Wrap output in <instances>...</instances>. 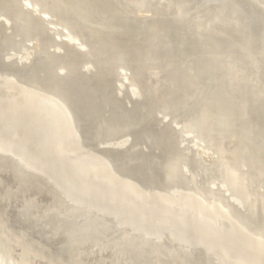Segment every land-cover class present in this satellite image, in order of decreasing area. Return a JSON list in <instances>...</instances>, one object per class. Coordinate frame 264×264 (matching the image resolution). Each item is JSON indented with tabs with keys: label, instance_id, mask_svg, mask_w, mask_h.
<instances>
[{
	"label": "rangeland",
	"instance_id": "374dc122",
	"mask_svg": "<svg viewBox=\"0 0 264 264\" xmlns=\"http://www.w3.org/2000/svg\"><path fill=\"white\" fill-rule=\"evenodd\" d=\"M0 0V5L2 8H0V11H2L4 14L5 12L7 13V11L11 12L9 14V12L7 14H5L7 17V19H9V23H7V25H5V23L2 24V21L0 20V142L4 143L2 145H6V146H9L11 147V149L13 150L14 149V152L15 154H17V156H14V155H11L9 153V151H7V153L5 152H0V157H1V164H0V194L3 195L1 196L0 195V198L3 197V199L1 200L0 199V259H2V263L3 264H101V262H105V256H106V261L105 262L106 264L108 263V261H110V263L112 264V258L114 260V262L117 261V263H123V264H126L128 262H130L131 260L133 261H136L134 259H137V263L136 262H133L131 261L130 263L132 264H145V257H143V255H147V253L143 254L144 252H142L141 256L142 258L139 259V253L141 252H136L138 251L137 248H139V251H142L143 249H140V247L142 245L146 246L147 242L146 241V238L149 236V239L151 240V242L149 244H152L154 241V247L157 249V243L158 245L160 244L162 246V248L160 247L159 245V248H161L160 250L162 251L163 248H164V251L165 249H167L166 251L168 252V254H173L172 256L170 255H167V252L165 253V257L166 255L169 256V257H166L167 258V262L164 260V263L166 264H173L174 261L176 264H181V259L183 260V264L184 262H189L190 264H211L212 260V264H222L221 260L226 263V264H264V245L262 243H264L263 239H264V236H261L262 234L264 235V178H262V174H263V177H264V165L263 162H264V94L261 93V92H264V87L262 89V85L264 84V73L261 74L262 70H264V63H262L263 67L261 66L260 67V70L259 72H256L254 69L253 71H255L257 73V75H255V80H256V83H255V80H253L251 77L254 76V73L252 71V67L250 65L249 68H247L248 66L246 65V69H244L245 67H243V69L241 68L242 66H245V64H248L246 62L245 59L246 56H242V53H243V45H250L253 47H256V46H264L262 45V42L264 41H259L258 38H260V40H264L263 37H264V32H262V26H264V17H260L256 14H259L258 12L255 13L256 17L254 14H251L253 12H249L251 10H248L247 8V3L245 1L244 5H243V2L242 0H239L242 1L241 3H238L239 5L241 6H238V8H241L240 10L241 11V14H240V10L238 8H236V12L233 11L232 12H226V10L224 11L225 13H221L218 11V14L220 15H216L215 13H217V11L213 12L215 9L213 8H210L208 7V5H206L207 7L204 6L203 2H205V0H201V2H196L198 0H192V3H191V0H171V3L170 0H168L169 2L166 4L165 2H160L159 0H156V1H149V0H142L144 1L143 3L145 4L143 6L142 4V1L139 0V1H133L132 0H43L46 4H48L49 7H51L53 9V12L54 14H57L59 18L61 19H64L65 21H70V25H73V27L78 31V32H81V35L84 37V40L85 41H88L87 44L89 45V47L92 48L95 47V48H98V49H95V48H89L88 49V53L85 55L84 58L81 59L82 56H84L80 53H78V51H75V49L69 47H64L65 45H62L64 44L65 42H61L60 40H58L57 38L54 37V34L51 35V30L45 26L46 24L43 25V21L38 18L39 16L37 15V18L35 17V13L33 14V12H29V10H24L22 9V7L19 6V4H17L16 0ZM71 1V2H70ZM103 1V2H102ZM116 1V2H115ZM123 1V2H121ZM127 1V3H126ZM131 1V2H130ZM152 2L155 6H153V4L151 3H147L146 2ZM200 1V0H199ZM3 2V3H2ZM7 2V3H6ZM15 4H14V3ZM66 3V5L63 4ZM118 2V3H117ZM121 2V3H120ZM138 2H140L138 4ZM155 2V3H154ZM176 2V3H175ZM179 2V3H178ZM185 2V3H184ZM187 2V4H186ZM190 2V3H189ZM50 3V4H49ZM129 3V4H128ZM161 3L164 5H161ZM175 3V5L173 4ZM195 3V5H194ZM6 4V6H5ZM95 4V5H94ZM142 4V6L140 5ZM162 6L163 9H161L160 5ZM172 4V5H171ZM63 5V6H62ZM119 5V6H118ZM126 5V6H125ZM129 5V6H128ZM132 5V6H131ZM137 6V7H134V6ZM146 5H150V7H146ZM153 7H152V6ZM168 5V8L166 9L165 7H167ZM177 5V7H176ZM194 5V6H193ZM197 5H200L199 7ZM202 5V6H201ZM10 8H9V7ZM54 6V7H53ZM70 6H73L70 8ZM76 6V7H75ZM96 6V7H95ZM117 6V7H116ZM158 6V7H156ZM173 6V8H172ZM193 6V8L191 7ZM244 10H243V8ZM4 7V9H3ZM16 7V8H15ZM75 7V8H74ZM79 7V8H78ZM130 7V8H129ZM134 7V8H133ZM141 7V8H140ZM156 7V8H154ZM172 8V10L169 8ZM185 7V8H184ZM188 7V9H187ZM189 7H191L193 10H190ZM201 7V8H200ZM207 9L205 10L204 9ZM6 8V9H5ZM55 8V9H54ZM69 8V9H68ZM128 10H126V9ZM132 8V9H131ZM139 8V10L137 9ZM143 8V9H142ZM151 8V9H150ZM154 8V9H153ZM158 8H160L158 10ZM174 8H176L175 10H173ZM178 8V9H177ZM182 8V9H181ZM184 8V9H183ZM210 8V9H209ZM62 9V10H61ZM130 9V10H129ZM136 11H135V10ZM142 9V10H141ZM152 10L151 12L153 13V10L156 9V11H154L155 13L158 11V13H153L150 14V10ZM238 9V10H237ZM5 10V11H4ZM12 10V11H11ZM69 10V11H68ZM71 10V11H70ZM77 10V11H76ZM99 10V11H98ZM185 10V13L183 12ZM186 10L187 13H186ZM202 13H201V11ZM212 11L213 12V15H212V12H209V11ZM248 10V11H247ZM56 11V12H55ZM61 11V12H60ZM135 11V12H134ZM138 11V12H137ZM146 13L148 14V11H149V14L146 15L143 13ZM176 11H177V14H176ZM195 12V13H191V12ZM198 11V12H197ZM205 11V13H204ZM207 11V12H206ZM223 11V10H222ZM245 11V12H244ZM65 12V13H64ZM69 14H68V13ZM74 12V13H73ZM89 12V13H88ZM128 12V13H127ZM133 12V14H132ZM140 12V13H139ZM160 12H161V15H160ZM169 12V13H168ZM173 12V13H172ZM180 12V13H179ZM239 12V13H238ZM243 12V13H242ZM13 13V14H12ZM73 13L74 15L76 14V18L73 16L72 18V15L71 14ZM120 13V14H119ZM123 15H122V14ZM124 13L126 14L124 16ZM164 13V15H163ZM183 13V15H182ZM190 13V14H189ZM198 13V14H197ZM201 13V14H200ZM208 16H207V14ZM231 13V14H229ZM246 13H247V16H248V13L250 15H252V17L254 16L253 19H249V17L246 16ZM63 14H65L63 16ZM131 14V15H129ZM136 14V15H135ZM139 16H138V15ZM169 14V15H168ZM172 14V18L170 17V15ZM188 14V15H187ZM196 14V15H195ZM226 14V15H225ZM228 14V15H227ZM235 14V15H234ZM238 14V15H237ZM240 14V15H239ZM21 15V16H20ZM34 15V16H33ZM80 15V16H79ZM82 15V17H81ZM133 15V17H132ZM141 15V16H140ZM146 17H144V16ZM155 15V19L153 18ZM160 15V16H158ZM163 15V16H162ZM182 15V16H181ZM191 15V16H190ZM195 15V16H194ZM237 15V16H236ZM245 15V16H244ZM14 16V17H13ZM128 16V17H127ZM136 18H135V17ZM150 16V17H149ZM158 16V18H157ZM180 16V17H179ZM194 16V18H193ZM205 16V17H204ZM210 16V17H209ZM212 16H214L212 18ZM217 16V17H216ZM220 16V17H219ZM223 16V17H221ZM226 16H229V17H226ZM231 16V18H230ZM246 17L247 19V22H254L255 23L257 22L256 20H258V17H259V22L263 21V25H261L262 23H259L257 22L256 24L257 25H254L253 22L250 23L249 22V25L248 23L246 22L245 18L242 19V17ZM64 17V18H63ZM69 18L68 20L65 19V18ZM129 17H131L129 20ZM141 17H144V18H141V20H138L139 18ZM160 17V18H159ZM178 19H177V18ZM182 17V19H181ZM185 17V18H184ZM209 17V18H208ZM234 17V18H233ZM251 17V18H252ZM25 18V19H24ZM73 19V20H70ZM75 18V19H74ZM82 19V21L79 20ZM85 18V19H84ZM149 18V19H148ZM151 18V19H150ZM202 18V19H201ZM222 18V19H220ZM242 19L243 21L239 20ZM21 21H20V20ZM29 21H27V20ZM128 19V20H127ZM144 21H143V20ZM160 19V20H159ZM170 19V20H169ZM176 19V20H175ZM190 20L191 22H188L187 20ZM207 19L209 21H207ZM217 20L218 22L216 23V21L214 20ZM223 19H225V23L222 21ZM230 21H229V20ZM236 21H235V20ZM262 19V20H260ZM41 20V21H40ZM78 20V22L76 21ZM85 20V22H83ZM92 20V21H91ZM115 20V22H114ZM124 20V21H123ZM126 20V21H125ZM148 20L150 21V23H152L151 25L149 24ZM156 20V21H155ZM187 23L185 24L184 22ZM232 20L234 21V25H236L235 27H233L234 25H232ZM252 20V21H251ZM74 21L76 22V25L74 24ZM88 21V22H87ZM97 21V22H95ZM102 24H100L99 23ZM106 21V24H104ZM155 21V22H154ZM158 21V23H157ZM180 21V22H179ZM203 21V23L201 24V22ZM206 23H205V22ZM213 21V22H212ZM221 21V22H220ZM238 21V23L236 24V22ZM239 21H241V23H244L243 25L241 23H239ZM28 22V23H27ZM33 25H32V23ZM35 22V23H34ZM39 22V23H38ZM72 22V24H71ZM81 22V24H80ZM124 22V23H123ZM140 22V23H139ZM146 22V23H145ZM148 22V23H147ZM229 22V23H228ZM18 23V24H17ZM22 23V24H21ZM27 23V24H26ZM78 23V24H77ZM84 23V24H83ZM86 23V24H85ZM95 25L96 23H98L97 25L93 26L92 25ZM157 23V25H156ZM159 23H161L159 25ZM183 23V25H182ZM189 23L191 25H189ZM194 23V24H193ZM200 23V25H198ZM208 23V26L206 25ZM214 23V24H213ZM221 26H220V24ZM246 23V24H245ZM149 24V25H148ZM190 26H188V25ZM211 24V25H210ZM213 24V25H212ZM219 24V25H218ZM225 24V25H224ZM230 24V25H229ZM253 24V26H256L258 28H253V26L251 25ZM259 24L261 25V27H259ZM12 27H11V26ZM17 25V26H16ZM36 25V27H35ZM88 28H86L85 26ZM101 25V26H100ZM106 27H103L105 26ZM146 25V26H145ZM159 25V26H158ZM175 25V26H174ZM195 25V27H194ZM221 29V27H223ZM238 25V26H237ZM244 26L246 25L247 27V32H249L248 34L249 35H252L253 37L256 36V34L258 35L257 38H253L252 36H247V33L246 35L243 36V33H245V29H243L242 27H240V30L239 29V26ZM248 25V26H247ZM8 26V27H7ZM23 26V27H22ZM84 26V27H82ZM91 26V27H90ZM98 26V27H97ZM150 26L151 29H150ZM186 26V27H185ZM201 26H205V28L201 27ZM213 28L211 30V28ZM230 28V32L228 27ZM233 29H232V27ZM252 26V27H250ZM22 27V28H21ZM40 27V28H39ZM91 29H90V28ZM96 27V28H95ZM101 27V28H100ZM154 27V28H153ZM159 27V29L156 30V28ZM165 27V28H164ZM207 27V28H206ZM250 27V28H249ZM35 28V30H34ZM45 28V29H44ZM95 28V30H94ZM194 28V29H193ZM220 28V30L222 31H217L216 29ZM238 28V29H237ZM253 30H252V29ZM262 30H261V29ZM14 29V30H13ZM25 29V30H24ZM94 33H93V31ZM98 29V30H97ZM100 29V30H99ZM122 29V30H121ZM150 29V30H149ZM190 29V30H189ZM193 29V31H192ZM252 32L255 31L254 33L250 32L251 30ZM257 29L258 32L260 31V35H262V37H260V35L258 34L257 32ZM17 30V31H16ZM45 30V31H44ZM50 30V32H49ZM106 30V31H104ZM107 30H110L107 32ZM164 30H166L164 32ZM188 30V31H187ZM196 30V31H195ZM204 30V31H203ZM207 30V31H206ZM208 30H210L208 32ZM219 30V29H218ZM237 34L239 35H236V32ZM5 31V32H4ZM23 31V32H22ZM26 31V32H25ZM33 31V32H32ZM36 31V32H35ZM44 31V32H43ZM112 31V32H111ZM115 31V32H114ZM190 31L192 33H190ZM198 31V32H197ZM216 31V32H215ZM227 31L228 33H231L230 34H227ZM233 35L232 34V32ZM242 31V32H241ZM244 31V32H243ZM16 32V33H15ZM88 33V34H85V33ZM90 32V33H89ZM92 32V33H91ZM111 34H108L110 33ZM185 32V33H184ZM194 32V33H193ZM201 32V33H199ZM206 32V33H205ZM208 32V33H207ZM211 32V33H210ZM219 32V33H217ZM222 32V33H220ZM239 32V33H238ZM262 32V34H261ZM5 33V34H4ZM18 33V34H17ZM24 35H23V34ZM26 33V34H25ZM102 33V34H101ZM105 33V34H104ZM124 33V34H123ZM149 33V34H148ZM156 33V34H155ZM216 34L215 36L216 37H219L221 35L220 38H223L225 40H221L220 38H217L215 39L216 37L214 36V34ZM252 33V34H250ZM92 34V36L90 35ZM95 34H98V35H95ZM152 36H151V35ZM155 34V35H154ZM165 34V35H164ZM184 34V35H183ZM193 34V35H192ZM195 34V35H194ZM198 34V35H197ZM204 34L206 35L204 37ZM208 34V35H207ZM218 34H220L218 36ZM227 36L226 38L222 37V36ZM41 35V36H40ZM97 37V36H100V39L98 38H95L94 37ZM105 35V36H104ZM140 35V36H139ZM166 35L168 37H166ZM183 35V36H182ZM188 35V36H187ZM203 35V36H201ZM212 35V37H211ZM233 35V36H232ZM121 36V37H120ZM161 36V37H160ZM163 36V37H162ZM172 36V37H171ZM185 36V37H184ZM210 36V37H209ZM241 36H242V39H241ZM249 37L250 39L247 41V37ZM19 37V38H18ZM38 37V38H37ZM86 37V38H85ZM94 37V38H93ZM102 37V38H101ZM109 37V39L111 40H107V38ZM183 37V38H182ZM203 37V38H201ZM208 37V38H207ZM214 37V38H213ZM235 37V39H234ZM239 38V41L237 40V38ZM9 38V39H8ZM11 38V39H10ZM24 38V39H22ZM34 38V39H33ZM55 38L56 41H59L61 44L60 45H57V47L55 46V40L53 39ZM90 38V39H89ZM93 38V39H92ZM104 38V39H103ZM162 38V39H161ZM176 38V39H175ZM187 38V39H186ZM196 38V39H195ZM199 38V39H198ZM206 38V39H205ZM212 40H211V39ZM227 38L230 39V41H226ZM246 38V39H245ZM253 38V39H252ZM19 39V40H18ZM154 39V40H153ZM158 39V41L156 42V40ZM165 39V40H164ZM170 39V40H169ZM185 39V40H184ZM209 39V40H207ZM214 39V40H213ZM219 39V40H218ZM240 39H241V42H240ZM245 39V41H244ZM253 41H252V40ZM4 40V41H3ZM13 40V41H12ZM39 40V41H38ZM168 40V41H167ZM200 40L203 42H200ZM207 40V41H206ZM218 42H217V41ZM243 40V41H242ZM6 41V43H5ZM9 41V42H8ZM16 41V42H15ZM22 41V43H21ZM29 41V42H28ZM36 41V42H35ZM49 41V42H48ZM93 41V43H92ZM114 42V43H111V42ZM118 41V42H117ZM155 41V42H154ZM167 41V42H165ZM199 41V42H198ZM213 43H212V42ZM224 41V42H223ZM235 41V43H234ZM238 41V42H237ZM250 44H245L243 42H246ZM255 41V43H253ZM5 44H4V43ZM11 42V43H10ZM18 42V43H17ZM52 42V43H51ZM58 42V43H59ZM94 42L96 44H94ZM117 42V44H116ZM154 42V43H153ZM175 42V43H174ZM183 42V44H182ZM191 42V43H190ZM208 42V43H207ZM220 42V43H219ZM228 44H227V43ZM234 44H233V43ZM258 45H256L257 43ZM261 42V43H260ZM2 43V44H1ZM57 43V44H58ZM59 43V44H60ZM92 45H91V44ZM108 43V46H106ZM110 43V45H109ZM197 43V44H196ZM202 43V46L204 45V47L201 49V44ZM241 43H243V45H241ZM254 45H253V44ZM8 44V45H7ZM48 44V45H47ZM112 44V45H111ZM158 44V45H157ZM163 44V45H162ZM170 46L168 47L167 45ZM199 44V45H198ZM211 44V45H209ZM216 44L218 46H216ZM227 44V45H226ZM234 45L233 47H231L232 45ZM239 44V45H238ZM260 44V45H259ZM6 45V46H5ZM27 45V46H26ZM114 45V46H113ZM176 45V46H175ZM178 45V46H177ZM180 45L183 47H180ZM215 45V47L213 46ZM220 45V46H219ZM26 46V47H25ZM40 46V47H38ZM43 46V47H42ZM60 46V47H59ZM117 46V47H115ZM121 46V47H120ZM154 46V48H153ZM162 46V47H161ZM167 48H166V47ZM200 46V47H199ZM226 47L230 46L229 48H227V51H226ZM240 46V47H239ZM250 46V47H251ZM64 47V48H63ZM109 49H108V48ZM111 47V48H110ZM114 47V48H113ZM120 47V48H119ZM157 47H161V48H157ZM178 47V48H177ZM217 47H220V50L219 48ZM236 47H238L237 51L236 50ZM2 48V49H1ZM19 48V49H18ZM29 48V49H28ZM32 48V49H31ZM166 48V49H165ZM171 48V49H170ZM183 48V50L181 49ZM215 50L214 48H216V52L212 50ZM223 48V49H222ZM240 48V51H238ZM262 48V47H261ZM42 49V50H41ZM45 49V50H44ZM66 49V50H65ZM91 49V50H90ZM104 49V50H103ZM119 49V51L117 50ZM164 49V50H163ZM185 49V50H184ZM190 49V51H189ZM203 49H205L206 51H204ZM207 49H209L210 51H208ZM235 49V50H234ZM99 50V51H98ZM123 50V51H122ZM192 50V51H191ZM196 50V51H195ZM233 50V52H231ZM264 50V49H263ZM29 51V52H27ZM94 51V52H93ZM101 51V52H100ZM115 51V52H113ZM150 51V52H149ZM187 51L188 56H187V53L185 52ZM202 51V53H201ZM204 51V52H203ZM209 53H208V52ZM211 51H213L212 54ZM230 51V52H229ZM92 52V53H91ZM98 52V53H97ZM100 52V53H99ZM118 52H119V55H118ZM153 52V53H152ZM224 54H222V53ZM227 54H226V53ZM264 52V51H263ZM28 53V56L26 57L25 54L27 55ZM49 55H48V54ZM63 53V54H62ZM92 56H91V54ZM93 53H96V55H94ZM107 53V54H106ZM113 53V54H112ZM117 53V54H116ZM130 53V54H129ZM176 56H175V54ZM180 53V54H179ZM183 55H182V54ZM184 53H186V58H185V55ZM195 53V54H194ZM205 53V55H204ZM220 54V57L222 56L223 57V61L221 60V58H218L219 56L216 55V54ZM230 53V54H228ZM240 53V54H239ZM33 54V55H32ZM71 54V55H70ZM80 54V55H79ZM101 54V55H100ZM122 54V55H121ZM170 54H171V57H170ZM199 54H201L199 56ZM209 54V56H208ZM226 54V55H225ZM16 55V56H15ZM46 55V56H45ZM60 55V56H59ZM68 55V56H67ZM90 55V56H88ZM118 55V56H116ZM177 55H179L177 57ZM180 55H182V57H180ZM191 55V56H190ZM244 55V54H243ZM25 58H23V57ZM100 56V57H99ZM111 56V57H109ZM150 56V57H149ZM168 56H169V59H168ZM174 56V57H173ZM212 56V57H211ZM214 56V57H213ZM238 56V57H237ZM6 57V58H5ZM15 57V58H14ZM20 57L22 59H20ZM89 57V58H87ZM97 57V58H96ZM152 57V58H151ZM192 57V59H191ZM198 58V61L196 58ZM209 57V58H208ZM216 57V59H214ZM227 57V58H226ZM230 57V58H229ZM237 57V58H236ZM241 59H240V58ZM91 58H92V61H91ZM105 58V59H104ZM138 58V59H137ZM150 58V60H149ZM173 58V59H171ZM176 58V59H175ZM178 58V59H177ZM189 58V59H188ZM218 58V60H217ZM232 58V59H231ZM235 58V59H234ZM16 59V60H15ZM102 59V60H101ZM107 59V60H106ZM110 59V60H109ZM120 59V60H119ZM124 59V60H122ZM129 59V60H128ZM183 59V60H181ZM187 59V60H186ZM193 59H194V62H193ZM227 59V60H226ZM228 59H229V62H228ZM2 60V61H1ZM5 60V62H4ZM70 60V61H69ZM83 60V63L84 61L86 60L87 63H85L83 65V63H81L80 61ZM94 60H95V63H94ZM103 60H106V61H103ZM114 60V61H112ZM116 60V61H115ZM122 60V62H121ZM167 60V61H166ZM172 60V61H170ZM180 60V61H179ZM186 60V62H185ZM211 60V61H210ZM217 60V61H216ZM236 62H233L235 61ZM239 60V61H238ZM9 61V62H8ZM14 61V62H13ZM55 61V62H54ZM127 61V62H126ZM148 61V62H147ZM157 61V62H156ZM181 61H184L185 63H181ZM188 61V62H187ZM190 61H192V63L190 64ZM210 61V62H208ZM242 61L244 62V64L242 63ZM4 62V63H3ZM42 64H41V63ZM81 65H80V63ZM90 62V63H89ZM118 62L120 64H118ZM150 62V63H149ZM196 62V63H195ZM208 64V66L204 65L203 64ZM206 62V63H205ZM208 62V63H207ZM227 65H226V63ZM3 63V64H2ZM33 63V64H32ZM51 63V64H50ZM114 63L118 64V65H124L127 69H129V73L130 74H133V77L137 86H138V89L140 90L139 91V95L137 97H133L130 92H128L129 90L125 87L123 88H120L119 87V82L114 80L115 78L119 77L117 76L118 72H117V66L118 65H114ZM126 65H125V64ZM131 63V64H130ZM147 63V64H145ZM152 63V64H151ZM169 65H168V64ZM176 63V65L174 64ZM179 63V64H177ZM197 65H195V64ZM211 63V64H210ZM221 63V64H220ZM224 63V64H223ZM234 63V64H233ZM241 63V64H240ZM5 64V65H4ZM79 64V65H78ZM86 64H88V67L85 68ZM90 64V65H89ZM94 65V66H91V65ZM96 64H98L96 66ZM114 66H113V65ZM135 64V65H134ZM149 64H151V67L149 66ZM166 64V65H165ZM188 64H189V67H188ZM194 64V65H193ZM210 64V65H209ZM3 65V66H2ZM14 65V66H13ZM34 65V66H33ZM36 65V66H35ZM112 69L110 70L109 67ZM172 65V68L174 67H178L177 68V71H174L176 70V68H174V70L171 68ZM202 65V67H201ZM213 65V66H212ZM220 65V66H219ZM233 65V66H232ZM235 65V66H234ZM240 65H242L240 67ZM96 66V67H95ZM107 66V67H106ZM147 66V67H146ZM169 66V67H168ZM186 66V67H185ZM194 66V68H193ZM196 66V67H195ZM239 66V67H238ZM56 67V69H55ZM61 67V68H60ZM84 67V68H83ZM92 67V68H90ZM100 67V68H99ZM143 67V68H142ZM168 67V69H166ZM199 67V68H198ZM203 67H206L207 70H204ZM216 67V68H214ZM222 67V68H221ZM238 69L236 70L235 68ZM6 68V69H5ZM42 68V69H41ZM74 68V69H73ZM83 68V70H82ZM98 68V69H97ZM103 68V69H102ZM114 68L115 71L113 70ZM220 68V69H219ZM230 68V69H229ZM263 68V69H262ZM11 69V70H10ZM18 69V70H17ZM27 69V70H26ZM86 69V70H85ZM88 69V70H87ZM90 69V70H89ZM92 69V70H91ZM181 69V70H180ZM200 69V71H199ZM214 69V70H213ZM215 69H216V73H215ZM227 69V70H226ZM233 69V70H232ZM241 69H242V73H241ZM249 69H250V72H249ZM2 70V71H1ZM8 70V71H7ZM23 70V71H22ZM101 70V71H100ZM133 70V71H132ZM161 70V71H160ZM183 70V71H182ZM189 70V71H188ZM195 70V71H194ZM209 70V71H208ZM219 70V72H218ZM224 70V71H223ZM38 71V73H37ZM42 71V72H41ZM66 71V72H65ZM70 71V72H69ZM86 71V72H84ZM92 71V72H91ZM98 71V72H96ZM159 71V72H158ZM164 71V73H163ZM172 71V72H170ZM175 74H174V72ZM186 71V72H185ZM193 71V74L190 73ZM214 71V73H213ZM236 71V73H235ZM5 72V74H4ZM57 72V73H56ZM65 72V73H64ZM102 72V73H101ZM195 72V73H194ZM226 72V73H225ZM229 72V73H228ZM247 72V74H246ZM264 72V71H263ZM89 73V74H88ZM101 73V74H99ZM113 73H114V77L112 78L113 76ZM117 73V74H116ZM152 73V74H151ZM166 73V74H165ZM168 73V74H167ZM190 73V74H189ZM197 73V75H196ZM199 73V74H198ZM210 73V75H209ZM221 73V74H220ZM223 73V74H222ZM245 73V74H244ZM249 73V74H248ZM251 73H253L251 75ZM255 73V74H256ZM261 75H260V74ZM66 74V75H65ZM97 74V75H96ZM216 74V76H215ZM25 75L27 77H25ZM95 77L94 79L93 76ZM99 75V76H98ZM104 76V78H102V76ZM155 75V76H154ZM168 75H171V77H169ZM182 75V76H181ZM185 75V76H184ZM195 75V76H194ZM212 75V76H211ZM221 75V76H220ZM229 75V77H228ZM235 75V76H234ZM241 75V76H240ZM46 76V77H45ZM88 76V77H87ZM108 76V77H107ZM143 76V77H142ZM158 79H157V77ZM168 76V77H167ZM176 76H178L179 80L176 78ZM184 76V78H183ZM189 76V77H188ZM206 76V77H205ZM211 76V77H209ZM214 76V78H213ZM225 78H224V77ZM237 77L241 78H237ZM247 76V77H246ZM250 78H249V77ZM258 76H263L262 78L258 77ZM11 77V78H10ZM13 77V79H12ZM79 77V78H78ZM140 77V78H139ZM166 77V79H165ZM202 77V78H201ZM207 77L209 78V80L207 79ZM223 77V78H222ZM257 77V79H256ZM22 78V80H21ZM24 78V79H23ZM48 78V80H47ZM53 78V79H52ZM90 78V79H89ZM145 78V79H144ZM173 78V79H172ZM182 78V80H181ZM189 78V79H187ZM206 78V79H205ZM217 78V79H216ZM221 78V79H220ZM231 78V79H230ZM248 78V79H247ZM254 78V77H253ZM259 78L261 79V82L259 83L258 80ZM11 79V80H10ZM99 79V81H98ZM107 79V80H106ZM138 79V80H137ZM184 79V80H183ZM186 79V80H185ZM192 79H194L192 81ZM195 79H199L197 81H195ZM230 79V80H229ZM235 79V80H234ZM247 79V81H246ZM251 79V80H250ZM4 80V81H3ZM21 80V81H20ZM69 80V81H68ZM78 80V81H77ZM92 83H91V81ZM109 80V81H108ZM118 80V79H117ZM158 80V81H157ZM163 80V81H162ZM207 82H206V81ZM211 80V81H210ZM249 80V81H248ZM263 80V82H262ZM23 81V82H22ZM77 81V82H76ZM102 81V82H101ZM107 81V82H105ZM112 81V82H111ZM154 81V82H153ZM160 81V82H159ZM166 81L167 84L169 86H167L166 84ZM180 81V83H179ZM182 81V82H181ZM188 81V82H187ZM195 81V82H194ZM202 81V82H201ZM220 83H218V82ZM245 81V82H244ZM254 81V83H252ZM260 81V80H259ZM25 82V83H24ZM28 82V83H27ZM42 82V83H41ZM76 82V83H75ZM95 82V83H94ZM110 82V83H109ZM117 82V83H116ZM157 82V83H156ZM161 82H165L164 84L161 83ZM172 82V83H171ZM173 82H175L173 84ZM186 84L184 86V84ZM193 82V83H191ZM217 82V83H216ZM230 82V87L228 85V83ZM238 82V83H236ZM243 82V83H242ZM247 82L249 84H247ZM101 83V84H99ZM105 83V84H103ZM116 83V84H115ZM140 83H142V85H140ZM156 83V84H154ZM177 83V84H176ZM179 83V85H178ZM198 85H196V84ZM241 83V84H240ZM259 86H258V84ZM262 83V84H261ZM10 84V85H8ZM25 86H24V85ZM57 84V85H56ZM63 84V86H62ZM94 84V85H93ZM108 84V86H107ZM111 84V85H110ZM118 84V86H117ZM158 84V85H157ZM166 85L167 87L163 86V85ZM182 84V85H181ZM196 86H195V85ZM207 84V85H206ZM237 86H236V85ZM244 84H246L247 86H244ZM261 84V86H260ZM23 85V86H22ZM44 85V86H43ZM46 85V87H45ZM75 85V86H74ZM156 87H155V86ZM175 85L176 89H179L180 92H182V96L181 94L179 93V90H177V94H175V96H173L174 92L176 93V89H174L175 87H173ZM180 87H178V86ZM189 85V86H188ZM213 85V86H212ZM220 86V88H218ZM232 85V86H231ZM235 85V86H233ZM257 85V86H256ZM81 86V87H80ZM97 86V87H96ZM117 86V87H116ZM160 86V87H159ZM184 86V87H183ZM197 87L195 89V87ZM210 86V88H209ZM218 86V87H217ZM227 86L229 88H227ZM242 86V88H241ZM255 86V87H254ZM264 86V85H263ZM106 87V88H105ZM153 87V89H152ZM166 89H165V88ZM169 87V88H168ZM171 87H173V91L171 90ZM184 90H183V88ZM187 89H186V88ZM191 87V88H190ZM193 87V88H192ZM201 87V88H200ZM224 89H223V88ZM226 87V88H225ZM236 87V88H235ZM240 87V88H239ZM254 87V89H253ZM261 87V88H259ZM16 88V89H15ZM18 88V89H17ZM95 88V90H94ZM102 88V89H101ZM118 88V89H117ZM148 88V89H147ZM217 88V89H216ZM256 88V89H255ZM29 89V90H28ZM87 89V90H85ZM91 89V90H90ZM97 89V90H96ZM104 89V90H103ZM122 89V90H121ZM124 89V91H123ZM142 89V90H141ZM163 89V91H162ZM165 89V90H164ZM203 89V90H201ZM207 91V93L205 92V90ZM228 89V90H227ZM234 89V91H233ZM70 90V91H69ZM78 90V91H77ZM105 92H103V91ZM150 90V91H149ZM156 90H157V93H156ZM160 90V91H159ZM168 90V91H167ZM171 90V92H170ZM175 90V91H174ZM196 90V91H195ZM230 90V91H229ZM238 90V91H237ZM245 92H244V91ZM261 90V91H260ZM263 90V91H262ZM65 93H64V92ZM75 92L74 94H72V92ZM77 91V92H76ZM90 91V92H89ZM154 91V92H153ZM164 91H166V93H164ZM184 91V92H183ZM195 91V92H194ZM201 91V92H200ZM204 91V92H203ZM209 91V92H208ZM216 91V92H215ZM236 91V92H235ZM256 93H254V92ZM100 92V94H99ZM141 92V93H140ZM161 92V93H160ZM170 92V93H169ZM189 92H194L193 95L192 93H189ZM198 94H197V93ZM214 92V93H213ZM224 92V93H222ZM235 92V93H233ZM237 92H240V93H237ZM11 93V94H10ZM95 93V94H94ZM107 93V94H106ZM126 93V94H125ZM154 93V94H153ZM164 93V95H163ZM168 93V97L165 96V94L167 95ZM179 93V94H178ZM185 95H184V94ZM189 93V94H188ZM202 93V94H201ZM44 94V96H43ZM48 94H51V95H48ZM61 94V95H60ZM76 94V95H75ZM105 94V95H104ZM111 94V95H110ZM150 94V95H149ZM159 94V95H158ZM171 94V95H170ZM195 94V96H194ZM206 94V97H203V95ZM209 94V95H208ZM214 96H213V95ZM242 94V95H241ZM245 94V95H244ZM258 94V96H257ZM41 95V96H40ZM48 95V96H46ZM53 95H57L61 100L62 102L65 104L64 106L65 109L68 108L70 110L66 111L67 112V117L65 116H62V114L60 113H56L55 111H53L52 109H50L49 107V103L48 101L46 100L47 97L49 96H53ZM61 97H60V96ZM68 95V96H67ZM93 95V96H92ZM107 95V96H106ZM114 95V97H113ZM121 95V96H120ZM130 95V96H129ZM171 97H170V96ZM178 95V96H177ZM180 95V96H179ZM187 95V96H186ZM189 95V96H188ZM193 97H192V96ZM208 95V96H207ZM231 95V96H230ZM238 97H237V96ZM4 96V97H3ZM9 96V97H8ZM42 96H43V100L42 99ZM95 96V97H94ZM109 96V97H108ZM123 96V97H122ZM126 96V97H125ZM161 96V97H160ZM173 96V97H172ZM191 96V97H190ZM221 96V97H220ZM227 96V97H226ZM234 96V98H233ZM8 97V98H7ZM45 97V98H44ZM76 97V99H74ZM104 97V98H103ZM107 97V98H106ZM111 97V101H110V98ZM119 97V98H118ZM130 97V98H129ZM166 97V98H165ZM181 97L183 99H181ZM196 97V99H195ZM201 97V98H200ZM202 97H203V100L202 101ZM212 97V98H210ZM217 97H218V100H217ZM247 99H246V98ZM261 97V98H260ZM29 98V99H28ZM41 98V99H40ZM102 100H101V99ZM106 98V99H105ZM132 98V100H131ZM166 101V103L164 102V100ZM175 99V100H171V99ZM208 98V99H206ZM226 98V99H225ZM229 98V99H228ZM237 98H240L239 100ZM241 98L243 100H241ZM263 98V99H262ZM45 99V100H44ZM86 99V100H85ZM127 99V100H126ZM129 99V100H128ZM151 99V100H150ZM167 99V100H166ZM170 99V100H168ZM198 99L199 102H198ZM226 101H225V100ZM245 99V101H244ZM262 99V100H261ZM38 100V102L36 101ZM67 100V101H66ZM95 100V101H94ZM124 100V102H123ZM139 100V101H138ZM158 100V101H157ZM160 100V101H159ZM162 100V101H161ZM180 100V101H178ZM186 100V101H185ZM190 100V101H188ZM196 100V101H195ZM212 100V101H211ZM229 100V101H228ZM263 102H261V101ZM42 101V102H41ZM100 101V102H99ZM113 101V102H112ZM194 101V102H192ZM215 101V102H214ZM239 101V102H238ZM105 102V105H103ZM107 102V104H106ZM116 102V104H115ZM181 102V103H180ZM187 102V103H186ZM189 102V103H188ZM223 102V103H222ZM227 102V103H226ZM247 102V103H245ZM249 102V104H248ZM41 103V104H40ZM45 103V104H44ZM77 103V104H75ZM90 103V104H89ZM102 103V104H100ZM109 103V104H108ZM113 103V104H112ZM123 103V104H122ZM129 103V104H128ZM167 103L169 104V106L171 105L172 107H169L167 105ZM178 103V105H176ZM179 103L181 105H179ZM192 103V104H191ZM194 103V106H192ZM197 105H196V104ZM202 103L203 106H202ZM229 103V105H228ZM244 103V104H243ZM251 103V104H250ZM38 104L40 105L38 107ZM43 104V105H42ZM85 104V105H84ZM112 104V105H111ZM118 104H119V107H118ZM122 104V105H121ZM131 104V105H130ZM161 104V105H160ZM187 104V106H186ZM189 104H191L190 106H192L193 110L196 111V112H192V108H190ZM206 104V106H205ZM214 104V105H213ZM225 104V106H224ZM226 104H227V107H226ZM235 104V106H234ZM241 104V105H239ZM42 105V109L40 108ZM47 105V106H46ZM69 105V106H67ZM75 105V106H74ZM110 105V106H109ZM137 108H136V106ZM175 105V106H174ZM217 105V106H216ZM222 105V106H221ZM94 106V107H93ZM105 106V107H104ZM108 106V107H107ZM122 106V107H121ZM130 106V107H129ZM165 106V107H164ZM181 106V107H180ZM186 106V107H185ZM210 106V107H209ZM212 106V107H211ZM216 108H213L215 107ZM230 106V107H229ZM244 106V107H243ZM46 107V108H45ZM72 107V108H71ZM100 107V108H99ZM104 107V108H103ZM110 107V108H109ZM115 107V108H114ZM150 107V108H149ZM184 107V109H183ZM196 107V108H195ZM201 107V108H200ZM205 107V108H204ZM223 107V108H222ZM225 107V108H224ZM45 108V109H44ZM49 108V109H48ZM71 108V109H70ZM102 108V109H101ZM107 108V109H106ZM123 108V110H122ZM126 108V109H125ZM165 108H166V111H165ZM178 108V109H177ZM188 108V110H187ZM190 108V109H189ZM209 108V109H208ZM231 108V110H230ZM246 110H245V109ZM248 108V109H247ZM44 109V110H43ZM76 109V110H74ZM88 109V110H86ZM91 109V110H90ZM95 109V110H94ZM109 109V110H108ZM141 109V110H140ZM162 109V110H161ZM173 109V110H172ZM200 109V110H199ZM203 109V110H202ZM205 109V110H204ZM208 109V110H207ZM235 109V110H234ZM238 109V110H237ZM243 109V110H242ZM113 110V111H112ZM126 110V111H125ZM136 110V111H134ZM160 110V111H159ZM168 110H170L171 112V117L169 116V114H167L166 116V113H170ZM172 110V111H171ZM176 110V114L174 113ZM184 110H186L185 112L187 113H184ZM210 110V111H209ZM214 110V111H213ZM217 110H220L219 112H216ZM45 111V112H44ZM75 111V112H74ZM93 111V112H92ZM99 111V112H98ZM107 111V112H106ZM112 111V112H111ZM159 111V112H158ZM164 111V112H163ZM177 111L179 113H177ZM188 111V112H187ZM189 111H191V113L193 114H189ZM199 111V113H198ZM202 111V113H201ZM203 111L205 113H203ZM223 111V112H222ZM228 111V112H227ZM243 111V112H242ZM102 112H105V113H102ZM110 112V113H109ZM132 112V113H131ZM141 112V113H140ZM166 112V113H165ZM182 112L184 114H182ZM212 112V114L210 113ZM215 112V113H214ZM50 116H48L47 114ZM70 113V114H69ZM72 113V114H71ZM75 113V114H73ZM95 113V114H94ZM112 113V114H111ZM126 113V114H125ZM135 113V114H134ZM140 113V114H139ZM165 113V114H164ZM198 113V115H197ZM225 113V114H224ZM232 113V114H231ZM239 113V115H238ZM52 114V115H51ZM56 116H55V115ZM118 114V115H117ZM122 114V115H121ZM125 114V116H124ZM155 114V115H153ZM164 114V115H163ZM180 114H181V117L185 116L187 117L188 115H192L191 118L188 116V120L184 118H179L180 117ZM203 114V115H202ZM224 114V115H223ZM228 114V115H227ZM249 114V115H247ZM251 114V115H250ZM45 115V116H44ZM48 120L47 119V117ZM79 115V116H78ZM99 115V116H98ZM111 115V116H109ZM121 115V116H120ZM134 115V116H133ZM162 115V116H161ZM175 115V116H174ZM205 115V117H204ZM208 115V116H207ZM4 116V118H3ZM39 116V117H38ZM43 116V117H42ZM72 116V117H71ZM113 116V117H112ZM120 116V117H119ZM127 116V117H126ZM168 117V119L166 118ZM179 116V117H178ZM211 116V117H210ZM229 116H231L229 118ZM247 116V117H246ZM85 117V118H84ZM93 117H96V118H93ZM110 117V118H109ZM176 117V118H175ZM194 117V118H192ZM203 119H201V118ZM216 117V118H215ZM237 117V118H236ZM46 118V119H45ZM55 120V121H53ZM106 118V119H105ZM116 118V119H115ZM170 118V119H169ZM176 121V122H179L180 121H183V119L185 120L182 122V124H188L187 126H189L190 128L194 129L195 131H198V133L201 135L202 133L205 132V130L207 129L206 127H208V130H206V133L204 135V137H207L206 135H209V133L211 134L209 137L211 138L212 142L218 146L221 147V145L225 144V142H227V145L230 144V148L229 150L230 153L227 154V156L232 160L231 162H234L235 164L234 165H241L243 164L244 166V163H245V166H246V169L243 167L242 169V177H244L245 179L242 178L243 182L240 183L239 181L237 182L236 178L238 179V177L236 176V174H234L233 172L229 171L226 169V167L221 164V160L219 159L218 160H214L212 157H209V158H205L203 159L200 155L196 154L197 152L196 151H193L194 149H192L191 146H189L190 144L188 142H186L183 137H182V134H181V131L179 130V128L173 123V120ZM178 118V119H177ZM196 118H199L198 120ZM209 118V119H207ZM241 118V119H240ZM250 118V119H249ZM75 119V120H74ZM80 119V120H79ZM85 119V120H84ZM90 122H89V120ZM109 119V121H108ZM130 119V121H129ZM138 119V120H137ZM164 119V120H163ZM193 120L190 121V120ZM195 119V121H194ZM226 119V120H225ZM243 119V120H242ZM256 119V120H255ZM92 120V121H91ZM96 120V121H95ZM106 120V121H105ZM118 120V122L116 121ZM140 120V121H139ZM201 120V122H200ZM225 120V121H224ZM235 120V121H234ZM242 120V121H241ZM2 121V122H1ZM96 124H95V122ZM122 121V122H121ZM128 121V123H127ZM136 121V122H135ZM190 121V122H189ZM199 121V123H198ZM240 121V122H239ZM252 123H251V122ZM75 122V123H74ZM115 122V123H114ZM124 122V123H123ZM189 122V123H187ZM212 124H211V123ZM226 122V123H225ZM228 122L230 124H228ZM233 122V123H232ZM243 122L245 123L243 125ZM247 122V123H246ZM2 123V124H1ZM6 123V124H5ZM57 123V124H56ZM103 123V124H102ZM165 123V124H163ZM168 123V124H167ZM171 123V124H170ZM181 123V122H179ZM196 123V125H195ZM208 123V124H206ZM237 123V124H236ZM249 123V124H248ZM252 125H251V124ZM81 124V126H80ZM89 124V125H88ZM134 124V125H133ZM140 124V125H139ZM144 124V125H143ZM173 124V125H172ZM200 124V126H199ZM223 124V125H222ZM226 124V125H225ZM236 127H235V125ZM241 124V126L239 125ZM120 125V126H119ZM164 125V126H163ZM176 127H175V126ZM207 125V126H206ZM222 125V126H221ZM232 125V126H231ZM249 125H251L250 127H248ZM261 127H260V126ZM6 126V127H5ZM92 126V127H91ZM105 126V129L103 128ZM118 128H117V127ZM192 126V127H191ZM199 128H198V127ZM206 126V127H205ZM227 126V127H226ZM234 126V127H233ZM244 126V127H243ZM9 127V129H8ZM83 127V128H82ZM90 127V128H89ZM94 127V128H93ZM138 127V129H137ZM147 127V128H146ZM151 127V128H150ZM158 127V128H157ZM169 127V128H168ZM175 127V128H174ZM197 127V128H195ZM220 127V128H219ZM227 130H226V128ZM230 127V128H229ZM246 127V128H245ZM252 127V128H251ZM255 127V128H253ZM3 128V129H2ZM76 128V129H75ZM87 128V129H86ZM98 128V130H97ZM144 128V130H143ZM172 128V129H171ZM177 128V129H176ZM203 130H201V129ZM223 128V129H222ZM236 128V129H235ZM252 130H251V129ZM259 128V129H258ZM76 131H75V130ZM90 129V130H89ZM163 129V130H162ZM166 129V130H165ZM168 129V130H167ZM170 129V131H169ZM213 129V130H212ZM231 129V130H230ZM242 129V130H241ZM245 129V131H244ZM249 132H248V130ZM257 129V130H255ZM2 130V131H1ZM83 130V131H82ZM86 130V132H85ZM88 130V131H87ZM95 130V132H93ZM133 132H132V131ZM180 132H179V131ZM201 130V131H200ZM217 130V131H216ZM220 130V131H219ZM225 130V131H224ZM229 130V131H228ZM27 131V133H26ZM102 131V132H101ZM114 131V132H113ZM138 131V132H137ZM149 131V132H148ZM160 131V132H159ZM165 133H164V132ZM168 131V132H167ZM208 131V132H207ZM215 131V132H214ZM224 131V132H223ZM227 131V132H226ZM234 131V132H233ZM241 134H240V132ZM252 133H251V132ZM262 131V132H261ZM12 132V133H10ZM15 132V133H14ZM19 132V133H18ZM76 132V133H75ZM83 132V133H82ZM98 132V133H96ZM128 132V133H127ZM144 132V133H143ZM158 132V133H157ZM179 132V133H178ZM218 132V133H217ZM232 132V133H231ZM237 132V133H236ZM244 132V134H243ZM247 132V134H246ZM261 132V133H260ZM3 133V135L1 134ZM18 135H17V134ZM62 133V134H61ZM65 133V135L63 134ZM81 133V134H80ZM105 133V134H104ZM110 133V134H109ZM116 133V134H115ZM120 133V134H119ZM134 133V134H133ZM153 133V134H152ZM164 133V134H163ZM225 133V134H224ZM235 133V135H234ZM84 134V135H83ZM157 134V135H156ZM162 134V135H161ZM215 134V135H213ZM232 134V135H231ZM261 134V135H260ZM263 134V135H262ZM10 137H9V136ZM21 135V136H20ZM31 135V136H30ZM64 137H63V136ZM92 135V137H91ZM101 135V137H100ZM135 135V136H134ZM145 135V136H144ZM227 135V136H225ZM254 135V136H253ZM259 135V136H257ZM84 136V137H83ZM125 136V137H124ZM137 136V137H136ZM150 136V137H149ZM158 136V137H157ZM173 136V137H172ZM203 136V134L201 135ZM215 137V139H213V137ZM225 136V138H224ZM232 136V137H231ZM251 136V137H250ZM23 137V138H22ZM88 137V138H87ZM98 137V138H97ZM129 137V139H128ZM162 137V138H160ZM168 137V138H167ZM180 137V138H179ZM217 137V138H216ZM221 137V138H219ZM222 137L224 138L222 140ZM226 137H228V141L226 139ZM234 137V139H233ZM247 137V138H246ZM21 138V139H20ZM84 138V140H83ZM91 140H90V139ZM93 138V140H92ZM103 138V139H102ZM125 138V139H124ZM157 138V140H156ZM161 140H160V139ZM175 138H176V141H175ZM179 138V139H178ZM209 138V139H210ZM231 138V139H230ZM245 138V139H244ZM249 138V139H248ZM254 138V139H253ZM15 139V140H14ZM23 139V140H22ZM32 141H31V140ZM120 139V140H119ZM139 139H140V142H139ZM182 139V140H181ZM218 142H217V140ZM252 139V140H251ZM261 139V140H260ZM2 140V141H1ZM20 140V141H19ZM81 140V141H80ZM123 140V141H122ZM127 140V142H126ZM173 140V141H172ZM179 142H178V141ZM184 140V141H183ZM216 140V141H215ZM222 140V141H221ZM231 140V141H230ZM238 140V141H237ZM246 140V141H244ZM253 140L255 142H253ZM256 140H258L256 142ZM84 141V142H82ZM88 141V143H87ZM97 141V142H96ZM122 141V142H121ZM125 141V143H123ZM138 141V142H137ZM165 143H164V142ZM230 141V142H229ZM232 141L235 143H232ZM260 141V142H259ZM22 142V143H21ZM31 142V143H30ZM82 142V143H80ZM114 142V143H113ZM121 142V143H120ZM154 142V143H153ZM159 142V143H158ZM163 142V143H162ZM169 142V143H168ZM229 142V143H228ZM237 142V143H236ZM244 142V143H243ZM63 143V145H62ZM117 143V144H116ZM120 143V144H119ZM123 143V144H122ZM181 143V144H180ZM182 143L184 145H182ZM219 143V144H218ZM240 143V144H239ZM257 143V144H256ZM23 144V145H22ZM31 147H29L30 145ZM85 144V146H84ZM98 144V146H97ZM137 144V145H136ZM156 144V145H155ZM168 144V145H167ZM172 144V145H171ZM179 144V146H178ZM188 144V146H187ZM238 146H237V145ZM243 144V145H242ZM251 144V145H250ZM1 143H0V147L2 146ZM152 145V146H151ZM242 145V146H241ZM253 145V146H252ZM13 146V148H12ZM103 146V147H102ZM117 146V147H116ZM128 146V147H127ZM131 146V147H130ZM159 146V147H158ZM171 146V148H170ZM176 146V148H175ZM241 146V147H240ZM245 146H247L246 148H244ZM250 146V147H249ZM252 146V147H251ZM263 146V147H261ZM65 149H64V148ZM114 147V148H113ZM165 147L164 149H161ZM232 147V148H231ZM254 147V148H253ZM18 150H16V149ZM79 148V149H78ZM86 148V149H85ZM99 148V149H98ZM152 148V149H151ZM189 148V149H188ZM239 148V150H238ZM240 148L243 150H240ZM253 148V149H251ZM30 149V150H29ZM82 149V150H81ZM94 149V151H93ZM146 149V150H145ZM154 149V150H153ZM168 149V150H167ZM178 149V150H177ZM186 149V150H185ZM238 153H236V151ZM263 149V150H262ZM20 150V152H19ZM54 150V151H52ZM69 150V151H68ZM84 150V151H83ZM88 150V151H87ZM96 150V151H95ZM117 150V151H116ZM167 150V151H166ZM177 150V152H176ZM247 150V151H246ZM253 150V151H252ZM259 150V154H258V151ZM27 151V152H26ZM68 151V152H67ZM127 151V152H126ZM134 153H133V152ZM153 151V153H152ZM192 151V152H191ZM235 151V152H234ZM252 151V152H251ZM260 151L262 152V155L263 157L261 158L260 156L261 153ZM11 152V151H10ZM19 152V153H17ZM71 152V153H70ZM86 152V153H85ZM108 152V153H107ZM131 152V153H130ZM147 152V153H146ZM159 152V153H158ZM175 152V153H174ZM196 152V153H195ZM234 152V154H233ZM240 152L242 154H240ZM251 152V153H249ZM69 153V154H68ZM85 153V154H84ZM92 153V154H91ZM114 153V154H113ZM125 153V154H124ZM161 153V154H160ZM179 153V154H178ZM194 153V154H193ZM255 153V154H253ZM3 154V155H2ZM66 154V155H65ZM71 154V155H70ZM74 154V155H73ZM83 155V156H86L83 158L78 156V155ZM89 154V155H88ZM107 154V155H106ZM135 154V155H134ZM164 154V155H163ZM184 154V155H183ZM232 154V155H231ZM251 154V155H250ZM4 155H9L8 157H4ZM76 155V156H75ZM99 155V156H98ZM128 155V156H126ZM130 155V156H129ZM152 155V156H151ZM163 155V156H161ZM165 155H166V158H165ZM168 155V157H167ZM174 155V156H173ZM178 155V156H177ZM195 155V156H194ZM255 155V156H254ZM257 155V156H256ZM10 156L12 157V163L9 162L11 165L14 164L17 166H19V168L16 169L14 168L15 166H11L10 168L8 167L9 163L7 164V161L10 159ZM69 156V157H68ZM104 156V157H103ZM116 156V157H115ZM124 156V157H123ZM132 156V157H131ZM183 156V157H182ZM215 156V155H214ZM237 156V157H236ZM253 156V158H252ZM19 159L16 160V158ZM74 157V158H73ZM101 158L100 160L102 161V159L104 160L103 162H106V163H109L107 164L109 169L110 170H106V172L103 170L101 171L102 169V164L100 163V160L98 161L96 158ZM108 157V158H107ZM130 159H129V158ZM148 159H147V158ZM152 157V158H151ZM164 157V159H162ZM177 157V158H176ZM189 157V158H188ZM256 161H255V159ZM260 157V158H259ZM2 158H4L2 160ZM5 158H9V159H5ZM21 158V159H20ZM98 158V159H99ZM114 158V159H113ZM156 158V159H155ZM160 158V159H159ZM168 158V159H167ZM170 158V160H169ZM172 158V159H171ZM202 158V159H201ZM211 158V159H210ZM234 158V159H233ZM239 158V159H238ZM244 158V159H243ZM251 158V159H250ZM90 159V161H89ZM134 159V160H133ZM139 159V160H138ZM188 159V160H187ZM200 159V160H199ZM208 159V160H207ZM214 161H213V160ZM215 159H217V157L215 156ZM246 159L248 160L247 163H246ZM262 159V160H261ZM21 160L25 163V166L22 164ZM81 160H85L83 162H81ZM111 160V161H110ZM115 160V161H114ZM123 160V161H122ZM173 160V161H172ZM204 160V161H203ZM207 160V161H206ZM211 160V161H210ZM236 162H235V161ZM253 160V161H252ZM261 160V161H260ZM3 161V162H2ZM18 161V162H17ZM119 161V162H118ZM143 161V162H142ZM194 161V162H193ZM16 162V163H14ZM115 162V164H114ZM183 162H185L183 164ZM200 162V163H199ZM205 162V163H204ZM217 162V163H216ZM229 162V163H231ZM254 162V163H253ZM257 162V164L255 163ZM121 163V164H120ZM252 163V164H251ZM262 163V164H261ZM118 164V165H117ZM133 164V165H132ZM159 164V165H158ZM204 164V165H203ZM220 164V165H219ZM255 164V166H254ZM27 165V166H26ZM90 165V167H89ZM106 165V164H105ZM120 165V167H119ZM164 165V166H163ZM183 168H182V166ZM211 165V166H210ZM219 165V166H218ZM249 165V166H248ZM250 165H251V168H250ZM260 165V166H259ZM10 166V165H9ZM115 166V167H114ZM118 166V167H117ZM142 166V167H141ZM170 166V167H169ZM174 166V167H173ZM202 166V167H201ZM257 166V167H256ZM259 166V167H258ZM262 166V167H261ZM18 167V166H17ZM133 167V168H132ZM181 167V168H179ZM187 167V168H186ZM189 167V168H188ZM195 167V168H194ZM256 167V168H255ZM11 168H14L12 169L13 170V173H12V170ZM22 168V169H20ZM61 168V169H60ZM114 168V169H113ZM130 168V169H129ZM185 168V169H184ZM201 168V169H200ZM221 168V169H220ZM223 168V170H222ZM260 168V171L258 170ZM23 169H24V172L25 173H22L23 172ZM99 170L97 173H92V174H87L89 172H92L94 170ZM135 169V170H133ZM138 169V170H136ZM204 169V170H202ZM215 169V170H214ZM257 169V170H256ZM10 170V171H9ZM19 170V172H18ZM22 170V171H21ZM193 170V171H192ZM197 170V171H196ZM226 170V171H225ZM244 170V172H243ZM252 170V171H251ZM257 172H255V171ZM45 171V173L43 172ZM113 171V172H112ZM130 171V172H129ZM139 171V172H138ZM147 171V172H146ZM190 171V172H189ZM199 171V172H198ZM218 171L220 173H218ZM224 173V175H222V172ZM250 171V174H255L253 175V177H251L252 175H249L248 173ZM263 171V172H262ZM2 172V173H1ZM11 172V173H10ZM14 172L17 174L18 173H22V176L19 174V175H16L14 174ZM105 172V173H103ZM136 172V173H135ZM151 172V173H150ZM169 172V173H168ZM197 172V174H196ZM227 175H226V173ZM230 172V173H229ZM245 172L247 174H245ZM255 172V173H253ZM262 172V173H261ZM69 173V174H68ZM111 173V175H110ZM120 173V174H119ZM150 173V174H149ZM199 173V174H198ZM215 173V174H214ZM258 173L261 175L260 177H258ZM23 174L27 175V178L30 179V181H28V179L26 181L22 180L24 183V189L22 190L23 188V184L22 182L19 183V187L22 188L18 190V188H16L18 186V180L14 177H17L19 180H21V177H23ZM30 176H29V175ZM33 176H32V175ZM86 174V175H85ZM98 174H100V176H98ZM103 174V175H102ZM105 174V175H104ZM108 174V176H107ZM114 174V176H113ZM133 174V176H132ZM233 174V176H231ZM244 174V175H243ZM14 175V177L12 176ZM82 175V176H81ZM85 175V176H84ZM93 175H97V178L96 176H93ZM181 175V176H180ZM203 175V176H202ZM211 175V176H210ZM248 177H247V176ZM8 176V177H7ZM12 176V177H11ZM66 176V177H65ZM89 176V178H87ZM103 176V178H102ZM126 176V177H125ZM137 176V177H136ZM149 176V177H148ZM167 176V177H166ZM174 176V177H173ZM201 176V177H200ZM224 179L221 180L223 182H225V179H226V183L228 184H231L229 186L230 188V192H227V194L224 192V189L222 192H220V188H221V181H219V183L217 182V180L219 179H222V177ZM226 176H229L230 177V180L226 177ZM255 176V177H254ZM256 176L259 178H256ZM82 177V178H81ZM84 177V179H83ZM100 177L102 179H100ZM110 177V178H109ZM112 177V179H111ZM115 177V178H114ZM132 179H131V178ZM154 177V178H153ZM177 177V178H176ZM219 177V178H218ZM226 177V178H225ZM25 178V177H24ZM22 178V179H24ZM80 181H83V182H79ZM87 178V180L85 179ZM94 181H92L91 180ZM105 178H108L105 179ZM120 178V179H119ZM122 178V180H121ZM124 178V179H123ZM142 178V179H141ZM196 178V179H195ZM215 180H214V179ZM235 178V179H234ZM261 178V179H260ZM12 179V180H11ZM16 179V180H14ZM103 179L105 181H103ZM111 179V180H110ZM115 179V180H114ZM142 181H140V180ZM159 179V180H158ZM167 179V181L165 180ZM177 179V181H176ZM205 179V180H204ZM217 179V180H216ZM233 179V180H231ZM247 179L249 180L247 182L246 185L248 186H245L244 183H246ZM255 179V180H254ZM263 179V180H262ZM4 180H6L4 182ZM77 180L76 184L75 181ZM117 180V181H116ZM121 180V181H119ZM128 182H127V181ZM138 180V181H137ZM155 180V181H154ZM164 180V181H163ZM204 180V181H203ZM215 181V182H212ZM246 180V181H245ZM256 180H258L256 182ZM13 181V182H12ZM36 181V182H35ZM39 181V182H38ZM111 181V182H109ZM117 183H116V182ZM125 181V182H124ZM140 181V182H139ZM149 181V182H148ZM153 183H152V182ZM159 181V182H157ZM198 181V182H197ZM200 181V182H199ZM230 181V182H228ZM262 181V182H260ZM16 182V183H15ZM41 182V183H40ZM71 182H73L74 184H76V186H72L74 184H72ZM130 186L127 187V183ZM134 182V183H133ZM166 182V183H165ZM202 182V183H201ZM204 182V184H203ZM212 182V183H210ZM251 182V183H250ZM258 186H256L257 184ZM106 183V184H105ZM109 183V184H108ZM111 183V184H110ZM158 183V184H157ZM165 183V184H164ZM218 183V184H217ZM234 183V184H233ZM249 183L252 184V186H250L249 188ZM259 183H262L259 185ZM2 184V185H1ZM7 184V185H6ZM11 184V185H10ZM15 184V185H14ZM81 184L83 186H81ZM182 184V185H181ZM208 186H207V185ZM217 187V185H220L217 189L214 185ZM237 184V185H236ZM242 184V185H241ZM10 185V186H8ZM13 185V186H12ZM21 185V186H20ZM87 185V186H86ZM122 185V186H121ZM156 185V186H155ZM170 185V186H169ZM175 185V186H174ZM213 185V186H211ZM5 186V187H4ZM39 186V187H38ZM136 186V187H135ZM141 186V187H139ZM146 186V187H145ZM199 186V187H198ZM245 188L244 189H241L242 187ZM261 186V188H260ZM8 187V188H7ZM10 187V188H9ZM34 187V188H33ZM87 187V188H86ZM125 187V188H123ZM131 188L133 190L134 193H137L136 195L138 196V199L137 196L135 198V196H133V194H130V193H127L128 192V189L127 188ZM152 187V188H151ZM160 187V188H159ZM170 187V188H169ZM182 187V188H181ZM187 187V188H186ZM194 187V188H193ZM213 189H212V188ZM215 187V188H214ZM233 187V188H232ZM248 187V188H246ZM14 188V189H13ZM71 188V189H70ZM85 188V189H84ZM151 188V189H150ZM255 188H256V192H255ZM258 188L260 191H258ZM127 189V190H126ZM214 189H215V192H214ZM234 189V190H233ZM250 189V190H249ZM8 190H10L9 192H14L13 194L7 192ZM18 190V191H17ZM23 192H22V191ZM85 190V192L83 191ZM88 190V191H87ZM126 190V191H125ZM135 190V191H134ZM145 190V191H144ZM194 190V191H193ZM197 190V191H196ZM203 190V191H202ZM216 190H220V191H217ZM238 192H237V191ZM2 191V192H1ZM5 191H6V194H5ZM15 191L17 194H15ZM149 191V193H148ZM157 191V192H156ZM165 191V192H164ZM212 191V192H211ZM234 191V192H232ZM236 191V192H235ZM263 191V192H262ZM86 192L87 194L90 193V197L93 196V198H90L89 197V194L87 195L89 197V199L87 198L86 196ZM142 192L143 195H142ZM188 192V193H187ZM194 192V193H192ZM197 194H196V193ZM201 192V193H200ZM208 192V193H207ZM221 194H220V193ZM242 192V193H240ZM248 192V193H247ZM255 192V193H254ZM259 192V193H258ZM261 192V194H260ZM4 193V194H3ZM21 193V195H20ZM53 193V194H52ZM55 193V194H54ZM57 193V195H56ZM139 193V195H138ZM166 193V194H165ZM175 193L176 196L178 197L177 199L174 198L175 196ZM192 193V194H191ZM205 196H207V200H211V201H206V199L203 201H206L203 202L202 201V198L200 199L201 196H199L200 194ZM228 193L230 194H235L236 196H241L240 200L242 201L241 204L242 205H239V206H235L234 204L228 202L227 199L230 200V202L232 201L231 200V196H228ZM252 195H251V194ZM254 193V194H253ZM7 194H10V195H7ZM75 194V195H74ZM147 194V195H146ZM153 194V196H152ZM172 194V195H171ZM192 196H191V195ZM194 194V196H193ZM196 194V195H195ZM199 194V195H198ZM226 194V195H225ZM229 194V195H230ZM239 194V195H238ZM247 194V195H246ZM249 194V195H248ZM51 195V196H50ZM86 197H85V196ZM142 195V197H141ZM150 195V196H149ZM190 195V196H189ZM255 195V196H253ZM257 195V197H256ZM18 198H16V197ZM24 196V197H23ZM70 196V197H69ZM198 196V200L195 199V197ZM248 196V197H247ZM13 197V198H12ZM22 197V198H21ZM30 197V198H29ZM73 197V199H72ZM187 197V198H186ZM194 197V198H192ZM210 197V198H208ZM212 197V198H211ZM215 197V198H214ZM222 197L224 199H222ZM228 197V198H227ZM252 197V198H251ZM5 198V199H4ZM86 198L88 200H86ZM205 198V197H204ZM13 199V200H12ZM15 199V200H14ZM18 199V200H17ZM28 199V200H27ZM143 199V200H142ZM179 200H183L185 199V203L184 206H186V208H184L185 210H183L185 213H183L180 209V207L176 206V201L178 202V205L179 203L181 204V201H178ZM218 199V200H217ZM221 199V200H220ZM5 200V201H4ZM7 200V201H6ZM12 200V201H11ZM22 200V201H21ZM27 200V201H26ZM92 200V201H91ZM141 200V201H140ZM153 200V201H152ZM157 202H156V201ZM176 200V201H175ZM216 200V201H215ZM223 200V201H222ZM227 200V201H225ZM252 200V201H251ZM3 201V202H2ZM86 201H88L86 203ZM154 205H153V203ZM216 202L214 204V202ZM219 201V202H218ZM221 201V202H220ZM247 201V202H246ZM16 202V204H15ZM34 202V203H33ZM44 202V203H43ZM67 202V203H66ZM91 202V204H90ZM150 202V203H149ZM183 202V201H182ZM212 202V203H211ZM217 202L219 204L222 203V205H217ZM233 202V201H232ZM246 202V203H245ZM7 203V204H6ZM14 203V204H13ZM19 203V204H18ZM22 203V204H21ZM63 203H66V204H63ZM70 203V204H69ZM141 203V204H140ZM145 203V204H143ZM203 203V205H202ZM26 204H32V208L30 206L27 207ZM55 204V205H54ZM140 204V205H139ZM149 204V205H148ZM175 204V205H174ZM205 204V205H204ZM208 204H211L213 207H211V205L208 206ZM214 204V205H213ZM225 204V205H224ZM263 204V205H262ZM4 205V206H3ZM18 205V206H16ZM26 208H28L27 210L29 211V213H31V218L29 217V213H27L28 211H26V208H24L25 206ZM37 205V206H36ZM40 205V206H39ZM56 207H54V206ZM57 205H59V209L61 208V211L58 209ZM60 205L62 207H60ZM64 205L68 206V207H71L72 210L75 211V208L76 210H79L76 212L77 215L79 216L80 213H83L81 212L82 209L85 208V212L87 211V213H90L89 215L88 214H85L87 218V215L89 216V220L88 219H85L83 218V216H80L81 219H79L80 217L76 216L75 215V218L76 219H73L74 221H72L71 219V215L68 216L69 212H71L72 210H67V208L65 207V210L67 211L66 213L68 215H66V213H64L65 211L63 210L64 209ZM69 205H72V206H69ZM89 207H88V206ZM111 205V208L108 209V207H110ZM114 205V206H113ZM142 205V206H141ZM153 205V206H152ZM174 205V206H173ZM207 205V206H206ZM215 205H217L215 207ZM228 205V206H227ZM256 205V206H255ZM10 206V207H9ZM22 206V207H21ZM34 206V208H33ZM44 206V207H43ZM53 207L52 209L56 208V212L53 211V213H51V210L48 208V207ZM127 206V210H126V207ZM151 206V207H149ZM155 206V207H154ZM181 206V205H179ZM202 206L204 208H202ZM206 206V207H205ZM222 206V208H221ZM227 206V208H226ZM9 207V208H8ZM25 210L24 212L28 215H26L25 213H22L20 214L19 212H21V209ZM37 207V208H36ZM43 207V208H41ZM75 207V208H74ZM87 207V209H86ZM125 208V209H122V208ZM144 207V208H143ZM148 207V209L146 208ZM154 207V208H153ZM173 207V209L171 208ZM178 207V208H176ZM208 207V208H207ZM235 207V208H234ZM40 208V210H39ZM112 208H113V211H112ZM171 208V209H170ZM190 208V209H189ZM210 208V212L211 214L209 213L208 209ZM214 210H213V209ZM229 208V210H228ZM4 209V210H3ZM18 209V210H16ZM20 209V210H19ZM31 209V210H29ZM49 209V210H47ZM92 209V211H91ZM121 209V210H120ZM149 209H151L149 211ZM153 209V210H152ZM166 209V210H165ZM180 210L178 212H176L177 210ZM187 209V210H186ZM207 209V210H206ZM223 209H226L229 214H225L224 215V212H223V215L221 214L223 211ZM260 209V210H259ZM22 210V212H23ZM36 210V211H35ZM45 211L46 215L45 216L47 219L43 218L44 217V213L43 211ZM59 210V212L57 211ZM62 210L64 211L62 214ZM110 210V211H108ZM122 210H125V211H122ZM156 210V211H155ZM173 210V211H172ZM189 210V212H187ZM200 210V211H199ZM259 210V211H258ZM18 211V212H17ZM49 211V212H48ZM72 211V213L74 212ZM90 211V212H89ZM122 211V212H120ZM130 211V212H129ZM154 211V213L152 212ZM195 211V212H194ZM199 211V212H198ZM206 213H205V212ZM257 211V213H256ZM262 211V212H261ZM2 212V213H1ZM15 212V213H14ZM79 212V213H78ZM84 212V213H85ZM95 212V214H94ZM126 212V213H124ZM128 212V213H127ZM166 212V213H164ZM173 212H176V213H179V214H173ZM212 212L214 213V215L212 214ZM36 213V214H35ZM39 213V214H38ZM49 216H48V214ZM50 213L52 215V217L50 216ZM55 213V214H54ZM58 213V214H57ZM59 213H61L59 215ZM70 213V214H72ZM76 213H73V214H76ZM83 213V215H84ZM94 215H93V214ZM99 213V214H98ZM112 213V214H111ZM226 213V212H225ZM263 216H262V214ZM24 214L26 216H24ZM34 214V215H33ZM39 216H38V215ZM54 214V215H53ZM72 214V215H73ZM104 214V215H103ZM109 214V216H108ZM118 214V215H117ZM122 214V215H121ZM153 214V215H152ZM183 214V215H182ZM186 214V215H185ZM191 214V215H190ZM193 214V215H192ZM200 214V215H198ZM210 214V215H209ZM19 215V217H18ZM33 215V216H32ZM43 215V216H42ZM57 215V216H56ZM59 215V216H58ZM65 215V216H63ZM91 215H93V218H91ZM100 217L101 219L99 220V218L97 217ZM103 215V216H102ZM167 215V216H166ZM178 215V216H177ZM190 215V216H189ZM202 215V216H201ZM208 215V216H207ZM212 215V216H211ZM216 216V225L218 230H219V233L217 230H215L214 228H212L209 224H206L205 221H203L204 219H208L211 218V217H215ZM230 215H233V219H236L237 222H235L234 220L232 221V219L230 218L231 216ZM15 216V217H14ZM23 216V217H22ZM34 216H37L38 219L40 218V216L42 217V220H47L48 223L50 224L49 226L51 227L50 230H52V226L54 228L57 227V225H61V230L64 228L63 226H66L64 224H66L65 220L67 221L68 223V220L70 219V223H73L75 221H79L83 224H79L80 227H82L83 225V229H84V234L81 233L82 232V228H78L75 229L73 228V230L69 229V228H72L70 227L68 223L67 225V228L64 229L62 232L60 231H57V228L52 231H50L48 229V224L46 221H44L43 223L45 224H42L43 225V228H40L39 226H41L40 224V221L42 222V220H37V217H34ZM55 216V218H54ZM63 220H62V217ZM70 218H68V217ZM74 216V215H73ZM72 216V217H73ZM96 216V218H95ZM102 216V217H101ZM131 216V217H130ZM175 216V218H174ZM181 216V217H180ZM188 216V217H187ZM193 216V217H192ZM200 216V218L198 217ZM203 216L205 217L203 220H201L203 218ZM219 216V217H218ZM227 217L226 219L224 217ZM258 216V217H257ZM26 219H23L25 218ZM29 217V218H28ZM34 217V218H32ZM50 217V218H49ZM58 217V221H64V224L62 222H60V224L57 222L55 223L53 221V219L55 220L56 218ZM61 219H60V218ZM78 217V219H77ZM115 217H116V220H115ZM119 217V218H118ZM180 217V218H179ZM202 217V218H201ZM218 217V219H217ZM254 217V218H253ZM19 218V219H18ZM51 219V221L49 219ZM53 218V219H52ZM97 218H98V222H97ZM106 218L109 222L106 221ZM118 218V219H117ZM123 218V219H122ZM168 218V219H167ZM220 218V219H219ZM224 218V219H223ZM229 218V219H228ZM261 218V220H260ZM34 221H33V220ZM87 220L88 222L90 221V219H92L91 221L94 223V221L96 220L97 224H91L89 223H86L85 221ZM114 219V220H113ZM131 219H132V223H131ZM134 219V220H133ZM136 219V220H135ZM212 219V218H211ZM221 219L225 220L223 221H220ZM37 220V222H36ZM101 220H103L101 222ZM116 223L117 220H120V221H123L127 224L125 225H120L118 224L119 222ZM168 220V221H167ZM195 220V221H194ZM200 220V221H199ZM212 220H215L212 219ZM230 220V222H229ZM255 220V221H253ZM22 221V222H21ZM54 223V224H51L50 222ZM232 221V222H231ZM21 222V223H20ZM30 222V223H29ZM79 222H75L73 223L76 227H78L76 225V223L78 224ZM169 222V223H168ZM202 222V223H201ZM219 222V223H218ZM220 222L223 224L221 225ZM233 222L238 223L239 225H241V228L240 226H238V228H241V229H249L248 231H251V233L253 232L254 235L250 234L248 235L247 238H245L244 236H242L243 234H241L240 230L237 227V225L234 224L233 226ZM20 223V224H18ZM34 223H39L38 226H34ZM88 224L90 225V227L88 226L87 228V225ZM110 224V227L107 226V224L109 225ZM115 226H118V227H114ZM122 223V222H121ZM198 223V227H197V224ZM205 225H204V224ZM218 223V224H217ZM57 224V225H56ZM106 224V225H104ZM137 224V226H135ZM140 224V225H139ZM155 224V225H154ZM163 224V226H162ZM200 224V225H199ZM202 224V225H201ZM220 224V225H219ZM226 224V225H225ZM248 224V225H246ZM52 225V226H51ZM96 225V226H95ZM208 225V226H206ZM249 226V227H246V226ZM69 226V228H68ZM92 226V227H91ZM99 226V227H97ZM133 226V227H132ZM156 226V228H155ZM168 227V230H167V227ZM195 226V227H194ZM200 226V227H199ZM204 226V228H203ZM225 226V227H224ZM245 226V228H244ZM251 226V227H250ZM255 226V227H254ZM23 227V228H22ZM29 227V228H28ZM31 227L33 229H31ZM42 227V226H41ZM48 229V230H45V228ZM49 227V228H50ZM74 227V226H73ZM84 227H86L88 230H91V231H86L87 229H85ZM95 227V228H94ZM101 227H102V230H101ZM106 227V228H105ZM108 227V229H107ZM122 230H120V228ZM127 227V228H126ZM163 227V228H162ZM209 227V230L208 228ZM222 227V228H221ZM252 227H254L252 229ZM25 228V229H24ZM92 228V229H91ZM100 228V230H99ZM104 228V229H103ZM110 228V229H109ZM112 228V229H111ZM119 228V234H121L120 236L124 235V233H126V236H125V239H123V241L125 242L127 239L126 242L127 243H121L120 240H119V237H118V242L116 241V243L118 244H123V245H119V246H124V247H128V251L126 250L125 248V252H124V249H120L121 252L119 251L117 254V258L116 256H113V253H111L110 250H112L113 248L112 247H115L113 246V240L111 239V235H113L114 233H116L118 235V229ZM124 228V229H123ZM162 228V229H161ZM202 228V229H201ZM221 228V229H220ZM225 228V230H224ZM262 228V229H261ZM82 229V230H80ZM100 233H102L105 229L109 230V232H112V230L116 229L113 231V233H110L105 230V232H108V234L110 235V237H108V234L103 232V234L105 236L102 235V237H105L103 239H105L106 241V237L108 238L107 241H106V244H109L107 243L108 241L110 242V239L112 240V243L110 242L108 246V248L106 247V244L101 242V244L98 243V239H100L99 237L97 236H100L101 234H94V232H97L96 230ZM137 229H139L140 231H138ZM197 229V230H196ZM212 229V230H211ZM223 229V230H222ZM258 229V230H257ZM43 230H45L43 232ZM58 230H60V227H58ZM69 234H68V232ZM70 230H71V233H70ZM81 231L79 234L76 233L77 235L76 236H73V238H71L73 235L72 232H74L75 234V231ZM142 230H145L146 231V236H140V233ZM162 230V231H161ZM196 230V231H195ZM202 230V231H201ZM206 230V231H205ZM215 230V233L214 231ZM227 230V231H226ZM48 231V233H47ZM53 232L55 231V235L50 233V232ZM66 231V232H65ZM76 231V232H77ZM85 231H86V235H85ZM117 231V232H116ZM166 231V232H164ZM199 231V232H198ZM209 233H208V232ZM211 231V232H210ZM232 231V232H231ZM234 231V232H233ZM262 231V232H261ZM57 232V234H56ZM59 233H62L61 235L58 234ZM93 235H92V233ZM97 232V233H98ZM123 232V233H122ZM163 232V233H162ZM201 232V233H200ZM208 235L210 234L209 237L207 236H203L204 234ZM227 235H226V233ZM230 232V234H229ZM240 232V233H239ZM259 232V233H258ZM68 234V235H65V234ZM130 233V235L128 234ZM217 233V234H216ZM223 235H222V234ZM239 233V234H238ZM256 233V234H255ZM41 234H44V235H41ZM48 234H51L50 236ZM114 234L115 236H113L116 240H117V235ZM137 234V235H136ZM166 234V235H165ZM202 234V235H201ZM57 235H60L58 237H54V236H57ZM78 235L80 236V238L78 237ZM82 235V236H81ZM84 235L86 237H84ZM91 235V236H90ZM94 235H97V236H94ZM128 235L130 236V238L133 236V238L136 236H138L137 238L135 237L134 239L132 240H135V242H141L140 240H138L139 238L142 239L143 241H146L144 242L145 244H142V243H139L141 244V246H139V244L136 245V248H134L133 250L131 249L132 246L131 245H135L132 243V240L128 237ZM226 235V236H225ZM230 235V236H229ZM253 237H251V236ZM258 238L257 241L254 239L256 238V236ZM38 236V237H37ZM49 236V237H48ZM62 236H65L63 237V240H65V238H67L66 240L70 243H76L77 242V238H78V243H77V246H79V248L75 247L74 246V249L70 246H68V242L65 243V241L63 242L62 239H60ZM68 236V237H67ZM89 236V237H87ZM93 238H98V239H93L94 241L97 240L96 244L98 245V248H97V245L94 243H92V245L94 244V246L91 245V247L93 249H96V251H99L100 248L102 249V251L100 250V254L98 252L99 255H97L94 251H92L93 249H91L90 247V244H87V242H92V239L90 241H87L90 239V237ZM120 237L121 239L124 237ZM140 236V237H139ZM167 236V237H166ZM203 236V238H202ZM225 236V238H223ZM239 236V237H238ZM48 237V238H47ZM70 237V240L73 239V240H68ZM76 237V239H75ZM82 237L86 238V241L84 239H82ZM205 237V239H204ZM230 237V238H229ZM242 237V238H241ZM261 237H262V240H261ZM45 238V239H44ZM88 238V239H87ZM127 238V239H126ZM211 238V239H210ZM244 238V239H243ZM52 239V240H50ZM103 239H100V240H103ZM148 239V238H147ZM168 239L170 241H168ZM173 239V240H172ZM209 239V240H207ZM225 241H224V240ZM227 239V240H226ZM229 239V241H228ZM83 240V241H82ZM128 243V241H130ZM138 240V241H137ZM148 240V241H150ZM157 240V241H156ZM244 240V241H243ZM259 240V241H258ZM260 240L262 242H260ZM51 241V242H50ZM75 241V242H74ZM172 241V242H171ZM82 242L83 243V246H82ZM86 242V243H85ZM90 242V243H91ZM120 242V243H119ZM157 242V243H156ZM172 243V246H171V243ZM199 242V243H198ZM244 242V243H243ZM58 243V244H57ZM65 245H63V244ZM70 243L69 245H72L73 244ZM103 243V244H102ZM115 243V244H116ZM132 243V244H130ZM156 243V244H155ZM183 243V244H182ZM228 243V244H227ZM251 243V244H250ZM260 243V244H259ZM61 244V245H60ZM81 244V245H80ZM88 245L90 247L86 249V245ZM105 244V247H106V250L110 248V250H107L105 251V247L102 246ZM114 244V245H115ZM118 244L116 245L118 247L117 251L119 250V246ZM130 244V246H128ZM148 244V245H149ZM164 244V245H163ZM76 245V244H75ZM96 245V246H95ZM127 245V246H125ZM167 245L168 247L166 248ZM170 245V246H169ZM177 245V246H176ZM181 245V246H180ZM258 245V246H257ZM261 245V246H260ZM63 246L65 247L66 251ZM86 246V247H85ZM100 246V247H99ZM102 246V247H101ZM110 246V247H109ZM143 246V248H144ZM150 248L152 245H149ZM177 248H176V247ZM262 248L260 250V248ZM263 246V247H262ZM96 247V248H94ZM104 247V249H103ZM123 247V248H124ZM130 247V248H129ZM147 247V248H146ZM145 249L143 251L145 252H148L147 249L149 251H152L150 252V255L148 254V258L147 260L150 261V256H152L154 254V247L153 248H148V246H146ZM171 247V249L169 248ZM173 247V248H172ZM175 247V249H174ZM64 249L65 251H63L62 249ZM71 248H72V251H77L76 249H78L79 251L77 252H80L79 255L77 254L76 252V255L75 253L73 254V252L71 251ZM85 248V249H84ZM121 248V247H120ZM158 248V249H159ZM180 248V249H179ZM184 249V252H187V253H184L183 252V249ZM60 249V250H59ZM84 249V251L86 252H83L82 250ZM99 249V250H98ZM155 249V250H156ZM158 249L156 251H158ZM173 249V251H172ZM186 249V250H185ZM59 250V251H58ZM88 250V251H87ZM91 250V251H89ZM114 250V249H113ZM131 250L132 251V256H133V253L136 252V254H134L135 256H133L134 258L133 259H128L125 258L124 259H121L119 258L120 256L119 255H123L125 254L126 252L129 254H125L123 255L124 257H131L130 256V252L129 251ZM178 252H176V251ZM71 251V252H69ZM74 251V252H75ZM109 251V252H108ZM116 251V247H115V250H114V254H116L115 252ZM155 251V252H156ZM193 251V252H192ZM257 251V252H256ZM259 251V252H258ZM58 252V253H57ZM67 252V253H65ZM69 252V253H68ZM91 252V255L89 254ZM105 252H108V254H105ZM113 252V251H112ZM122 252H124L122 254ZM170 252V253H169ZM173 252V253H172ZM195 252V253H194ZM204 252V253H203ZM84 255H83V254ZM95 253V255H94ZM103 253V254H102ZM109 253L111 254V257L109 255ZM158 254L156 255V253L154 254V259H155V255L156 257L159 256V257H163L164 255L163 254V251H162V254L160 251L157 252ZM184 253V254H182ZM261 253V254H260ZM263 253V254H262ZM68 254V255H67ZM88 254H89V257H88ZM92 254H93V257H92ZM105 254V255H104ZM152 254V255H151ZM174 254L178 257L175 256V259L178 260V262L173 258ZM73 255V256H72ZM97 255V256H96ZM103 255V256H101ZM181 255H184L183 257ZM185 255L187 256V259L189 260H186L185 258ZM192 255V256H191ZM201 255V256H200ZM77 256V258H76ZM79 256V257H78ZM95 256V257H94ZM138 256V258H137ZM69 257V258H68ZM71 257V259H70ZM103 257V258H102ZM116 259H115V258ZM180 257V258H179ZM182 257V258H181ZM193 257V258H192ZM206 257V258H205ZM7 258V259H6ZM82 260H81V259ZM102 258V259H100ZM111 258V259H110ZM123 258V257H122ZM132 258V257H131ZM143 258L144 259V262L141 263L139 261H143ZM169 258V259H168ZM205 258V259H203ZM262 258V259H261ZM99 259V260H98ZM110 259V260H109ZM128 259V261H127ZM139 259V261H138ZM142 259V260H141ZM153 259V258H152ZM158 259V257H157ZM164 259V258H163ZM173 261H172V260ZM210 261H209V260ZM98 260V261H97ZM102 260V261H101ZM125 260L126 263L124 262H121V261ZM146 260V261H147ZM160 262L159 264H161V259L159 258L158 259ZM157 260V261H158ZM170 260V261H169ZM181 262H180V261ZM207 260V261H206ZM215 260V262H214ZM220 262H219V261ZM77 261V262H75ZM81 261V262H80ZM86 261V262H85ZM97 261V262H96ZM101 261V262H100ZM120 261V262H118ZM147 261L148 264L152 261ZM154 262H151L150 264H156L158 262H156V259L153 260ZM163 261V260H162ZM172 261V263H171ZM13 262V263H12ZM83 262V263H82ZM113 264H116L114 263ZM169 262V263H168ZM204 262V263H203ZM105 263H102V264H105ZM108 263V264H110ZM163 263V264H164ZM174 263V264H175ZM129 264V263H128ZM147 264V263H146ZM187 264V263H186Z\"/></svg>",
	"mask_w": 264,
	"mask_h": 264
},
{
	"label": "bare ground",
	"instance_id": "6f19581e",
	"mask_svg": "<svg viewBox=\"0 0 264 264\" xmlns=\"http://www.w3.org/2000/svg\"><path fill=\"white\" fill-rule=\"evenodd\" d=\"M2 1H3V0H2ZM6 1H7V0H6ZM9 1H10V0H9ZM9 1H8V2H9ZM11 1H12V0H11ZM11 1H10V2H11ZM62 1H63V0H62ZM123 1H124V0H123ZM123 1H121V2H123ZM132 1H133V0H132ZM135 1H139V0H135ZM141 1H142V0H141ZM144 1H145V0H144ZM144 1H142L143 6L145 5V4L143 3ZM149 1H151V0H149ZM153 1H156V0H153ZM159 1L162 2V3L165 2L166 4L169 2L168 0H159ZM195 1H196V0H195ZM210 1H211V0H209V2H208V1H205V2H203V4H204L205 7H207L206 5H208V7L215 9L213 12L217 11V13H215L216 15L218 14V11L221 12V13H225L224 11L226 10V12H228L229 8H226V7H228L227 4H224V2H223L222 0H221V2L218 1V0H213L211 3H210ZM242 1H244V0H242ZM242 1H240L239 3H241ZM245 1H246V3H247L246 6H247L248 10H251V11H249V12H253V11H254V12L251 13V14H254V15H255V13L258 12L259 14H256V15H258V16L261 15V16H260L261 18L264 17V0H245ZM245 1L243 2V5H244ZM16 2H17V4H19L20 7H22V9L24 8L26 11L29 10L28 13H30V12H33V14L35 13V15H36L35 17H36V18H37V15H38V16H39L38 18H40V19L44 22L43 25L46 24L45 26H47V27L51 30V35L54 34V37H55V38H57V39L60 40L61 42H65L64 44H62V43H60L59 41H56L55 38H53V39L55 40V42H57V43L59 42V43H60V44H59V43H58V44L55 43V46H56V47H57V45H60V46H61V44H62V45H65V44H66L64 47H67V48L71 47V48L75 49V51H78V53H80L81 56H82V54H83L84 56H82L81 59L85 57V55L88 53V49L91 48V47H89V45L87 44V42H89V40H88V41H85V40H84V37L81 35V32H78V31L73 27V25H70V24H69L70 21H69V23H68V21H65L64 19H61L62 17L59 18L57 14H54L53 9H52L51 7H49L50 5L48 6V4H46L43 0H16ZM67 2H68V0H67ZM70 2H71V1H70ZM102 2H103V1H102ZM115 2H116V1H115ZM121 2H120V3H121ZM130 2H131V1H130ZM156 2H157V1H156ZM196 2H201V0H200V1L198 0V1H196ZM2 3H3V2H2ZM6 3H7V2H6ZM13 3H14V2H13ZM117 3H118V2H117ZM126 3H127V1H126ZM133 3H134V1H133ZM135 3H136V2H135ZM135 3H134V5H135ZM139 3H140V2H138V4H139ZM147 3H148V4H149V3L153 4L152 2H148V1L146 2V4H147ZM154 3H155V2H154ZM157 3H158V2H157ZM162 3H161V5H163ZM169 3H171V0H170ZM175 3H176V2H175ZM175 3H174V4L172 3V4L175 5ZM178 3H179V2H178ZM184 3H185V2H184ZM189 3H190V2H189ZM191 3H192V0H191ZM14 4H15V3H14ZM49 4H50V3H49ZM63 4L66 5V3H64V2H63ZM128 4H129V3H128ZM142 4H140V5L142 6ZM172 4H171V5H172ZM186 4H187V2H186ZM94 5H95V4H94ZM134 5H133V6H134ZM159 5H160V4H159ZM161 5H160V6H161ZM164 5H165V4H164ZM164 5H163V6H164ZM187 5H188V4H187ZM194 5H195V3H194ZM194 5H193V6H194ZM5 6H6V4H5ZM62 6H63V5H62ZM118 6H119V5H118ZM125 6H126V5H125ZM128 6H129V5H128ZM131 6H132V5H131ZM137 6H138V5H137ZM137 6H134V7H137ZM148 6L150 7V5H148ZM148 6L146 5V7H148ZM151 6H152V5H151ZM153 6H155V5L153 4ZM153 6H152V7H153ZM165 6H166V5H165ZM193 6H191V7L193 8ZM197 6L199 7L200 5H197ZM201 6H202V5H201ZM238 6H241V5L238 4ZM8 7H9V6H8ZM53 7H54V6H53ZM66 7H67V5H66ZM71 7H73V6H70V8H71ZM75 7H76V6H75ZM75 7H74V8H75ZM95 7H96V6H95ZM116 7H117V6H116ZM134 7H133V8H134ZM156 7H158V6H156ZM156 7H154V8H156ZM176 7H177V5H176ZM191 7H189V9H190ZM205 7H204V9H205ZM0 8H2L1 5H0ZM9 8H10V7H9ZM15 8H16V7H15ZM78 8H79V7H78ZM129 8H130V7H129ZM140 8H141V7H140ZM154 8H153V9H154ZM160 8L164 10V8H162V6H161ZM160 8H158V10H159ZM165 8L167 9V8H168V5H167V7H165ZM172 8H173V6H172ZM172 8L170 7L169 10H170V9L172 10ZM184 8H185V7H184ZM184 8H183V9H184ZM192 8H191L190 10H193V9H194V8H193V9H192ZM200 8H201V7H200ZM210 8H209V9H210ZM242 8H243V6H242ZM3 9H4V7H3ZM5 9H6V8H5ZM24 9H23V11H25ZM54 9H55V8H54ZM68 9H69V8H68ZM71 9H72V8H71ZM125 9H126V8H125ZM131 9H132V8H131ZM137 9L139 10V8H137ZM137 9H136V10H137ZM142 9H143V8H142ZM142 9H141V10H142ZM150 9H151V8H150ZM150 9H149V10H150ZM156 9H157V8H156ZM156 9L153 10V13H155L154 11H156ZM175 9H176V8H174L173 10H175ZM177 9H178V8H177ZM181 9H182V8H181ZM187 9H188V7H187ZM238 9L240 10L241 8H238ZM238 9H237V10H238ZM61 10H62V9H61ZM72 10H73V9H72ZM126 10H128V9H126ZM129 10H130V9H129ZM134 10H135V9H134ZM136 10H135V11H136ZM205 10H207V9H205ZM222 10H223V11H222ZM243 10H244V8H243ZM248 10H247V11H248ZM4 11H5V10H4ZM11 11H12V10H11ZM68 11H69V10H68ZM70 11H71V10H70ZM73 11H74V10H73ZM76 11H77V10H76ZM98 11H99V10H98ZM135 11H134V12H135ZM151 11H152V10H150V12H151ZM159 11H160V10H159ZM164 11H165V10H164ZM187 11H188V10H186V13H187ZM200 11H201V10H200ZM234 11L236 12V10H234ZM234 11H233V13H234ZM241 11H242V10L239 11L240 14H241ZM8 12H9V11H7V13H8ZM55 12H56V11H55ZM60 12H61V11H60ZM137 12H138V11H137ZM183 12L185 13V10H184ZM188 12H189V11H188ZM190 12H191V11H190ZM192 12H193V11H192ZM192 12H191V13H192ZM197 12H198V11H197ZM206 12H207V11H206ZM209 12H212V11L210 10ZM213 12H212V15H213ZM231 12H232V11H231ZM239 12H238V13H239ZM244 12H245V11H244ZM7 13L5 12V14H7ZM10 13H11V12H9V14H10ZM64 13H65V12H64ZM67 13H68V12H67ZM73 13H74V12H73ZM73 13H71V14H73ZM88 13H89V12H88ZM127 13H128V12H127ZM139 13H140V12H139ZM143 13H144V11H143ZM146 13H147V12H146ZM146 13H144V14H146ZM153 13L151 12L150 14L153 15ZM156 13H158V11H157ZM156 13H155V15H156ZM168 13H169V12H168ZM172 13H173V12H172ZM179 13H180V12H179ZM193 13H195V12H193ZM201 13H202V11H201ZM201 13H200V14H201ZM204 13H205V11H204ZM242 13H243V12H242ZM5 14H4L2 11H0V20L2 21V24L5 23V25H7V23H9V21H8L9 19L6 18L7 16H6ZM12 14H13V13H12ZM30 14H31V13H30ZM68 14H69V13H68ZM119 14H120V13H119ZM121 14H122V13H121ZM132 14H133V12H132ZM148 14H149V11H148ZM148 14H146V15H148ZM176 14H177V11H176ZM189 14H190V13H189ZM197 14H198V13H197ZM202 14H203V13H202ZM206 14H207V13H206ZM229 14H231V13H229ZM240 14H239V15H240ZM64 15H65V14H63V16H64ZM122 15H123V14H122ZM125 15H126V14L124 13V16H125ZM129 15H131V14H129ZM135 15H136V14H135ZM137 15H138V14H137ZM155 15H154V17H153L154 19H155ZM160 15H161V12H160ZM160 15H158V16H160ZM163 15H164V13H163ZM163 15H162V16H163ZM168 15H169V14H168ZM182 15H183V13H182ZM182 15H181V16H182ZM187 15H188V14H187ZM195 15H196V14H195ZM195 15H194V16H195ZM218 15H220V14H218ZM225 15H226V14H225ZM227 15H228V14H227ZM234 15H235V14H234ZM237 15H238V14H237ZM237 15H236V16H237ZM256 15H255V17H256ZM20 16H21V15H20ZM33 16H34V15H33ZM73 16L75 17L76 14H75V15L73 14V15H72V18H73ZM79 16H80V15H79ZM138 16H139V15H138ZM140 16H141V15H140ZM142 16H144V15H142ZM158 16H157V18H158ZM183 16H184V15H183ZM190 16H191V15H190ZM194 16H193V18H194ZM207 16H208V14H207ZM244 16H245V15H244ZM244 16L242 17V19L245 18V20H246V22H247V19H246V17H244ZM246 16H247V13H246ZM249 16H250L249 19H253V18H254V16L252 17V15H250V14L248 13V16H247V17H249ZM13 17H14V16H13ZM76 17H77V16H76ZM76 17H75V18H76ZM81 17H82V15H81ZM127 17H128V16H127ZM132 17H133V15H132ZM134 17H135V16H134ZM136 17H137V16H136ZM136 17H135V18H136ZM144 17H146V16H144ZM144 17H141V18H144ZM149 17H150V16H149ZM170 17H171V18L173 17L172 14L170 15ZM179 17H180V16H179ZM204 17H205V16H204ZM209 17H210V16H209ZM209 17H208V18H209ZM213 17H214V16H212V18H213ZM216 17H217V16H216ZM219 17H220V16H219ZM221 17H223V16H221ZM226 17H229V16H226ZM251 17H252V18H251ZM63 18H64V17H63ZM75 18H74V19H75ZM130 18H131V17H129V20H131ZM138 18H139V17H138ZM141 18H139L138 20H141ZM159 18H160V17H159ZM176 18H177V17H176ZM184 18H185V17H184ZM230 18H231V16H230ZM233 18H234V17H233ZM24 19H25V18H24ZM65 19L68 20L69 18L67 17V18H65ZM84 19H85V18H84ZM148 19H149V18H148ZM150 19H151V18H150ZM172 19H173V18H172ZM177 19H178V18H177ZM181 19H182V17H181ZM201 19H202V18H201ZM220 19H222V18H220ZM242 19L239 18V20L243 21ZM19 20H20V19H19ZM21 20H22V19H21ZM21 20H20V21H21ZM26 20H27V19H26ZM41 20H40V21H41ZM70 20H73V19L70 18ZM79 20H80V18H79ZM127 20H128V19H127ZM142 20H143V19H142ZM159 20H160V19H159ZM169 20H170V19H169ZM175 20H176V19H175ZM186 20H187V19H186ZM190 20H191V19H190ZM190 20H187V21H188V22H191L192 20H191V21H190ZM212 20H214V19H212ZM228 20H229V19H228ZM234 20H235V19H234ZM254 20H255V18H254ZM260 20H262V19H260ZM27 21H29V20H27ZM75 21H76V20H75ZM75 21H74V24L76 25V22H78V20H77L76 22H75ZM80 21H82V19H81ZM91 21H92V20H91ZM123 21H124V20H123ZM125 21H126V20H125ZM143 21H144V20H143ZM155 21H156V20H155ZM155 21H154V22H155ZM187 21H186V23H187ZM207 21H209V20L207 19ZM214 21H216V23L218 22L217 20H214ZM222 21L224 22L225 19H223ZM229 21H230V20H229ZM235 21H236V20H235ZM241 21H239V23H241ZM251 21H252V20H251ZM256 21L259 22V17H258V20H256ZM83 22H85V20H84ZM87 22H88V21H87ZM95 22H97V21H95ZM114 22H115V20H114ZM148 22H149L150 25L153 23V22L150 23L149 20H148ZM148 22H147V23H148ZM179 22H180V21H179ZM183 22H184V20H183ZM204 22H205V21H204ZM212 22H213V21H212ZM220 22H221V21H220ZM233 22H234V21L232 20V25H234ZM249 22H250V21H249ZM249 22H247L248 25H249ZM252 22H253V21H252ZM252 22H250V23H252ZM257 22H256V23H257ZM262 22H263V21H261V22H259V23H262ZM27 23H28V22H27ZM27 23H26V24H27ZM31 23H32V22H31ZM34 23H35V22H34ZM38 23H39V22H38ZM99 23H100V21H99ZM123 23H124V22H123ZM139 23H140V22H139ZM145 23H146V22H145ZM157 23H158V21H157ZM157 23H156V25H157ZM184 23H185V22H184ZM186 23H185V24H186ZM202 23H203V21L201 22V24H202ZM205 23H206V22H205ZM224 23H225V22H224ZM228 23H229V22H228ZM237 23H238V21L236 22V24H237ZM254 23H255V21L253 22V24H254ZM256 23H255L254 25H257ZM9 24H10V23H9ZM17 24H18V23H17ZM21 24H22V23H21ZM71 24H72V22H71ZM77 24H78V23H77ZM80 24H81V22H80ZM83 24H84V23H83ZM85 24H86V23H85ZM97 24H98V23H96L95 25H97ZM100 24H101V23H100ZM104 24H106V21H105ZM108 24H109V23H108ZM108 24H106V25H108ZM149 24H148V25H149ZM160 24H161V23H159V25H160ZM193 24H194V23H193ZM213 24H214V23H213ZM213 24H212V25H213ZM219 24H220V23H219ZM219 24H218V25H219ZM241 24L243 25L244 23H241ZM245 24H246V23H245ZM253 24H251V25L253 26ZM32 25H33V23H32ZM92 25H93V23H92ZM95 25H93V26H95ZM101 25H102V24H101ZM101 25H100V26H101ZM106 25L103 26V27H106ZM109 25H110V24H109ZM159 25H158V26H159ZM161 25H162V24H161ZM161 25H160V26H161ZM182 25H183V23H182ZM187 25H188V24H187ZM189 25H191V24L189 23ZM189 25H188V26H189ZM198 25H200V23H199ZM206 25L208 26V23H207ZM210 25H211V24H210ZM224 25H225V24H224ZM229 25H230V24H229ZM242 25L239 26V29H238V28H237V29L240 30V27L243 28V27L245 26V27L243 28V29H245V33H243V36L246 35V33H247V36H248V35H249V34H248L249 32H247V31H249V30H247L246 25H244V26H242ZM248 25H247V26H248ZM261 25H263V23H262ZM261 25L259 24V27H261ZM10 26H11V25H10ZM16 26H17V25H16ZM33 26H34V25H33ZM76 26H77V25H76ZM84 26H85V25H84ZM84 26H82V27H84ZM145 26H146V25H145ZM174 26H175V25H174ZM220 26H221V24H220ZM222 26H223V25H222ZM235 26H236V25H234L233 27H235ZM237 26H238V25H237ZM252 26H250V27H252ZM7 27H8V26H7ZM11 27H12V26H11ZM22 27H23V26H22ZM22 27H21V28H22ZM35 27H36V25H35ZM37 27H38V26H37ZM37 27H36V28H37ZM85 27H86V26H85ZM90 27H91V26H90ZM90 27H89V28H90ZM97 27H98V26H97ZM151 27H152V26H150V29H151ZM185 27H186V26H185ZM189 27H190V26H189ZM194 27H195V25H194ZM201 27H203V26H201ZM227 27H228V26H227ZM231 27H232V26H231ZM233 27H232V29H233ZM250 27H249V28H250ZM262 27H264V26H262ZM39 28H40V27H39ZM86 28H87V27H86ZM95 28H96V27H95ZM95 28H94V30H95ZM100 28H101V27H100ZM153 28H154V27H153ZM155 28H156V27H155ZM164 28H165V27H164ZM203 28H205V26H204ZM206 28H207V27H206ZM210 28H211V26H210ZM222 28H224V26L221 27V29H222ZM228 28H229V27H228ZM253 28L256 29V28H258V27L253 26ZM44 29H45V28H44ZM87 29H88V28H87ZM90 29H91V28H90ZM150 29H149V30H150ZM157 29H159V27L156 28V30H157ZM160 29H161V28H160ZM160 29H159V31H160ZM193 29H194V28H193ZM193 29H192V31H193ZM212 29H213V28H211V30H212ZM215 29H216V28H215ZM218 29H219V30H218ZM218 29H216V30H217V31H222V30H223V29L220 30V28H218ZM224 29H225V28H224ZM251 29H252V28H251ZM251 29H250V30H251ZM260 29H261V28H260ZM262 29H263V30H262ZM262 29H261L262 32H264V28H262ZM13 30H14V29H13ZM24 30H25V29H24ZM34 30H35V28H34ZM50 30H49V32H50ZM97 30H98V29H97ZM99 30H100V29H99ZM121 30H122V29H121ZM189 30H190V29H189ZM227 30H229V32H230V28L227 29ZM246 30H247V31H246ZM252 30H253V29H252ZM252 30H251L250 32H252ZM258 30H259V29H257V32H258ZM261 30H260V31H261ZM16 31H17V30H16ZM44 31H45V30H44ZM44 31H43V32H44ZM92 31H93V29H92ZM104 31H106V30H104ZM108 31H110V30H107V32H108ZM165 31H166V30H164V32H165ZM187 31H188V30H187ZM195 31H196V30H195ZM203 31H204V30H203ZM206 31H207V30H206ZM209 31H210V30H208V32H209ZM223 31H224V30H223ZM260 31L258 32V34L260 33ZM4 32H5V31H4ZM22 32H23V31H22ZM25 32H26V31H25ZM32 32H33V31H32ZM35 32H36V31H35ZM111 32H112V31H111ZM111 32L108 33V34H111ZM114 32H115V31H114ZM197 32H198V31H197ZM208 32H207V33H208ZM215 32H216V31H215ZM224 32H225V31H224ZM231 32H232V31H231ZM235 32H236V30H235ZM241 32H242V31H241ZM243 32H244V31H243ZM254 32H255V31H253L252 33H254ZM262 32H261V34H262ZM15 33H16V32H15ZM52 33H53V34H52ZM89 33H90V32H89ZM91 33H92V32H91ZM93 33H94V31H93ZM184 33H185V32H184ZM190 33H192V32L190 31ZM193 33H194V32H193ZM199 33H201V32H199ZM205 33H206V32H205ZM210 33H211V32H210ZM217 33H219V32H217ZM220 33H222V32H220ZM238 33H239V32H238ZM252 33H250V34H252ZM4 34H5V33H4ZM17 34H18V33H17ZM22 34H23V33H22ZM25 34H26V33H25ZM85 34H88V33L86 32ZM101 34H102V33H101ZM104 34H105V33H104ZM123 34H124V33H123ZM148 34H149V33H148ZM155 34H156V33H155ZM155 34H154V35H155ZM213 34H214V33H213ZM227 34H230V35H231V33H228V31H227ZM232 34H233V32H232ZM239 34H240V33H239ZM239 34H237V32H236V35H239ZM254 34H256V33H254ZM23 35H24V34H23ZM90 35L92 36V34H90ZM95 35H98V34H95ZM95 35H94V37H95ZM150 35H151V34H150ZM152 35H153V34H152ZM152 35H151V36H152ZM164 35H165V34H164ZM183 35H184V34H183ZM183 35H182V36H183ZM192 35H193V34H192ZM194 35H195V34H194ZM197 35H198V34H197ZM207 35H208V34H207ZM215 35H216V34H214V36H215ZM219 35H220V34H218V36H219ZM223 35H224V34H223ZM233 35H234V34H233ZM233 35H232V36H233ZM252 35H253V34H252ZM252 35H249V36H252ZM259 35H260V34H259ZM40 36H41V35H40ZM104 36H105V35H104ZM139 36H140V35H139ZM187 36H188V35H187ZM201 36H203V35H201ZM205 36H206V35L204 34V37H205ZM227 36H228V35H227ZM227 36L224 35V36H222V37L226 38ZM234 36H235V35H234ZM247 36H246V37H247ZM257 36H258V35L256 34V36H254V37L252 36V37H253V38H255V37L257 38ZM94 37H93V38H94ZM120 37H121V36H120ZM160 37H161V36H160ZM162 37H163V36H162ZM166 37H168V36L166 35ZM171 37H172V36H171ZM184 37H185V36H184ZM209 37H210V36H209ZM211 37H212V35H211ZM215 37H216V36H215ZM220 37H221V35H220L219 37H216L215 39L220 38ZM228 37H229V36H228ZM260 37H262V35H260ZM18 38H19V37H18ZM37 38H38V37H37ZM85 38H86V37H85ZM93 38H92V39H93ZM95 38L100 39V36H97V37H95ZM101 38H102V37H101ZM106 38H107V37H106ZM182 38H183V37H182ZM201 38H203V37H201ZM207 38H208V37H207ZM213 38H214V37H213ZM236 38H237V40L239 41V38H238V37H236ZM253 38H252V39H253ZM8 39H9V38H8ZM10 39H11V38H10ZM22 39H24V38H22ZM33 39H34V38H33ZM89 39H90V38H89ZM103 39H104V38H103ZM108 39H109V37L107 38V40H108ZM161 39H162V38H161ZM175 39H176V38H175ZM186 39H187V38H186ZM195 39H196V38H195ZM198 39H199V38H198ZM205 39H206V38H205ZM210 39H211V38H210ZM220 39L222 40L223 38H220ZM234 39H235V37H234ZM241 39H242V36H241ZM241 39H240V42H241ZM245 39H246V38H245ZM245 39H244V41H245ZM249 39H250V38L247 37V41H248ZM252 39H251V40H252ZM258 39H259V41H264V40H260V38H258ZM263 39H264V37H263ZM18 40H19V39H18ZM109 40H110V39H109ZM153 40H154V39H153ZM164 40H165V39H164ZM169 40H170V39H169ZM184 40H185V39H184ZM207 40H209V39H207ZM207 40H206V41H207ZM211 40H212V39H211ZM213 40H214V39H213ZM218 40H219V39H218ZM223 40H225V39H223ZM235 40H236V39H235ZM3 41H4V40H3ZM12 41H13V40H12ZM38 41H39V40H38ZM110 41H111V40H110ZM157 41H158V39L156 40V42H157ZM167 41H168V40H167ZM167 41H165V42H167ZM209 41H210V40H209ZM216 41H217V40H216ZM226 41H230V39L227 38ZM238 41H237V42H238ZM242 41H243V40H242ZM247 41H246V42H243V43L246 44ZM252 41H253V40H252ZM8 42H9V41H8ZM15 42H16V41H15ZM28 42H29V41H28ZM35 42H36V41H35ZM48 42H49V41H48ZM117 42H118V41H117ZM117 42H116V44H117ZM154 42H155V41H154ZM154 42H153V43H154ZM198 42H199V41H198ZM200 42H202V41L200 40ZM211 42H212V41H211ZM213 42H214V41H213ZM213 42H212V43H213ZM217 42H218V41H217ZM223 42H224V41H223ZM3 43H4V42H3ZM5 43H6V41H5ZM5 43H4V44H5ZM10 43H11V42H10ZM17 43H18V42H17ZM21 43H22V41H21ZM51 43H52V42H51ZM92 43H93V41H92ZM111 43H114V42L112 41ZM174 43H175V42H174ZM190 43H191V42H190ZM202 43H203V42H202ZM202 43L200 44L201 46H202ZM207 43H208V42H207ZM219 43H220V42H219ZM226 43H227V42H226ZM232 43H233V42H232ZM234 43H235V41H234ZM234 43H233V44H234ZM243 43H241V45H243ZM253 43H255V41H254ZM253 43H252V44H253ZM256 43H257V42H256ZM260 43H261V42H260ZM1 44H2V43H1ZM90 44H91V43H90ZM94 44H96V43L94 42ZM182 44H183V42H182ZM196 44H197V43H196ZM227 44H228V43H227ZM227 44H226V45H227ZM247 44H250V42L247 43ZM7 45H8V44H7ZM47 45H48V44H47ZM91 45H92V44H91ZM109 45H110V43H109ZM111 45H112V44H111ZM157 45H158V44H157ZM162 45H163V44H162ZM198 45H199V44H198ZM209 45H211V44H209ZM230 45H232V44H230ZM238 45H239V44H238ZM253 45H254V44H253ZM256 45H258V43H257ZM259 45H260V44H259ZM262 45H264V42H262ZM5 46H6V45H5ZM26 46H27V45H26ZM26 46H25V47H26ZM60 46H59V47H60ZM106 46H108V43H107ZM113 46H114V45H113ZM167 46L169 47L170 44L167 45ZM175 46H176V45H175ZM177 46H178V45H177ZM212 46H213V45H212ZM216 46H218V45L216 44ZM219 46H220V45H219ZM233 46H234V45H232L231 47H233ZM250 46H251V44H250V45H243V46H242V47H243V49H242V50H243L242 56H246L247 59H245V60H246V62H247L248 64H245V66L240 65V67L242 66V67H241L242 69H243V67H245L244 69H246V65H247V66L250 65V66L252 67V71H253V69H255V68L258 69L259 66H260L262 63H264V52H263V51H264V50H263V49H264V46H261V45H260V46H256V47H254V46H253V47H252V46L250 47ZM38 47H40V46H38ZM42 47H43V46H42ZM64 47H63V48H64ZM95 47H96V46H95ZM95 47L92 46V48H95ZM100 47H101V46H100ZM100 47H98V48H100ZM115 47H117V46H115ZM120 47H121V46H120ZM120 47H119V48H120ZM161 47H162V46H161ZM161 47H157V48H161ZM165 47H166V46H165ZM180 47H183V45H182V46L180 45ZM199 47H200V46H199ZM203 47H204V45L201 47V49H202ZM213 47H215V45H214ZM229 47H230V46H228V47L225 46L226 51H227V48H229ZM239 47H240V46H239ZM261 47H262V48H261ZM57 48H58V47H57ZM92 48H91V49H92ZM98 48H95V49H98ZM107 48H108V47H107ZM110 48H111V47H110ZM113 48H114V47H113ZM153 48H154V46H153ZM166 48H167V47H166ZM166 48H165V49H166ZM177 48H178V47H177ZM204 48H205V47H204ZM217 48H219V50H220V47H217ZM1 49H2V48H1ZM18 49H19V48H18ZM28 49H29V48H28ZM31 49H32V48H31ZM91 49H90V50H91ZM100 49H101V48H100ZM108 49H109V48H108ZM161 49H162V48H161ZM170 49H171V48H170ZM181 49L183 50V48H181ZM214 49H215V50H213V48H212V50L216 52V51H217L216 48H214ZM222 49H223V48H222ZM237 49H238V47H236V50H235V49H234V50L237 51ZM41 50H42V49H41ZM44 50H45V49H44ZM65 50H66V49H65ZM103 50H104V49H103ZM117 50L119 51V49H117ZM163 50H164V49H163ZM184 50H185V49H184ZM203 50L206 51L205 49H203ZM207 50L210 51L209 49H207ZM98 51H99V50H98ZM122 51H123V50H122ZM189 51H190V49H189ZM191 51H192V50H191ZM195 51H196V50H195ZM204 51H203V52H204ZM208 51H207V52H208ZM213 51H211V53H212ZM220 51H221V50H220ZM238 51H240V48H239ZM27 52H29V51H27ZM93 52H94V51H93ZM100 52H101V51H100ZM100 52H99V53H100ZM113 52H115V51H113ZM149 52H150V51H149ZM185 52L187 53V51H185ZM227 52H228V51H227ZM229 52H230V51H229ZM231 52H233V50H232ZM91 53H92V52H91ZM91 53H90V54H91ZM97 53H98V52H97ZM152 53H153V52H152ZM186 53H184L185 58L188 56V54H189L190 52L187 53V56H186ZM201 53H202V51H201ZM208 53H209V52H208ZM213 53H214V52H213ZM213 53H212V54H213ZM220 53H222V52H220ZM225 53H226V52H225ZM47 54H48V53H47ZM62 54H63V53H62ZM80 54H79V55H80ZM93 54L96 55V53H93ZM106 54H107V53H106ZM112 54H113V53H112ZM116 54H117V53H116ZM129 54H130V53H129ZM174 54H175V53H174ZM179 54H180V53H179ZM181 54H182V53H181ZM194 54H195V53H194ZM215 54H216V53H215ZM222 54H224V53H222ZM226 54H227V53H226ZM226 54H225V55H226ZM228 54H230V53H228ZM239 54H240V53H239ZM243 54H244V55H243ZM32 55H33V54H32ZM48 55H49V54H48ZM70 55H71V54H70ZM100 55H101V54H100ZM118 55H119V52H118ZM118 55H116V56H118ZM121 55H122V54H121ZM182 55H183V54H182ZM182 55H180V57H182ZM200 55H201V54H199V56H200ZM204 55H205V53H204ZM213 55H214V54H213ZM216 55H218V54H216ZM15 56H16V55H15ZM25 56L27 57V56H28V53H27V55L25 54ZM45 56H46V55H45ZM59 56H60V55H59ZM67 56H68V55H67ZM88 56H90V55H88ZM91 56H92V54H91ZM175 56H176V54H175ZM178 56H179V55H177V57H178ZM190 56H191V55H190ZM205 56H206V55H205ZM208 56H209V54H208ZM218 56H219L218 58H221V60L223 61V57H222L223 55L220 57V54H219ZM247 56H248V57H247ZM22 57H23V56H22ZM99 57H100V56H99ZM109 57H111V56H109ZM149 57H150V56H149ZM170 57H171V54H170ZM173 57H174V56H173ZM211 57H212V56H211ZM213 57H214V56H213ZM237 57H238V56H237ZM237 57H236V58H237ZM5 58H6V57H5ZM14 58H15V57H14ZM23 58H24V57H23ZM87 58H89V57H87ZM96 58H97V57H96ZM151 58H152V57H151ZM194 58H196V57H194ZM208 58H209V57H208ZM218 58H217V60H218ZM226 58H227V57H226ZM229 58H230V57H229ZM239 58H240V57H239ZM20 59H22V58L20 57ZM24 59H25V58H24ZM104 59H105V58H104ZM137 59H138V58H137ZM168 59H169V56H168ZM171 59H173V58H171ZM175 59H176V58H175ZM177 59H178V58H177ZM188 59H189V58H188ZM191 59H192V57H191ZM196 59L198 60V58H196ZM214 59H216V57H215ZM231 59H232V58H231ZM234 59H235V58H234ZM240 59H241V58H240ZM15 60H16V59H15ZM89 60H90V58H89ZM101 60H102V59H101ZM106 60H107V59H106ZM106 60H103V61H106ZM109 60H110V59H109ZM119 60H120V59H119ZM122 60H124V59H122ZM122 60H121V62H122ZM128 60H129V59H128ZM149 60H150V58H149ZM181 60H183V59H181ZM186 60H187V59H186ZM186 60H185V62H186ZM217 60H216V61H217ZM226 60H227V59H226ZM1 61H2V60H1ZM69 61H70V60H69ZM91 61H92V58H91ZM112 61H114V60H112ZM115 61H116V60H115ZM166 61H167V60H166ZM170 61H172V60H170ZM179 61H180V60H179ZM198 61H199V60H198ZM210 61H211V60H210ZM210 61H208V62H210ZM238 61H239V60H238ZM4 62H5V60H4ZM4 62H3V63H4ZM8 62H9V61H8ZM13 62H14V61H13ZM54 62H55V61H54ZM80 62L83 63V60L80 61ZM80 62H79V63H80ZM126 62H127V61H126ZM147 62H148V61H147ZM156 62H157V61H156ZM182 62L185 63L184 61H181V63H182ZM187 62H188V61H187ZM193 62H194V59H193ZM199 62H200V61H199ZM208 62H207V63H208ZM228 62H229V59H228ZM228 62H227V63H228ZM233 62H236V60L233 61ZM3 63H2V64H3ZM40 63H41V62H40ZM81 63H80V65H81ZM85 63H87L86 60L84 61L83 65H84ZM89 63H90V62H89ZM94 63H95V60H94ZM122 63H123V62H122ZM149 63H150V62H149ZM183 63H182V64H183ZM191 63H192V61H190V64H191ZM195 63H196V62H195ZM195 63H194V64H195ZM201 63H202V62H201ZM205 63H206V62H205ZM225 63H226V62H225ZM227 63H226V65H227ZM242 63L244 64L243 61H242ZM0 64H1V63H0ZM32 64H33V63H32ZM41 64H42V63H41ZM50 64H51V63H50ZM118 64H120V63L118 62ZM118 64L114 63V65H118ZM124 64H125V63H124ZM130 64H131V63H130ZM145 64H147V63H145ZM151 64H152V63H151ZM151 64H149L150 67H151ZM167 64H168V63H167ZM174 64L176 65V63H174ZM177 64H179V63H177ZM194 64H193V65H194ZM202 64H203V63H202ZM210 64H211V63H210ZM210 64H209V65H210ZM220 64H221V63H220ZM223 64H224V63H223ZM233 64H234V63H233ZM240 64H241V63H240ZM4 65H5V64H4ZM78 65H79V64H78ZM89 65H90V64H89ZM97 65H98V64H96V66H97ZM112 65H113V64H112ZM114 65H113V66H114ZM125 65H126V64H125ZM134 65H135V64H134ZM165 65H166V64H165ZM168 65H169V64H168ZM195 65H197V64H195ZM204 65H206V64H203V66H204ZM263 65H264V64H263ZM263 65H261V66L263 67ZM2 66H3V65H2ZM13 66H14V65H13ZM33 66H34V65H33ZM35 66H36V65H35ZM85 66H86L85 68H87V67H88V64H86ZM91 66H94V65L92 64ZM96 66H95V67H96ZM107 66H108V65H107ZM107 66H106V67H107ZM170 66H171V68H172V65H170ZM197 66H198V65H197ZM206 66H208V64H207ZM212 66H213V65H212ZM219 66H220V65H219ZM232 66H233V65H232ZM234 66H235V65H234ZM108 67H109V66H108ZM146 67H147V66H146ZM168 67H169V66H168ZM168 67H167L166 69H168ZM185 67H186V66H185ZM188 67H189V64H188ZM195 67H196V66H195ZM201 67H202V65H201ZM238 67H239V66H238ZM60 68H61V67H60ZM83 68H84V67H83ZM83 68H82V70H83ZM88 68H89V67H88ZM90 68H92V67H90ZM99 68H100V67H99ZM142 68H143V67H142ZM174 68H176V70H174ZM174 68H172V69H173L174 71H177V68H178V67H174ZM193 68H194V66H193ZM198 68H199V67H198ZM204 68H205V69H204ZM214 68H216V67H214ZM221 68H222V67H221ZM234 68H235V67H234ZM247 68H249V66H248ZM5 69H6V68H5ZM41 69H42V68H41ZM55 69H56V67H55ZM73 69H74V68H73ZM97 69H98V68H97ZM102 69H103V68H102ZM109 69L112 70L110 67H109ZM115 69H116V68H114L113 70L115 71ZM129 69H130V68H129ZM129 69H127L124 65H118V66H117V72H118V74H117V73H116V74H117V76H119V77L115 78L114 80H116V81L119 82V87H120V88H123V87L127 88V89L129 90L128 92H130V94H131L133 97H137L138 94H139V91H140V90L138 89V86H139V85L137 86V84L139 83V81H138V83L136 84V82H135V80H134V78H133V77H135V76L132 77L133 74H130L131 72H130V73L128 72ZM203 69H204V70H207L206 67H203ZM219 69H220V68H219ZM229 69H230V68H229ZM235 69H236V68H235ZM237 69H238V68H237ZM237 69H236V70H237ZM242 69H241V73H242ZM262 69H263V68H262ZM10 70H11V69H10ZM17 70H18V69H17ZM26 70H27V69H26ZM85 70H86V69H85ZM87 70H88V69H87ZM89 70H90V69H89ZM91 70H92V69H91ZM180 70H181V69H180ZM213 70H214V69H213ZM226 70H227V69H226ZM232 70H233V69H232ZM1 71H2V70H1ZM7 71H8V70H7ZM22 71H23V70H22ZM100 71H101V70H100ZM132 71H133V70H132ZM160 71H161V70H160ZM174 71H173V72H174ZM182 71H183V70H182ZM188 71H189V70H188ZM194 71H195V70H194ZM199 71H200V69H199ZM208 71H209V70H208ZM223 71H224V70H223ZM238 71H239V69H238ZM263 71H264V70L261 71V72H262L261 74L264 73ZM41 72H42V71H41ZM65 72H66V71H65ZM65 72H64V73H65ZM69 72H70V71H69ZM84 72H86V71H84ZM91 72H92V71H91ZM96 72H98V71H96ZM158 72H159V71H158ZM170 72H172V71H170ZM185 72H186V71H185ZM218 72H219V70H218ZM249 72H250V69H249ZM254 72H255V71H253V73H254ZM258 72H259V71H258ZM37 73H38V71H37ZM56 73H57V72H56ZM86 73H87V72H86ZM101 73H102V72H101ZM101 73H99V74H101ZM163 73H164V71H163ZM190 73L193 74V71L190 72ZM190 73H189V74H190ZM194 73H195V72H194ZM213 73H214V71H213ZM215 73H216V69H215ZM225 73H226V72H225ZM228 73H229V72H228ZM235 73H236V71H235ZM253 73H251V75H252ZM255 73H256V72H255ZM255 73H254V76L251 77L253 80H255V75H257V73H256V74H255ZM4 74H5V72H4ZM88 74H89V73H88ZM151 74H152V73H151ZM165 74H166V73H165ZM167 74H168V73H167ZM174 74H175V72H174ZM198 74H199V73H198ZM220 74H221V73H220ZM222 74H223V73H222ZM244 74H245V73H244ZM246 74H247V72H246ZM248 74H249V73H248ZM259 74H260V73H259ZM261 74H260V75H261ZM65 75H66V74H65ZM96 75H97V74H96ZM196 75H197V73H196ZM209 75H210V73H209ZM92 76H93V75H92ZM98 76H99V75H98ZM100 76H102V75H100ZM154 76H155V75H154ZM168 76L171 77V75H168ZM168 76H167V77H168ZM181 76H182V75H181ZM184 76H185V75H184ZM184 76H183V78H184ZM194 76H195V75H194ZM211 76H212V75H211ZM211 76H209V77H211ZM215 76H216V74H215ZM220 76H221V75H220ZM234 76H235V75H234ZM234 76H233V77H234ZM240 76H241V75H240ZM25 77H27V76L25 75ZM45 77H46V76H45ZM87 77H88V76H87ZM107 77H108V76H107ZM113 77H114V73H113L112 78H113ZM142 77H143V76H142ZM156 77H157V76H156ZM188 77H189V76H188ZM205 77H206V76H205ZM223 77H224V76H223ZM223 77H222V78H223ZM228 77H229V75H228ZM246 77H247V76H246ZM248 77H249V76H248ZM253 77H254V78H253ZM258 77H260V76H258ZM262 77H263V76H261L260 78H262ZM10 78H11V77H10ZM78 78H79V77H78ZM94 78H95V77L93 76L92 79H94ZM102 78H104V76H102ZM139 78H140V77H139ZM176 78L179 80L180 77L178 78V76H176ZM201 78H202V77H201ZM213 78H214V76H213ZM224 78H225V77H224ZM234 78H235V77H234ZM237 78H239V77H237ZM237 78H235V79H237ZM249 78H250V77H249ZM260 78H259L260 81L258 80L259 83L261 82V79H260ZM12 79H13V77H12ZM23 79H24V78H23ZM52 79H53V78H52ZM89 79H90V78H89ZM117 79H118V80H117ZM144 79H145V78H144ZM157 79H158V77H157ZM165 79H166V77H165ZM172 79H173V78H172ZM187 79H189V78H187ZM205 79H206V78H205ZM207 79L209 80L208 77H207ZM216 79H217V78H216ZM220 79H221V78H220ZM230 79H231V78H230ZM230 79H229V80H230ZM235 79H234V80H235ZM239 79H241V78H239ZM247 79H248V78H247ZM247 79H246V81H247ZM256 79H257V77H256ZM10 80H11V79H10ZM21 80H22V78H21ZM21 80H20V81H21ZM47 80H48V78H47ZM106 80H107V79H106ZM137 80H138V79H137ZM158 80H159V79H158ZM158 80H157V81H158ZM181 80H182V78H181ZM183 80H184V79H183ZM185 80H186V79H185ZM193 80H194V79H192V81H193ZM198 80H199V79H195V81L199 82L200 80H199V81H198ZM250 80H251V79H250ZM3 81H4V80H3ZM68 81H69V80H68ZM77 81H78V80H77ZM77 81H76V82H77ZM90 81H91V80H90ZM98 81H99V79H98ZM108 81H109V80H108ZM162 81H163V80H162ZM195 81H194V82H195ZM205 81H206V80H205ZM210 81H211V80H210ZM248 81H249V80H248ZM22 82H23V81H22ZM76 82H75V83H76ZM101 82H102V81H101ZM105 82H107V81H105ZM111 82H112V81H111ZM153 82H154V81H153ZM159 82H160V81H159ZM167 82H168V81H166V84H167ZM181 82H182V81H181ZM187 82H188V81H187ZM201 82H202V81H201ZM206 82H207V81H206ZM217 82H218V81H217ZM217 82H216V83H217ZM244 82H245V81H244ZM262 82H263V80H262ZM24 83H25V82H24ZM27 83H28V82H27ZM41 83H42V82H41ZM91 83H92V81H91ZM94 83H95V82H94ZM109 83H110V82H109ZM116 83H117V82H116ZM116 83H115V84H116ZM156 83H157V82H156ZM156 83H154V84H156ZM161 83H163V82H161ZM164 83H165V82H164ZM164 83H163V84H164ZM171 83H172V82H171ZM174 83H175V82H173V84H174ZM179 83H180V81H179ZM179 83H178V85H179ZM191 83H193V82H191ZM218 83H219V82H218ZM236 83H238V82H236ZM242 83H243V82H242ZM252 83H254V81H253ZM255 83H256V80H255ZM99 84H101V83H99ZM103 84H105V83H103ZM163 84H162V85H163ZM176 84H177V83H176ZM183 84H184V82H183ZM195 84H196V83H195ZM195 84H194V85H195ZM219 84H220V83H219ZM240 84H241V83H240ZM247 84H249V83L247 82ZM257 84H258V83H257ZM261 84H262V83H261ZM261 84H260V86H261ZM8 85H10V84H8ZM23 85H24V84H23ZM23 85H22V86H23ZM56 85H57V84H56ZM93 85H94V84H93ZM105 85H106V84H105ZM110 85H111V84H110ZM140 85H142V83H140ZM157 85H158V84H157ZM178 85H176V86H178ZM181 85H182V84H181ZM185 85H186V84H184V86H185ZM196 85H198V84H196ZM196 85H195V86H196ZM206 85H207V84H206ZM228 85H229V87H230V82L228 83ZM235 85H236V84H235ZM235 85H233V86H235ZM249 85H251V83H250ZM263 85H264V84H263ZM263 85H262V89H263V87H264ZM24 86H25V85H24ZM43 86H44V85H43ZM62 86H63V84H62ZM74 86H75V85H74ZM107 86H108V84H107ZM117 86H118V84H117ZM117 86H116V87H117ZM154 86H155V85H154ZM163 86L167 87V86H169V85L167 84V86H166V85H163ZM184 86H183V87H184ZM188 86H189V85H188ZM195 86H194V87H195ZM212 86H213V85H212ZM220 86H221V85H219V87H218V86H217V87L220 88ZM231 86H232V85H231ZM236 86H237V85H236ZM244 86H247V85L244 84ZM256 86H257V85H256ZM258 86H259V84H258ZM45 87H46V85H45ZM80 87H81V86H80ZM96 87H97V86H96ZM155 87H156V86H155ZM159 87H160V86H159ZM165 87H164V88H165ZM173 87H175V85H174ZM173 87H171V90H172V91H173V89H172ZM178 87H180V86H178ZM183 87H182V88H183ZM229 87L227 86V88H229ZM254 87H255V86H254ZM254 87H253V89H254ZM105 88H106V87H105ZM168 88H169V87H168ZM185 88H186V87H185ZM190 88H191V87H190ZM192 88H193V87H192ZM196 88H197V87H195V89H196ZM200 88H201V87H200ZM209 88H210V86H209ZM222 88H223V87H222ZM225 88H226V87H225ZM235 88H236V87H235ZM239 88H240V87H239ZM241 88H242V86H241ZM259 88H261V87H259ZM15 89H16V88H15ZM17 89H18V88H17ZM101 89H102V88H101ZM117 89H118V88H117ZM147 89H148V88H147ZM152 89H153V87H152ZM165 89H166V88H165ZM165 89H164V90H165ZM174 89H176V87H175ZM186 89H187V88H186ZM197 89H198V88H197ZM216 89H217V88H216ZM220 89H221V88H220ZM223 89H224V88H223ZM255 89H256V88H255ZM28 90H29V89H28ZM85 90H87V89H85ZM90 90H91V89H90ZM94 90H95V88H94ZM96 90H97V89H96ZM103 90H104V89H103ZM103 90H102V91H103ZM121 90H122V89H121ZM141 90H142V89H141ZM153 90H154V89H153ZM171 90H170V92H171ZM177 90H179V89H176V93L174 92L173 96H175V94H177ZM183 90H184V88H183ZM201 90H203V89H201ZM204 90H205V89H204ZM206 90H207V89H206ZM206 90H205V92L207 93ZM227 90H228V89H227ZM69 91H70V90H69ZM77 91H78V90H77ZM77 91H76V92H77ZM123 91H124V89H123ZM149 91H150V90H149ZM159 91H160V90H159ZM162 91H163V89H162ZM167 91H168V90H167ZM174 91H175V90H174ZM195 91H196V90H195ZM195 91H194V92H195ZM229 91H230V90H229ZM233 91H234V89H233ZM237 91H238V90H237ZM243 91H244V90H243ZM260 91H261V90H260ZM262 91H263V90H262ZM63 92H64V91H63ZM89 92H90V91H89ZM103 92H104V91H103ZM153 92H154V91H153ZM170 92H169V93H170ZM183 92H184V91H183ZM194 92H193V93H194ZM200 92H201V91H200ZM203 92H204V91H203ZM208 92H209V91H208ZM215 92H216V91H215ZM235 92H236V91H235ZM235 92H233V93H235ZM244 92H245V91H244ZM252 92H254V91H252ZM64 93H65V92H64ZM74 93H75V92L73 91L72 94H74ZM104 93H105V92H104ZM140 93H141V92H140ZM156 93H157V90H156ZM160 93H161V92H160ZM164 93H166V91H164ZM164 93H163V95H164ZM179 93L181 94L182 92H180V90H179ZM179 93H178V94H179ZM189 93H192V92H189ZM189 93H188V94H189ZM193 93H192V95H193ZM196 93H197V92H196ZM198 93H199V92H198ZM198 93H197V94H198ZM213 93H214V92H213ZM222 93H224V92H222ZM237 93H240V92H237ZM254 93H256V92H254ZM261 93L264 94V92H261ZM10 94H11V93H10ZM94 94H95V93H94ZM99 94H100V92H99ZM106 94H107V93H106ZM125 94H126V93H125ZM153 94H154V93H153ZM183 94H184V93H183ZM201 94H202V93H201ZM235 94H236V93H235ZM48 95H51V94H48ZM48 95H46V96H48ZM60 95H61V94H60ZM60 95H59V96H60ZM75 95H76V94H75ZM104 95H105V94H104ZM110 95H111V94H110ZM139 95H141V94H139ZM149 95H150V94H149ZM158 95H159V94H158ZM170 95H171V94H170ZM170 95H169V96H170ZM184 95H185V94H184ZM192 95H191V96H192ZM208 95H209V94H208ZM208 95H207V96H208ZM212 95H213V94H212ZM241 95H242V94H241ZM244 95H245V94H244ZM40 96H41V95H40ZM43 96H44V94H43ZM43 96H42V99L40 98L41 100H43ZM67 96H68V95H67ZM92 96H93V95H92ZM106 96H107V95H106ZM120 96H121V95H120ZM129 96H130V95H129ZM141 96H142V95H141ZM165 96L168 97V93H167V95L165 94ZM173 96H172V97H173ZM177 96H178V95H177ZM179 96H180V95H179ZM181 96H182V94H181ZM186 96H187V95H186ZM188 96H189V95H188ZM191 96H190V97H191ZM194 96H195V94H194ZM213 96H214V95H213ZM230 96H231V95H230ZM236 96H237V95H236ZM257 96H258V94H257ZM3 97H4V96H3ZM8 97H9V96H8ZM8 97H7V98H8ZM60 97H61V96H60ZM94 97H95V96H94ZM108 97H109V96H108ZM113 97H114V95H113ZM122 97H123V96H122ZM125 97H126V96H125ZM160 97H161V96H160ZM170 97H171V96H170ZM175 97H176V96H175ZM192 97H193V96H192ZM203 97H206V94L203 95ZM203 97H202V101H204V100H203ZM220 97H221V96H220ZM226 97H227V96H226ZM237 97H238V96H237ZM44 98H45V97H44ZM103 98H104V97H103ZM106 98H107V97H106ZM106 98H105V99H106ZM118 98H119V97H118ZM129 98H130V97H129ZM165 98H166V97H165ZM183 98H184V97H183ZM183 98L181 97V99H183ZM200 98H201V97H200ZM210 98H212V97H210ZM233 98H234V96H233ZM245 98H246V97H245ZM247 98H248V97H247ZM247 98H246V99H247ZM260 98H261V97H260ZM28 99H29V98H28ZM74 99H76V97H75ZM100 99H101V98H100ZM109 99H110V101H111V97H110ZM170 99H171V98H170ZM170 99H168V100H170ZM195 99H196V97H195ZM206 99H208V98H206ZM225 99H226V98H225ZM225 99H224V100H225ZM228 99H229V98H228ZM237 99L239 100L240 98H237ZM262 99H263V98H262ZM262 99H261V100H262ZM44 100H45V99H44ZM46 100H47L48 103H49L48 105H49L50 109H52V110L55 111L56 113L58 112V113L62 114V116L67 117V116H66V115H67V112H66V111H68L69 109H68V108L65 109V107H66V106H64V105H65V104H64L65 102L63 103L62 100H61L57 95H56V96H55V95H53V96H49V97H47ZM85 100H86V99H85ZM101 100H102V99H101ZM126 100H127V99H126ZM128 100H129V99H128ZM131 100H132V98H131ZM150 100H151V99H150ZM163 100H164V98H163ZM166 100H167V99H166ZM171 100H175V99H171ZM171 100H170V102H171ZM199 100H200V99H198V102H199ZM217 100H218V97H217ZM241 100H243V99L241 98ZM261 100H260V101H261ZM36 101L38 102V100H36ZM66 101H67V100H66ZM94 101H95V100H94ZM138 101H139V100H138ZM157 101H158V100H157ZM159 101H160V100H159ZM161 101H162V100H161ZM178 101H180V100H178ZM185 101H186V100H185ZM188 101H190V100H188ZM195 101H196V100H195ZM211 101H212V100H211ZM225 101H226V100H225ZM228 101H229V100H228ZM244 101H245V99H244ZM41 102H42V101H41ZM99 102H100V101H99ZM112 102H113V101H112ZM123 102H124V100H123ZM164 102L166 103L165 100H164ZM192 102H194V101H192ZM214 102H215V101H214ZM238 102H239V101H238ZM261 102H263V101H261ZM180 103H181V102H180ZM180 103H179V105H181ZM186 103H187V102H186ZM188 103H189V102H188ZM222 103H223V102H222ZM226 103H227V102H226ZM245 103H247V102H245ZM263 103H264V102H263ZM40 104H41V103H40ZM44 104H45V103H44ZM75 104H77V103H75ZM89 104H90V103H89ZM100 104H102V103H100ZM106 104H107V102H106ZM108 104H109V103H108ZM112 104H113V103H112ZM112 104H111V105H112ZM115 104H116V102H115ZM122 104H123V103H122ZM122 104H121V105H122ZM128 104H129V103H128ZM191 104H192V103H191ZM191 104H189V106H190ZM195 104H196V103H195ZM203 104H204V103H202V106H203ZM243 104H244V103H243ZM248 104H249V102H248ZM250 104H251V103H250ZM42 105H43V104H42ZM42 105H41V107H40L41 109L43 108ZM84 105H85V104H84ZM103 105H105V102H104ZM130 105H131V104H130ZM160 105H161V104H160ZM167 105L169 106L168 103H167ZM176 105H178V103H177ZM196 105H197V104H196ZM213 105H214V104H213ZM228 105H229V103H228ZM239 105H241V104H239ZM39 106H40V105L38 104V107H39ZM46 106H47V105H46ZM67 106H69V105H67ZM74 106H75V105H74ZM109 106H110V105H109ZM135 106H136V105H135ZM174 106H175V105H174ZM186 106H187V104H186ZM186 106H185V107H186ZM192 106H194V103H193ZM192 106H190V108H192ZM205 106H206V104H205ZM216 106H217V105H216ZM216 106L213 107V108H216ZM221 106H222V105H221ZM224 106H225V104H224ZM234 106H235V104H234ZM93 107H94V106H93ZM104 107H105V106H104ZM104 107H103V108H104ZM107 107H108V106H107ZM118 107H119V104H118ZM121 107H122V106H121ZM129 107H130V106H129ZM164 107H165V106H164ZM169 107H172V106L170 105ZM180 107H181V106H180ZM209 107H210V106H209ZM211 107H212V106H211ZM226 107H227V104H226ZM229 107H230V106H229ZM243 107H244V106H243ZM45 108H46V107H45ZM45 108H44V109H45ZM71 108H72V107H71ZM71 108H70V109H71ZM99 108H100V107H99ZM109 108H110V107H109ZM114 108H115V107H114ZM136 108H137V106H136ZM138 108H139V107H138ZM138 108H137V109H138ZM149 108H150V107H149ZM190 108H189V109H190ZM195 108H196V107H195ZM200 108H201V107H200ZM204 108H205V107H204ZM222 108H223V107H222ZM224 108H225V107H224ZM227 108H228V107H227ZM44 109H43V110H44ZM48 109H49V108H48ZM101 109H102V108H101ZM106 109H107V108H106ZM125 109H126V108H125ZM177 109H178V108H177ZM183 109H184V107H183ZM208 109H209V108H208ZM208 109H207V110H208ZM244 109H245V108H244ZM247 109H248V108H247ZM74 110H76V109H74ZM86 110H88V109H86ZM90 110H91V109H90ZM94 110H95V109H94ZM108 110H109V109H108ZM122 110H123V108H122ZM140 110H141V109H140ZM161 110H162V109H161ZM172 110H173V109H172ZM172 110H171V111H172ZM187 110H188V108H187ZM199 110H200V109H199ZM202 110H203V109H202ZM204 110H205V109H204ZM230 110H231V108H230ZM234 110H235V109H234ZM237 110H238V109H237ZM242 110H243V109H242ZM245 110H246V109H245ZM112 111H113V110H112ZM112 111H111V112H112ZM125 111H126V110H125ZM134 111H136V110H134ZM159 111H160V110H159ZM159 111H158V112H159ZM165 111H166V108H165ZM168 111L170 112V110H168ZM174 111H175L174 113L176 114V110H174ZM185 111H186V110H184V113H186ZM193 111H194V110H193V108H192V112H193ZM209 111H210V110H209ZM213 111H214V110H213ZM219 111H220V110H217L216 112H219ZM44 112H45V111H44ZM69 112H70V110H69ZM74 112H75V111H74ZM92 112H93V111H92ZM98 112H99V111H98ZM106 112H107V111H106ZM163 112H164V111H163ZM179 112H180V111H179ZM179 112L177 111V113H179ZM187 112H188V111H187ZM194 112H196V111H194ZM194 112H193V113H194ZM222 112H223V111H222ZM227 112H228V111H227ZM242 112H243V111H242ZM102 113H105V112H102ZM109 113H110V112H109ZM131 113H132V112H131ZM136 113H137V111H136ZM140 113H141V112H140ZM140 113H139V114H140ZM165 113H166V112H165ZM165 113H164V114H165ZM184 113L182 112V114H184ZM193 113H191V111H189V114H193ZM198 113H199V111H198ZM198 113H197V115H198ZM201 113H202V111H201ZM203 113H205V112L203 111ZM210 113L212 114V112H210ZM214 113H215V112H214ZM46 114H47V113H46ZM69 114H70V113H69ZM71 114H72V113H71ZM73 114H75V113H73ZM94 114H95V113H94ZM111 114H112V113H111ZM125 114H126V113H125ZM125 114H124V116H125ZM134 114H135V113H134ZM164 114H163V115H164ZM167 114H169V116L171 117V115H170L171 112H170V113H166V116H167ZM186 114H187V113H186ZM224 114H225V113H224ZM224 114H223V115H224ZM231 114H232V113H231ZM47 115H48V114H47ZM47 115H46V117H47ZM51 115H52V114H51ZM54 115H55V114H54ZM117 115H118V114H117ZM121 115H122V114H121ZM121 115H120V116H121ZM153 115H155V114H153ZM176 115H177V114H176ZM202 115H203V114H202ZM227 115H228V114H227ZM238 115H239V113H238ZM247 115H249V114H247ZM250 115H251V114H250ZM44 116H45V115H44ZM48 116H49V115H48ZM55 116H56V115H55ZM78 116H79V115H78ZM98 116H99V115H98ZM109 116H111V115H109ZM120 116H119V117H120ZM133 116H134V115H133ZM161 116H162V115H161ZM174 116H175V115H174ZM188 116L191 118L192 115H191V116L188 115ZM188 116H187V117H185V116L181 117V114H180V117H179V116H178V117H179V118H184V117H185V119L188 120ZM207 116H208V115H207ZM38 117H39V116H38ZM42 117H43V116H42ZM49 117H50V116H49ZM49 117H47V119H46V118H45V119L48 120ZM71 117H72V116H71ZM112 117H113V116H112ZM126 117H127V116H126ZM204 117H205V115H204ZM210 117H211V116H210ZM230 117H231V116H229V118H230ZM246 117H247V116H246ZM3 118H4V116H3ZM84 118H85V117H84ZM93 118H96V117H93ZM109 118H110V117H109ZM164 118H165V116H164ZM166 118L168 119V117H166ZM166 118H165V119H166ZM175 118H176V117H175ZM192 118H194V117H192ZM200 118H201V117H200ZM205 118H206V117H205ZM215 118H216V117H215ZM236 118H237V117H236ZM51 119H52V118H51ZM105 119H106V118H105ZM115 119H116V118H115ZM169 119H170V118H169ZM171 119H172V118H171ZM177 119H178V118H177ZM185 119H183V121H184ZM196 119L198 120L199 118H196ZM201 119H203V118H201ZM207 119H209V118H207ZM240 119H241V118H240ZM249 119H250V118H249ZM0 120H1V119H0ZM52 120H53V119H52ZM74 120H75V119H74ZM79 120H80V119H79ZM84 120H85V119H84ZM88 120H89V119H88ZM137 120H138V119H137ZM163 120H164V119H163ZM172 120H173V119H172ZM189 120H190V119H189ZM203 120H204V119H203ZM209 120H210V119H209ZM225 120H226V119H225ZM225 120H224V121H225ZM242 120H243V119H242ZM242 120H241V121H242ZM255 120H256V119H255ZM53 121H55V120H53ZM91 121H92V120H91ZM95 121H96V120H95ZM95 121H94V122H95ZM105 121H106V120H105ZM108 121H109V119H108ZM116 121L118 122V120H116ZM129 121H130V119H129ZM139 121H140V120H139ZM183 121H180V120H179V122H181V123H179V122H176V121L173 120V123L179 128V130L181 131V134H182L183 139H184L186 142H188V143L190 144L189 146H191L192 149H194L193 151H196L197 153H196V152H195V153L198 154V155H200L203 159H205V158H209V157H212L214 160H218V161H219V159H220V160H221V163H223V164H221L222 167H223V165H224V166L226 167L227 170H229V171L233 172L234 174H236V176L238 177V179L236 178L237 182H238V181H239V182L241 181L240 183H242V182H243L242 178L245 179V178H244L245 176L242 177V169H243V167L246 169V166H245V163H244V166H243V164H242L243 167H242L241 165H237V166L234 165L235 163H234V162H231L232 160L227 156V154H229L230 151L232 150V149L229 150V148H230L229 146H230V144H231V142H230L231 140L229 141V142H230L229 145H227V142H225V144L221 145V147H220V146H218V145H216V144H214V143L212 142L211 138L209 137V136L211 135L210 133H209V135H206V136H208V138H207V137H204V135L207 134V133H206V130H208V127H206L207 125L205 126V127L207 128V129L205 130V132H204L205 134L202 133L203 136H201L202 134L200 135V134L198 133V131H195L194 129H192V128H193L192 126H191L192 128H190V127H189L190 125L187 126L188 124H186V123H185V124H182ZM190 121L193 122V120H190ZM190 121H189V122H190ZM194 121H195V119H194ZM204 121H205V120H204ZM234 121H235V120H234ZM1 122H2V121H1ZM89 122H90V120H89ZM121 122H122V121H121ZM135 122H136V121H135ZM185 122H186V120H185ZM189 122H187V123H189ZM195 122H196V121H195ZM200 122H201V120H200ZM205 122H206V121H205ZM239 122H240V121H239ZM250 122H251V121H250ZM74 123H75V122H74ZM114 123H115V122H114ZM118 123H119V122H118ZM123 123H124V122H123ZM127 123H128V121H127ZM183 123H184V122H183ZM198 123H199V121H198ZM210 123H211V122H210ZM225 123H226V122H225ZM232 123H233V122H232ZM246 123H247V122H246ZM251 123H252V122H251ZM251 123H250V124H251ZM1 124H2V123H1ZM5 124H6V123H5ZM56 124H57V123H56ZM95 124H96V122H95ZM102 124H103V123H102ZM163 124H165V123H163ZM167 124H168V123H167ZM170 124H171V123H170ZM206 124H208V123H206ZM211 124H212V123H211ZM228 124H230V123L228 122ZM236 124H237V123H236ZM244 124H245V123L243 122V125H244ZM248 124H249V123H248ZM88 125H89V124H88ZM133 125H134V124H133ZM139 125H140V124H139ZM143 125H144V124H143ZM172 125H173V124H172ZM175 125H174V126H175ZM195 125H196V123H195ZM222 125H223V124H222ZM222 125H221V126H222ZM225 125H226V124H225ZM234 125H235V124H234ZM239 125L241 126V124H239ZM251 125H252V124H251ZM251 125H249L248 127H250ZM80 126H81V124H80ZM119 126H120V125H119ZM163 126H164V125H163ZM176 126H175V127H176ZM199 126H200V124H199ZM231 126H232V125H231ZM259 126H260V125H259ZM5 127H6V126H5ZM91 127H92V126H91ZM116 127H117V126H116ZM175 127H174V128H175ZM197 127H198V126H197ZM197 127H195V128H197ZM226 127H227V126H226ZM226 127H225V128H226ZM233 127H234V126H233ZM235 127H236V125H235ZM241 127H242V126H241ZM243 127H244V126H243ZM260 127H261V126H260ZM82 128H83V127H82ZM89 128H90V127H89ZM93 128H94V127H93ZM103 128L105 129V126H104ZM117 128H118V127H117ZM146 128H147V127H146ZM150 128H151V127H150ZM157 128H158V127H157ZM168 128H169V127H168ZM198 128H199V127H198ZM219 128H220V127H219ZM229 128H230V127H229ZM245 128H246V127H245ZM251 128H252V127H251ZM251 128H250V129H251ZM253 128H255V127H253ZM263 128H264V127H263ZM2 129H3V128H2ZM8 129H9V127H8ZM75 129H76V128H75ZM75 129H74V130H75ZM86 129H87V128H86ZM137 129H138V127H137ZM171 129H172V128H171ZM176 129H177V128H176ZM200 129H201V128H200ZM222 129H223V128H222ZM235 129H236V128H235ZM258 129H259V128H258ZM89 130H90V129H89ZM97 130H98V128H97ZM143 130H144V128H143ZM162 130H163V129H162ZM165 130H166V129H165ZM167 130H168V129H167ZM179 130H178V131H179ZM201 130H203V129H201ZM201 130H200V131H201ZM212 130H213V129H212ZM226 130H227V128H226ZM230 130H231V129H230ZM241 130H242V129H241ZM247 130H248V129H247ZM251 130H252V129H251ZM255 130H257V129H255ZM1 131H2V130H1ZM75 131H76V130H75ZM82 131H83V130H82ZM87 131H88V130H87ZM131 131H132V130H131ZM144 131H145V130H144ZM169 131H170V129H169ZM180 131H179V132H180ZM208 131H209V130H208ZM208 131H207V132H208ZM216 131H217V130H216ZM219 131H220V130H219ZM224 131H225V130H224ZM224 131H223V132H224ZM228 131H229V130H228ZM244 131H245V129H244ZM85 132H86V130H85ZM93 132H95V130H94ZM101 132H102V131H101ZM113 132H114V131H113ZM132 132H133V131H132ZM137 132H138V131H137ZM148 132H149V131H148ZM159 132H160V131H159ZM163 132H164V131H163ZM167 132H168V131H167ZM179 132H178V133H179ZM214 132H215V131H214ZM226 132H227V131H226ZM233 132H234V131H233ZM239 132H240V131H239ZM248 132H249V130H248ZM250 132H251V131H250ZM261 132H262V131H261ZM261 132H260V133H261ZM263 132H264V131H263ZM10 133H12V132H10ZM14 133H15V132H14ZM18 133H19V132H18ZM26 133H27V131H26ZM75 133H76V132H75ZM82 133H83V132H82ZM96 133H98V132H96ZM127 133H128V132H127ZM143 133H144V132H143ZM157 133H158V132H157ZM164 133H165V132H164ZM164 133H163V134H164ZM217 133H218V132H217ZM231 133H232V132H231ZM236 133H237V132H236ZM251 133H252V132H251ZM1 134L3 135V133H1ZM16 134H17V133H16ZM61 134H62V133H61ZM63 134L65 135V133H63ZM80 134H81V133H80ZM104 134H105V133H104ZM109 134H110V133H109ZM115 134H116V133H115ZM119 134H120V133H119ZM133 134H134V133H133ZM152 134H153V133H152ZM224 134H225V133H224ZM240 134H241V132H240ZM243 134H244V132H243ZM246 134H247V132H246ZM17 135H18V134H17ZM83 135H84V134H83ZM156 135H157V134H156ZM161 135H162V134H161ZM213 135H215V134H213ZM231 135H232V134H231ZM234 135H235V133H234ZM260 135H261V134H260ZM262 135H263V134H262ZM8 136H9V135H8ZM20 136H21V135H20ZM30 136H31V135H30ZM62 136H63V135H62ZM134 136H135V135H134ZM144 136H145V135H144ZM225 136H227V135H225ZM225 136H224V138H225ZM253 136H254V135H253ZM257 136H259V135H257ZM0 137H1V136H0ZM9 137H10V136H9ZM63 137H64V136H63ZM83 137H84V136H83ZM91 137H92V135H91ZM100 137H101V135H100ZM124 137H125V136H124ZM136 137H137V136H136ZM149 137H150V136H149ZM157 137H158V136H157ZM172 137H173V136H172ZM212 137H213V136H212ZM231 137H232V136H231ZM250 137H251V136H250ZM259 137H260V136H259ZM22 138H23V137H22ZM87 138H88V137H87ZM97 138H98V137H97ZM160 138H162V137H160ZM160 138H159V139H160ZM167 138H168V137H167ZM179 138H180V137H179ZM179 138H178V139H179ZM209 138H210V139H209ZM216 138H217V137H216ZM219 138H221V137H219ZM224 138L222 137V140H223ZM227 138H228V137H226V139H227ZM246 138H247V137H246ZM20 139H21V138H20ZM89 139H90V138H89ZM102 139H103V138H102ZM124 139H125V138H124ZM128 139H129V137H128ZM213 139H215V137H213ZM228 139H229V138H228ZM228 139H227V141H228ZM230 139H231V138H230ZM233 139H234V137H233ZM244 139H245V138H244ZM248 139H249V138H248ZM253 139H254V138H253ZM14 140H15V139H14ZM22 140H23V139H22ZM30 140H31V139H30ZM83 140H84V138H83ZM90 140H91V139H90ZM92 140H93V138H92ZM119 140H120V139H119ZM156 140H157V138H156ZM160 140H161V139H160ZM181 140H182V139H181ZM184 140H183V141H184ZM216 140H217V139H216ZM216 140H215V141H216ZM222 140H221V141H222ZM251 140H252V139H251ZM260 140H261V139H260ZM1 141H2V140H1ZM19 141H20V140H19ZM31 141H32V140H31ZM80 141H81V140H80ZM122 141H123V140H122ZM122 141H121V142H122ZM172 141H173V140H172ZM175 141H176V138H175ZM177 141H178V140H177ZM237 141H238V140H237ZM244 141H246V140H244ZM257 141H258V140H256V142H257ZM263 141H264V139H263ZM82 142H84V141H82ZM82 142H80V143H82ZM96 142H97V141H96ZM121 142H120V143H121ZM126 142H127V140H126ZM137 142H138V141H137ZM139 142H140V139H139ZM163 142H164V141H163ZM163 142H162V143H163ZM178 142H179V141H178ZM217 142H218V140H217ZM229 142H228V143H229ZM246 142H247V141H246ZM253 142H255V141L253 140ZM259 142H260V141H259ZM0 143H1V145L4 144V143H2V142H0ZM21 143H22V142H21ZM30 143H31V142H30ZM87 143H88V141H87ZM113 143H114V142H113ZM120 143H119V144H120ZM123 143H125V141H124ZM123 143H122V144H123ZM153 143H154V142H153ZM158 143H159V142H158ZM164 143H165V142H164ZM168 143H169V142H168ZM232 143H235V141H234V142L232 141ZM236 143H237V142H236ZM243 143H244V142H243ZM263 143H264V142H263ZM116 144H117V143H116ZM180 144H181V143H180ZM218 144H219V143H218ZM239 144H240V143H239ZM256 144H257V143H256ZM22 145H23V144H22ZM29 145H30V144H29ZM62 145H63V143H62ZM82 145H83V143H82ZM136 145H137V144H136ZM155 145H156V144H155ZM167 145H168V144H167ZM171 145H172V144H171ZM182 145H184V144L182 143ZM236 145H237V144H236ZM242 145H243V144H242ZM242 145H241V146H242ZM250 145H251V144H250ZM84 146H85V144H84ZM97 146H98V144H97ZM151 146H152V145H151ZM178 146H179V144H178ZM187 146H188V144H187ZM237 146H238V145H237ZM241 146H240V147H241ZM252 146H253V145H252ZM252 146H251V147H252ZM29 147H31V145H30ZM102 147H103V146H102ZM116 147H117V146H116ZM127 147H128V146H127ZM130 147H131V146H130ZM158 147H159V146H158ZM179 147H180V146H179ZM246 147H247V146H245L244 148H246ZM249 147H250V146H249ZM261 147H263V146H261ZM12 148H13V146H12ZM63 148H64V147H63ZM113 148H114V147H113ZM164 148H165V147H163V148H161V149H164ZM170 148H171V146H170ZM175 148H176V146H175ZM231 148H232V147H231ZM253 148H254V147H253ZM253 148H251V149H253ZM15 149H16V148H15ZM64 149H65V148H64ZM78 149H79V148H78ZM85 149H86V148H85ZM98 149H99V148H98ZM151 149H152V148H151ZM188 149H189V148H188ZM246 149H247V148H246ZM16 150H18V149H16ZM29 150H30V149H29ZM81 150H82V149H81ZM145 150H146V149H145ZM153 150H154V149H153ZM164 150H165V149H164ZM167 150H168V149H167ZM167 150H166V151H167ZM177 150H178V149H177ZM177 150H176V152H177ZM185 150H186V149H185ZM238 150H239V148H238ZM238 150H237V151H238ZM240 150H242V149L240 148ZM262 150H263V149H262ZM7 151H9V153H10L11 155L17 156V154H15V152H14V149L12 150L11 147L6 146V145H5V146L2 145V146L0 147V152H5V153H7ZM10 151H11V152H10ZM52 151H54V150H52ZM68 151H69V150H68ZM68 151H67V152H68ZM83 151H84V150H83ZM87 151H88V150H87ZM93 151H94V149H93ZM95 151H96V150H95ZM116 151H117V150H116ZM232 151H233V150H232ZM232 151H231V153H232ZM235 151H236V149H235ZM235 151H234V152H235ZM237 151H236V153H238ZM242 151H243V150H242ZM246 151H247V150H246ZM252 151H253V150H252ZM252 151H251V152H252ZM19 152H20V150H19ZM19 152H17V153H19ZM26 152H27V151H26ZM126 152H127V151H126ZM132 152H133V151H132ZM191 152H192V151H191ZM234 152H233V154H234ZM251 152H249V153H251ZM257 152H258V154H259V150H258ZM262 152H263V151H262ZM262 152L260 151L261 155H262ZM70 153H71V152H70ZM85 153H86V152H85ZM85 153H84V154H85ZM107 153H108V152H107ZM130 153H131V152H130ZM133 153H134V152H133ZM146 153H147V152H146ZM152 153H153V151H152ZM158 153H159V152H158ZM174 153H175V152H174ZM68 154H69V153H68ZM91 154H92V153H91ZM113 154H114V153H113ZM124 154H125V153H124ZM160 154H161V153H160ZM178 154H179V153H178ZM193 154H194V153H193ZM240 154H242V153L240 152ZM253 154H255V153H253ZM263 154H264V152H263ZM0 155H1V154H0ZM2 155H3V154H2ZM65 155H66V154H65ZM70 155H71V154H70ZM73 155H74V154H73ZM88 155H89V154H88ZM106 155H107V154H106ZM134 155H135V154H134ZM163 155H164V154H163ZM163 155H161V156H163ZM183 155H184V154H183ZM214 155L217 157V159H215V156H214ZM231 155H232V154H231ZM250 155H251V154H250ZM6 156L8 157L9 155H4V157H6ZM75 156H76V155H75ZM78 156L82 157L83 155L81 156V155L79 154ZM98 156H99V155H98ZM126 156H128V155H126ZM129 156H130V155H129ZM151 156H152V155H151ZM173 156H174V155H173ZM177 156H178V155H177ZM194 156H195V155H194ZM254 156H255V155H254ZM256 156H257V155H256ZM1 157H2V156H1ZM1 157H0V159H1ZM68 157H69V156H68ZM84 157H86V156H83V158H84ZM103 157H104V156H103ZM115 157H116V156H115ZM123 157H124V156H123ZM131 157H132V156H131ZM167 157H168V155H167ZM182 157H183V156H182ZM236 157H237V156H236ZM260 157L262 158L263 155L260 156ZM260 157H259V158H260ZM15 158H16V157H15ZM73 158H74V157H73ZM86 158H87V157H86ZM86 158H84V159H86ZM98 158H99V157H98ZM98 158H96V159L99 161L102 157L99 158V159H98ZM107 158H108V157H107ZM128 158H129V157H128ZM146 158H147V157H146ZM151 158H152V157H151ZM165 158H166V155H165ZM176 158H177V157H176ZM188 158H189V157H188ZM202 158H201V159H202ZM252 158H253V156H252ZM3 159H4V158H2V160H3ZM5 159L7 160V159H9V158H5ZM11 159H12V157L10 156V159L7 161V164H8L9 162L12 161ZM20 159H21V158H20ZM113 159H114V158H113ZM129 159H130V158H129ZM147 159H148V158H147ZM155 159H156V158H155ZM159 159H160V158H159ZM162 159H164V157H163ZM167 159H168V158H167ZM171 159H172V158H171ZM210 159H211V158H210ZM213 159H212V160H213ZM233 159H234V158H233ZM238 159H239V158H238ZM243 159H244V158H243ZM250 159H251V158H250ZM254 159H255V157H254ZM16 160L19 161V159H17V158H16ZM133 160H134V159H133ZM138 160H139V159H138ZM169 160H170V158H169ZM187 160H188V159H187ZM199 160H200V159H199ZM207 160H208V159H207ZM207 160H206V161H207ZM214 160H213V161H214ZM261 160H262V159H261ZM261 160H260V161H261ZM13 161H14V160H13ZM13 161H12V162H13ZM18 161H17V162H18ZM83 161H85V160H83ZM83 161L81 160V162H83ZM89 161H90V159H89ZM103 161H104L103 159H102V161L100 160V163L102 164ZM110 161H111V160H110ZM114 161H115V160H114ZM122 161H123V160H122ZM172 161H173V160H172ZM203 161H204V160H203ZM210 161H211V160H210ZM234 161H235V160H234ZM247 161H248V160L246 159V163H247ZM252 161H253V160H252ZM255 161H256V159H255ZM0 162H1V160H0ZM2 162H3V161H2ZM12 162H11V163H12ZM21 162H22V164L25 166V163H24L22 160H21ZM106 162H107V161H106ZM106 162H103V164H102V168H101L102 170H101V169H99V170H101V171L104 170L105 172H106V170H107V171L110 170V169H109L110 166L108 167V165H107V164H109V163H106ZM118 162H119V161H118ZM142 162H143V161H142ZM193 162H194V161H193ZM229 162H231V163H229ZM235 162H236V161H235ZM14 163H16V162H14ZM184 163H185V162H183V164H184ZM199 163H200V162H199ZM204 163H205V162H204ZM216 163H217V162H216ZM253 163H254V162H253ZM255 163L257 164V162H255ZM0 164H1V163H0ZM105 164H106V165H105ZM114 164H115V162H114ZM120 164H121V163H120ZM251 164H252V163H251ZM261 164H262V163H261ZM263 164H264V162H263ZM1 165H2V164H1ZM9 165H10V166H9ZM9 165H8L9 168L13 165V166H15V167H14L15 169H16V168L18 169L19 166H20V165L17 164V166H18V167H17L16 165H14V164L11 165L10 163H9ZM117 165H118V164H117ZM132 165H133V164H132ZM158 165H159V164H158ZM203 165H204V164H203ZM219 165H220V164H219ZM219 165H218V166H219ZM13 166H12V167H13ZM26 166H27V165H26ZM163 166H164V165H163ZM181 166H182V165H181ZM210 166H211V165H210ZM248 166H249V165H248ZM254 166H255V164H254ZM259 166H260V165H259ZM259 166H258V167H259ZM262 166H264V165H262ZM262 166H261V167H262ZM89 167H90V165H89ZM114 167H115V166H114ZM117 167H118V166H117ZM119 167H120V165H119ZM141 167H142V166H141ZM169 167H170V166H169ZM173 167H174V166H173ZM201 167H202V166H201ZM256 167H257V166H256ZM256 167H255V168H256ZM14 168H11V170L14 169ZM132 168H133V167H132ZM179 168H181V167H179ZM182 168H183V166H182ZM186 168H187V167H186ZM188 168H189V167H188ZM194 168H195V167H194ZM250 168H251V165H250ZM15 169H14V170H15ZM17 169H16V171H17ZM20 169H22V168H20ZM60 169H61V168H60ZM113 169H114V168H113ZM129 169H130V168H129ZM184 169H185V168H184ZM200 169H201V168H200ZM220 169H221V168H220ZM99 170L97 169V170H94V171L89 172V173H87V174L97 173ZM133 170H135V169H133ZM136 170H138V169H136ZM202 170H204V169H202ZM214 170H215V169H214ZM222 170H223V168H222ZM256 170H257V169H256ZM258 170L260 171V168H259ZM9 171H10V170H9ZM21 171H22V170H21ZM192 171H193V170H192ZM196 171H197V170H196ZM225 171H226V170H225ZM251 171H252V170H251ZM254 171H255V170H254ZM18 172H19V170H18ZM43 172L45 173V171H43ZM105 172H103V173H105ZM108 172H109V171H108ZM112 172H113V171H112ZM129 172H130V171H129ZM138 172H139V171H138ZM146 172H147V171H146ZM189 172H190V171H189ZM198 172H199V171H198ZM243 172H244V170H243ZM255 172H256V171H255ZM255 172H253V173H255ZM262 172H263V171H262ZM262 172H261V173H262ZM1 173H2V172H1ZM10 173H11V172H10ZM12 173H13V170H12ZM22 173H25V172H24V169H23V172H22ZM22 173H21V174H20V173L17 174V172H16V173L14 172V174H16V175H19V174H20L21 176H22ZM135 173H136V172H135ZM150 173H151V172H150ZM150 173H149V174H150ZM168 173H169V172H168ZM218 173H220V172L218 171ZM221 173H222V175H224L223 171H222ZM225 173H226V172H225ZM229 173H230V172H229ZM247 173H248V171H247ZM247 173L245 172V174H247ZM256 173H257V172H256ZM261 173H260V174H261ZM25 174H27V172H26ZM25 174H23V177H21V180L18 179L20 176H19V177L17 176V177H18V178H17V177H14V175H12L14 178H16V179L19 181V182H18V186H17L16 188L19 187V183H20V182H22V184H23V188H22V186L20 185L21 188H22V190L25 188V187H24V184H26V183H24L22 180L26 181V180L29 178V177L27 178V175H25ZM68 174H69V173H68ZM119 174H120V173H119ZM196 174H197V172H196ZM198 174H199V173H198ZM214 174H215V173H214ZM248 174H249V175H252L251 177H253V175H255V174H252V173L250 174V171H249ZM260 174L258 173V175H259L258 177L261 176ZM28 175H29V174H28ZM31 175H32V174H31ZM85 175H86V174H85ZM85 175H84V176H85ZM102 175H103V174H102ZM104 175H105V174H104ZM110 175H111V173H110ZM226 175H227V173H226ZM243 175H244V174H243ZM12 176H11V177H12ZM29 176H30V175H29ZM32 176H33V175H32ZM81 176H82V175H81ZM93 176H96V178H97V175H93ZM98 176H100V174H98ZM107 176H108V174H107ZM113 176H114V174H113ZM132 176H133V174H132ZM180 176H181V175H180ZM202 176H203V175H202ZM210 176H211V175H210ZM231 176H233V174H232ZM246 176H247V175H246ZM7 177H8V176H7ZM24 177H25V178H24ZM65 177H66V176H65ZM125 177H126V176H125ZM136 177H137V176H136ZM148 177H149V176H148ZM166 177H167V176H166ZM173 177H174V176H173ZM200 177H201V176H200ZM221 177H222V176H221ZM223 177H224V176H223ZM223 177H222V179H219V180L216 179L217 182L219 183V181H221V180L224 181ZM226 177H228L227 180H228V179L230 180V177H229V176H226ZM226 177H225V178H226ZM247 177H248V176H247ZM254 177H255V176H254ZM258 177L256 176V178H258ZM22 178H24V179H22ZM26 178H27V179H26ZM81 178H82V177H81ZM87 178H89V176H88ZM87 178H85V179L87 180ZM102 178H103V176H102ZM102 178L100 177V179H102ZM109 178H110V177H109ZM114 178H115V177H114ZM130 178H131V177H130ZM153 178H154V177H153ZM176 178H177V177H176ZM218 178H219V177H218ZM262 178H264V177H263V174H262ZM16 179H14V180H16ZM25 179H26V180H25ZM77 179H78V178H77ZM79 179H80V178H79ZM79 179H78V180H79ZM83 179H84V177H83ZM97 179H98V178H97ZM105 179L108 180V178H105ZM111 179H112V177H111ZM111 179H110V180H111ZM119 179H120V178H119ZM123 179H124V178H123ZM131 179H132V178H131ZM141 179H142V178H141ZM195 179H196V178H195ZM213 179H214V178H213ZM234 179H235V178H234ZM260 179H261V178H260ZM11 180H12V179H11ZM91 180H92V178H91ZM114 180H115V179H114ZM121 180H122V178H121ZM121 180H119V181H121ZM139 180H140V179H139ZM158 180H159V179H158ZM165 180L167 181V179H165ZM204 180H205V179H204ZM204 180H203V181H204ZM214 180H215V179H214ZM231 180H233V179H231ZM249 180H250V179H249ZM249 180H248V179H247V181L245 180V181H246V183H244L245 186H248V185H246V184H247V182H248ZM254 180H255V179H254ZM258 180H259V178H258ZM258 180H256V182H257ZM262 180H263V179H262ZM5 181H6V180H4V182H5ZM28 181H30V179H28ZM74 181H75V180H74ZM92 181H93V180H92ZM103 181H105V180L103 179ZM116 181H117V180H116ZM116 181H115V182H116ZM122 181H123V180H122ZM126 181H127V180H126ZM137 181H138V180H137ZM140 181H142V180H140ZM140 181H139V182H140ZM154 181H155V180H154ZM163 181H164V180H163ZM176 181H177V179H176ZM223 181H221V184H220V185H221V188L219 187L220 185H217V187L220 188V190H221V189H222V190H221V191H220V190H216V192H217V191L222 192L223 189H224V192L227 194V192H230L232 189L230 190L231 187L229 188V186H228L229 183H228V184L226 183V182H227L226 179H225V182H223ZM12 182H13V181H12ZM35 182H36V181H35ZM38 182H39V181H38ZM76 182H77V180L75 181V183H76ZM79 182H83V181H80V180H79ZM93 182H94V181H93ZM109 182H111V181H109ZM124 182H125V181H124ZM127 182H128V181H127ZM127 182H126V183H127ZM148 182H149V181H148ZM151 182H152V181H151ZM157 182H159V181H157ZM197 182H198V181H197ZM199 182H200V181H199ZM212 182H215V181L212 180ZM212 182H210V183H212ZM228 182H230V181H228ZM233 182H234V180H233ZM256 182H255V183H256ZM260 182H262V181H260ZM263 182H264V181H263ZM0 183H1V181H0ZM5 183H6V182H5ZM15 183H16V182H15ZM40 183H41V182H40ZM71 183L74 184L73 182H71ZM116 183H117V182H116ZM133 183H134V182H133ZM152 183H153V182H152ZM165 183H166V182H165ZM165 183H164V184H165ZM201 183H202V182H201ZM218 183H217V184H218ZM230 183H231V182H230ZM250 183H251V182H250ZM250 183H249V188H250V186H252V184H250ZM76 184H78V183H76ZM76 184H74V185H72V186H76ZM105 184H106V183H105ZM108 184H109V183H108ZM110 184H111V183H110ZM127 184H128V183H127ZM157 184H158V183H157ZM203 184H204V182H203ZM233 184H234V183H233ZM256 184H257V183H256ZM260 184H262V183H259V185H260ZM263 184H264V183H263ZM263 184H262V186H263ZM1 185H2V184H1ZM6 185H7V184H6ZM10 185H11V184H10ZM10 185H8V186H10ZM14 185H15V184H14ZM131 185H132V184H131ZM131 185L128 184L127 187H128V186L131 187ZM181 185H182V184H181ZM206 185H207V184H206ZM208 185H209V184H208ZM208 185H207V186H208ZM213 185H214V184H213ZM213 185H211V186H213ZM229 185H231V184H229ZM236 185H237V184H236ZM241 185H242V184H241ZM12 186H13V185H12ZM81 186H83V185L81 184ZM86 186H87V185H86ZM121 186H122V185H121ZM155 186H156V185H155ZM169 186H170V185H169ZM174 186H175V185H174ZM214 186H215V185H214ZM231 186H232V185H231ZM256 186H258V184H257ZM4 187H5V186H4ZM38 187H39V186H38ZM130 187L127 188V189H128V192H127V193L133 194V196H135V198H136V196H137L136 194H137V193H134L133 190H132ZM135 187H136V186H135ZM139 187H141V186H139ZM145 187H146V186H145ZM198 187H199V186H198ZM215 187H216V186H215ZM215 187H214V188H215ZM217 187H216V189H217ZM241 187H242V186H241ZM7 188H8V187H7ZM9 188H10V187H9ZM21 188L19 187L18 190L21 189ZM33 188H34V187H33ZM86 188H87V187H86ZM123 188H125V187H123ZM151 188H152V187H151ZM151 188H150V189H151ZM159 188H160V187H159ZM169 188H170V187H169ZM181 188H182V187H181ZM186 188H187V187H186ZM193 188H194V187H193ZM211 188H212V187H211ZM232 188H233V187H232ZM246 188H248V187H246ZM260 188H261V186H260ZM262 188H263V187H262ZM262 188H261V189H262ZM1 189H2V188H1ZM1 189H0V190H1ZM13 189H14V188H13ZM70 189H71V188H70ZM84 189H85V188H84ZM127 189H126V190H127ZM212 189H213V188H212ZM241 189H244V190H245L244 187H242ZM261 189H260V190H261ZM263 189H264V188H263ZM18 190H17V191H18ZM22 190H21V191H22ZM126 190H125V191H126ZM233 190H234V189H233ZM249 190H250V189H249ZM260 190H259V188H258V191H260ZM9 191H10V190H8L7 192H9ZM83 191L85 192V190H83ZM87 191H88V190H87ZM134 191H135V190H134ZM144 191H145V190H144ZM193 191H194V190H193ZM196 191H197V190H196ZM202 191H203V190H202ZM236 191H237V190H236ZM236 191H235V192H236ZM256 191H257V190H256V188H255V192H256ZM1 192H2V191H1ZM22 192H23V191H22ZM156 192H157V191H156ZM164 192H165V191H164ZM211 192H212V191H211ZM214 192H215V189H214ZM220 192H219V193H220ZM232 192H234V191H232ZM237 192H238V191H237ZM255 192H254V193H255ZM262 192H263V191H262ZM9 193H10V194H11V193L13 194L14 192L11 191V192H9ZM17 193H18V192H17ZM17 193H16V191H15V194H17ZM143 193H144V192H142V195H143ZM148 193H149V191H148ZM187 193H188V192H187ZM192 193H194V192H192ZM192 193H191V194H192ZM195 193H196V192H195ZM197 193H198V192H197ZM197 193H196V194H197ZM200 193H201V192H200ZM200 193H199V194H200ZM207 193H208V192H207ZM230 193H231V192H230ZM230 193H228V196H231V200H232L233 202H232V201L230 202V200L227 199L228 202H229V204L232 203V204H234L235 206L242 205V204H241L242 201L240 200L241 196L239 197V196H236L235 194H230ZM240 193H242V192H240ZM247 193H248V192H247ZM254 193H253V194H254ZM258 193H259V192H258ZM3 194H4V193H3ZM5 194H6V191H5ZM10 194H7V195H10ZM52 194H53V193H52ZM54 194H55V193H54ZM88 194H89V197H90L91 194H90V193H88ZM88 194H87V192H86V196H87ZM165 194H166V193H165ZM176 194H177V193H175V196H174L175 199L178 198V197L176 196ZM191 194H190V195H191ZM196 194H195V195H196ZM199 194H198V195H199ZM203 194H204V193H203ZM203 194H202V195H201V194L199 195V196H201L200 199L202 198V201H203V199L205 200V199L207 198V196H206V195L204 196ZM220 194H221V193H220ZM226 194H225V195H226ZM229 194H230V195H229ZM250 194H251V193H250ZM260 194H261V192H260ZM0 195H1V194H0ZM20 195H21V193H20ZM56 195H57V193H56ZM74 195H75V194H74ZM138 195H139V193H138ZM142 195H141V197H142ZM146 195H147V194H146ZM171 195H172V194H171ZM190 195H189V196H190ZM238 195H239V194H238ZM246 195H247V194H246ZM248 195H249V194H248ZM251 195H252V194H251ZM1 196H3V195H1ZM50 196H51V195H50ZM57 196H58V195H57ZM84 196H85V195H84ZM86 196H85V197H86ZM149 196H150V195H149ZM152 196H153V194H152ZM191 196H192V195H191ZM193 196H194V194H193ZM253 196H255V195H253ZM15 197H16V196H15ZM23 197H24V196H23ZM69 197H70V196H69ZM89 197L87 196L88 199H89ZM197 197H198V196H196L195 199H196ZM204 197H205V198H204ZM247 197H248V196H247ZM256 197H257V195H256ZM12 198H13V197H12ZM16 198H18V197H16ZM21 198H22V197H21ZM29 198H30V197H29ZM87 198H86V200H88ZM90 198H93V196L90 197ZM186 198H187V197H186ZM192 198H194V197H192ZM198 198H199V197H198ZM198 198H197L196 200H198ZM208 198H210V197H208ZM211 198H212V197H211ZM214 198H215V197H214ZM227 198H228V197H227ZM251 198H252V197H251ZM257 198H258V197H257ZM0 199L2 200L3 197L0 198ZM4 199H5V198H4ZM72 199H73V197H72ZM136 199H138V196H137ZM222 199H224V198L222 197ZM12 200H13V199H12ZM12 200H11V201H12ZM14 200H15V199H14ZM17 200H18V199H17ZM27 200H28V199H27ZM27 200H26V201H27ZM142 200H143V199H142ZM217 200H218V199H217ZM220 200H221V199H220ZM227 200H225V201H227ZM4 201H5V200H4ZM6 201H7V200H6ZM21 201H22V200H21ZM91 201H92V200H91ZM138 201H139V199H138ZM140 201H141V200H140ZM152 201H153V200H152ZM152 201H151V202H152ZM155 201H156V200H155ZM175 201H176V200H175ZM178 201H181V204L179 203V205H181V206L178 205V202H177V201L175 202V203H176V206L180 207V208H181L180 210H181L183 213H185V212L183 211V210H185L184 208H186V206H184V204L187 203V202H185V199H183V200H179V199H178ZM182 201H183V202H182ZM198 201H199V200H198ZM206 201H211V200H209V199L207 200V199H206ZM206 201H203V202L206 203ZM215 201H216V200H215ZM222 201H223V200H222ZM251 201H252V200H251ZM2 202H3V201H2ZM87 202H88V201H86V203H87ZM156 202H157V201H156ZM213 202H214V201H213ZM218 202H219V201H218ZM218 202H217V205L219 204ZM220 202H221V201H220ZM246 202H247V201H246ZM246 202H245V203H246ZM33 203H34V202H33ZM43 203H44V202H43ZM66 203H67V202H66ZM66 203H63V204H66ZM149 203H150V202H149ZM152 203H153V202H152ZM207 203H208V202H207ZM207 203H206V204H207ZM211 203H212V202H211ZM215 203H216V202H214V204H215ZM6 204H7V203H6ZM13 204H14V203H13ZM15 204H16V202H15ZM18 204H19V203H18ZM21 204H22V203H21ZM69 204H70V203H69ZM90 204H91V202H90ZM140 204H141V203H140ZM140 204H139V205H140ZM143 204H145V203H143ZM214 204H213V205H214ZM26 205H27V207L30 206V207L32 208V206H31L32 204H31V205H30V204H26ZM54 205H55V204H54ZM54 205H53V206H54ZM66 205H67V204H66ZM66 205H64V209H63L65 212L62 210V214H64V213L67 212V211L65 210V207L67 208L68 206H66ZM148 205H149V204H148ZM153 205H154V203H153ZM153 205H152V206H153ZM174 205H175V204H174ZM174 205H173V206H174ZM202 205H203V203H202ZM204 205H205V204H204ZM209 205H211V204H208V206H209ZM217 205H215V207H216ZM219 205H222V203L219 204ZM224 205H225V204H224ZM230 205H231V204H230ZM262 205H263V204H262ZM3 206H4V205H3ZM16 206H18V205H16ZM23 206H25V205H23ZM36 206H37V205H36ZM39 206H40V205H39ZM58 206H59V205H57V207H58ZM69 206H72V205H69ZM87 206H88V205H87ZM89 206H90V205H89ZM89 206H88V207H89ZM113 206H114V205H113ZM141 206H142V205H141ZM145 206H146V204H145ZM206 206H207V205H206ZM206 206H205V207H206ZM227 206H228V205H227ZM227 206H226V208H227ZM255 206H256V205H255ZM9 207H10V206H9ZM9 207H8V208H9ZM21 207H22V206H21ZM43 207H44V206H43ZM43 207H41V208H43ZM47 207H48V206H47ZM54 207H56V206H54ZM60 207H62V206L60 205ZM72 207H73V206H72ZM125 207H126V210H127V206H125ZM149 207H151V206H149ZM154 207H155V206H154ZM154 207H153V208H154ZM178 207H176V208H178ZM209 207H210V206H209ZM211 207H213V206L211 205ZM19 208H20V207H19ZM24 208H26V206H25ZM28 208H29V207H28ZM28 208H26V211H28V210H27ZM33 208H34V206H33ZM36 208H37V207H36ZM48 208H49V207H48ZM52 208H53V207H50V208H49V209L51 210V213H53L52 210H54V212H56V208H54V209H52ZM69 208L71 209V207H68L67 210H70ZM74 208H75V207H74ZM109 208H111V205H110V207H108V209H109ZM143 208H144V207H143ZM146 208L148 209V207H146ZM151 208H152V207H151ZM171 208L173 209V207H171ZM171 208H170V209H171ZM202 208H204V207L202 206ZM207 208H208V207H207ZM221 208H222V206H221ZM234 208H235V207H234ZM20 209H21V208H20ZM20 209H19V210H20ZM49 209H47V210H49ZM58 209H59V207H58ZM72 209H73V208H72ZM72 209H71V210H72ZM79 209H80V208H79ZM79 209H78V210H79ZM86 209H87V207H86ZM122 209H125V208L123 207ZM189 209H190V208H189ZM212 209H213V208H212ZM3 210H4V209H3ZM16 210H18V209H16ZM22 210H23V209H21V212H19L20 214L26 212L25 210H23V212H22ZM29 210H31V209H29ZM39 210H40V208H39ZM59 210L61 211V208H60ZM59 210H57V211L59 212ZM78 210H76V208H75V211H74V210H72V211H74L73 213H76ZM84 210H85V208L82 209L81 212L84 213V212H85ZM120 210H121V209H120ZM150 210H151V209H149V211H150ZM152 210H153V209H152ZM165 210H166V209H165ZM175 210H177V209H175ZM180 210H177L176 212H178V211H180ZM186 210H187V209H186ZM206 210H207V209H206ZM213 210H214V209H213ZM228 210H229V208H228ZM259 210H260V209H259ZM259 210H258V211H259ZM24 211H25V212H24ZM35 211H36V210H35ZM42 211H43V210H42ZM45 211H46V210H45ZM45 211H43L44 214L46 213ZM72 211L68 213L69 215H68L67 213H66V215H68V216L71 215V218H72L71 220L74 221L73 219H76V218H75V215H76V216H78V215H77V213H76V214H73ZM91 211H92V209H91ZM108 211H110V210H108ZM112 211H113V208H112ZM122 211H125V210H122ZM122 211H120V212H122ZM155 211H156V210H155ZM172 211H173V210H172ZM199 211H200V210H199ZM199 211H198V212H199ZM208 211H209V213L211 214V212H210V208L208 209ZM229 211H230V210H229ZM17 212H18V211H17ZM48 212H49V211H48ZM63 212H64V213H63ZM79 212H80V210H79ZM79 212H78V213H79ZM89 212H90V211H89ZM129 212H130V211H129ZM151 212H152V211H151ZM176 212H173L172 215H173V214H179V213H176ZM187 212H189V210H188ZM194 212H195V211H194ZM204 212H205V211H204ZM220 212H222V213H221L222 215H223V212H224V215L227 214V213L229 214V212H228L226 209H223V211L220 210ZM225 212H226V213H225ZM261 212H262V211H261ZM1 213H2V212H1ZM14 213H15V212H14ZM27 213H29V211H28ZM51 213H50V216L52 217ZM70 213H72L74 216H73L72 214H70ZM83 213H80V215H79L78 217L83 216V218L89 220L88 217L90 216V215H89L90 213H87V211L84 213V215H83ZM113 213H114V211H113ZM124 213H126V212H124ZM127 213H128V212H127ZM152 213H154V211H153ZM164 213H166V212H164ZM205 213H206V212H205ZM256 213H257V211H256ZM25 214H26V213H25ZM25 214H24V216L27 215V214H26V215H25ZM30 214H31V213H29V217L31 218V215H30ZM35 214H36V213H35ZM38 214H39V213H38ZM38 214H37V215H38ZM47 214H48V213H47ZM54 214H55V213H54ZM54 214H53V215H54ZM57 214H58V213H57ZM60 214H61V213H59V215H60ZM85 214H88L89 216L87 215V218H86V217H84V216H86ZM92 214H93V213H92ZM94 214H95V212H94ZM94 214H93V215H94ZM98 214H99V213H98ZM111 214H112V213H111ZM210 214H209V215H210ZM212 214L214 215L213 212H212ZM261 214H262V213H261ZM33 215H34V214H33ZM33 215H32V216H33ZM59 215H58V216H59ZM93 215H91V218H93ZM103 215H104V214H103ZM103 215H102V216H103ZM117 215H118V214H117ZM121 215H122V214H121ZM152 215H153V214H152ZM182 215H183V214H182ZM185 215H186V214H185ZM190 215H191V214H190ZM190 215H189V216H190ZM192 215H193V214H192ZM198 215H200V214H198ZM27 216H28V215H27ZM38 216H39V215H38ZM42 216H43V215H42ZM45 216H47V215L45 214L43 218L47 219ZM48 216H49V214H48ZM56 216H57V215H56ZM63 216H65V215H63ZM68 216H66V217H68ZM72 216H73V217H72ZM96 216H97V215H96ZM96 216H95V218H96ZM102 216H101V217H102ZM108 216H109V214H108ZM166 216H167V215H166ZM177 216H178V215H177ZM201 216H202V215H201ZM207 216H208V215H207ZM211 216H212V215H211ZM216 216H217V215H215V217H214L215 220H212V219H214L213 217H211L212 219H211V218L208 219V217H207V219H204V218H205L204 216H203V218L201 217V218H202L201 220L204 219L203 221H205L206 224H209L212 228H214L215 230H217L218 233H219V230H218V228H217L218 225H216V223H215V222H216ZM230 216H231L230 218L232 219V221H233V220H234V221L236 220V219H233V217H232L233 215H230ZM262 216H263V214H262ZM14 217H15V216H14ZM18 217H19V215H18ZM22 217H23V216H22ZM29 217H28V218H29ZM34 217H37V216H34ZM34 217H32V218H34ZM61 217H62V216H61ZM78 217H77V219H78ZM97 217H98V216H97ZM130 217H131V216H130ZM180 217H181V216H180ZM180 217H179V218H180ZM187 217H188V216H187ZM192 217H193V216H192ZM197 217H198V216H197ZM218 217H219V216H218ZM218 217H217V219H218ZM227 217H228V216H227ZM227 217L225 216L224 218L226 219ZM257 217H258V216H257ZM49 218H50V217H49ZM49 218H48V219H49ZM54 218H55V216H54ZM59 218H60V217H59ZM63 218H64V217H62V220H63ZM68 218H70V217H68ZM98 218H99V220L101 219L100 217H98ZM98 218H97V222H98ZM118 218H119V217H118ZM118 218H117V219H118ZM174 218H175V216H174ZM198 218H200V216H199ZM224 218H223V219H224ZM253 218H254V217H253ZM18 219H19V218H18ZM23 219H26V217L23 218ZM52 219H53V218H52ZM60 219H61V218H60ZM79 219H81V217H80ZM85 219H84V221H85ZM104 219H106V218H104ZM122 219H123V218H122ZM167 219H168V218H167ZM219 219H220V218H219ZM223 219H221L220 221H222ZM228 219H229V218H228ZM32 220H33V219H32ZM34 220H35V219H34ZM34 220H33V221H34ZM37 220H42V217L40 216L39 219H38V217H37ZM37 220H36V222H37ZM49 220L51 221V219H49ZM56 220H57V222H58L59 224H60V222H62V223L64 224V221H61V220L58 221V217H57L55 220L53 219V221H54L55 223H57ZM66 220H67V219H66ZM66 220H65L66 224H64V225H66V226H63L64 228H63L62 230H61V227H62L61 225H62V224H61V225H57V224H56V225H57V227H56V228H57V231L62 232L64 229L67 228L68 223L71 224V225H69V226L72 227V228H69V226H68L69 229L73 230V228H75V229L78 230V228L80 227L79 224H80V223H81V224L84 223V222L82 223V221L79 222L80 220H79V221H75V222H79L78 224L76 223V225L78 226V227H76V226L73 224V223H75V222L70 223V222H72V221H70V219H69V220H68V223H67ZM81 220H82V219H81ZM91 220H92V219H90V221H91ZM113 220H114V219H113ZM113 220H112V221H113ZM115 220H116V217H115ZM133 220H134V219H133ZM135 220H136V219H135ZM260 220H261V218H260ZM44 221L47 222V224H48V229L50 230V229H51V227L49 226L50 224L48 223L47 220H44ZM44 221H43V220H42V222L40 221V224H41V226H42V227L39 226L40 228H43V225H42V224H45V223H43ZM50 221H49V222H50ZM53 221H52V222H53ZM86 221H87V220H86ZM86 221H85V222H86ZM90 221H89V222L87 221L86 223H88V224L90 223V224H91L92 221H91V222H90ZM102 221H103V220H101V222H102ZM106 221L109 222L110 220L108 221V220L106 219ZM167 221H168V220H167ZM194 221H195V220H194ZM199 221H200V220H199ZM223 221H225V220H223ZM223 221H222V223H223ZM232 221H231V222H232ZM253 221H255V220H253ZM21 222H22V221H21ZM21 222H20V223H21ZM52 222H50V223H51V224H54V223H52ZM97 222H96V220H95L94 223L92 222V224H95V223L97 224ZM110 222H111V221H110ZM113 222H114V221H113ZM117 222H119L118 224H120V225H125V224H127V223H125V222H123V221H120V220H117ZM117 222H116V223H117ZM121 222H122V223H121ZM132 222H133V221H132V219H131V223H132ZM229 222H230V220H229ZM235 222H237V220H236ZM235 222H233V226H234ZM20 223H18V224H20ZM29 223H30V222H29ZM86 223H85V225H87V228H88V226L90 227V225H88V224H86ZM102 223H103V222H102ZM114 223H115V222H114ZM114 223H113V225H114ZM116 223H115V225H116ZM168 223H169V222H168ZM201 223H202V222H201ZM218 223H219V222H218ZM218 223H217V224H218ZM222 223L220 222L221 225H223ZM81 224H80V225H81ZM110 224H111V223H109V225L107 224V226L110 227ZM196 224H197V227H198V223H196ZM203 224H204V223H203ZM220 224H219V225H220ZM237 224H238V223H236L235 225H237ZM20 225H21V224H20ZM35 225L38 226L39 223H34V226H35ZM104 225H106V224H104ZM115 225H114V227H118V226H115ZM139 225H140V224H139ZM154 225H155V224H154ZM199 225H200V224H199ZM201 225H202V224H201ZM204 225H205V224H204ZM225 225H226V224H225ZM246 225H248V224H246ZM246 225H245V226H246ZM36 226H35V227H36ZM51 226H52V225H51ZM73 226H74V227H73ZM95 226H96V225H95ZM135 226H137V224H136ZM162 226H163V224H162ZM206 226H208V225H206ZM238 226L241 227V225L238 224L236 228H238ZM245 226H244V228H245ZM49 227H50V228H49ZM58 227H60V230H58ZM82 227H83V225H82ZM82 227H80V228H82ZM91 227H92V226H91ZM97 227H99V226H97ZM132 227H133V226H132ZM166 227H167V226H166ZM194 227H195V226H194ZM199 227H200V226H199ZM224 227H225V226H224ZM246 227H249V226H246ZM250 227H251V226H250ZM254 227H255V226H254ZM254 227H252V229H253ZM22 228H23V227H22ZM28 228H29V227H28ZM44 228H45V230H48V229H46V227H44ZM56 228H55V226H54V228H53V226H52V230H53V229L55 230ZM84 228L87 229L86 227H84ZM94 228H95V227H94ZM105 228H106V227H105ZM119 228H120V227H119ZM119 228H117V229H118V232L116 231V232L118 233V235H117L116 233H114V234L117 235V237H116L117 240L113 237V236H115L114 234L111 235V237H112L111 239L114 241V242H113L114 244L116 243V241L118 242V237L121 235V234H119V232H120V231H119ZM121 228H122V227H121ZM121 228H120V230H122ZM126 228H127V227H126ZM155 228H156V226H155ZM162 228H163V227H162ZM162 228H161V229H162ZM203 228H204V226H203ZM207 228H208V230H209V227H207ZM221 228H222V227H221ZM221 228H220V229H221ZM241 228H243V227H241ZM241 228H238V229L240 230V232L242 231V232H241V234H243L242 236H244V237L246 236L245 238L248 237L249 233L252 234V235H254L253 232L251 233L252 230H251L250 228H249V229H250L251 231H248L249 229L247 230V229H241ZM24 229H25V228H24ZM31 229H33V228L31 227ZM75 229H74V230H75ZM82 229H83V228H82ZM82 229H80V230H82ZM91 229H92V228H91ZM103 229H104V228H103ZM107 229H108V227H107ZM107 229H105V230H107ZM109 229H110V228H109ZM111 229H112V228H111ZM123 229H124V228H123ZM201 229H202V228H201ZM261 229H262V228H261ZM45 230H43V232H44ZM52 230H50V231H52ZM71 230H70V233H71ZM74 230H73V231H74ZM77 230H76V231H77ZM95 230H96V229H95ZM99 230H100V228H99ZM101 230H102V227H101ZM105 230L103 231L104 234H105V233L108 234L109 230H107L108 232H105ZM114 230H116V229H114ZM114 230H112V232H109V234H110V233H113ZM137 230L140 231L139 229H137ZM167 230H168V227H167ZM196 230H197V229H196ZM196 230H195V231H196ZM211 230H212V229H211ZM215 230H213L214 233H215ZM222 230H223V229H222ZM224 230H225V228H224ZM257 230H258V229H257ZM50 231H49V232H50ZM66 231H67V230H66ZM66 231H65V232H66ZM68 231H69V230H68ZM68 231H67V232H68ZM76 231H75V234H74V232H72L73 235H71V236H72L71 238H73V236H76V235H77L76 233H78V232H79V234H81V233L84 234V229L82 230V232H81V231H77V232H76ZM86 231L88 232V231H91V230H88V229H87ZM86 231H85V235L87 234ZM96 231H97V230H96ZM161 231H162V230H161ZM201 231H202V230H201ZM205 231H206V230H205ZM226 231H227V230H226ZM80 232H81V233H80ZM97 232H98V231H97ZM97 232H94V231H93L94 234H95V233H96V234H99V233H100V232H98V233H97ZM103 232L100 233V234H101L100 236H97V235H94V236H97V237H99V238L101 237L100 239H103V238H105V237H102V235H103V236L106 235V234L104 235ZM114 232H115V231H114ZM164 232H166V231H164ZM198 232H199V231H198ZM207 232H208V231H207ZM210 232H211V231H210ZM231 232H232V231H231ZM233 232H234V231H233ZM240 232H239V233H240ZM261 232H262V231H261ZM47 233H48V231H47ZM50 233L54 234L55 231H54V233H53V232H50ZM88 233H89V232H88ZM91 233H92V232H91ZM93 233H92V235H93ZM122 233H123V232H122ZM139 233H140V236H141V235H142V236H146V234H147L145 230H142V231L139 232ZM162 233H163V232H162ZM200 233H201V232H200ZM208 233H209V232H208ZM208 233L205 232V234H204L203 236H207V237H209L210 234H209V236L206 235V234H208ZM225 233H226V232H225ZM227 233H228V232H227ZM227 233H226V235H227ZM239 233H238V234H239ZM258 233H259V232H258ZM56 234H57V232H56ZM58 234L61 235L62 233H59V232H58ZM68 234H69V232H68ZM68 234L66 233L65 235H68ZM109 234H108V237H110ZM124 234H125V236H126V233H124ZM128 234L130 235V233H128ZM216 234H217V233H216ZM221 234H222V233H221ZM229 234H230V232H229ZM255 234H256V233H255ZM41 235H44V234H41ZM48 235L50 236L51 234H48ZM54 235H55V234H54ZM60 235H57V236H54V237H58V236H60ZM62 235H63V234H62ZM85 235H84V237H86ZM129 235H128V237L130 238ZM136 235H137V234H136ZM165 235H166V234H165ZM201 235H202V234H201ZM222 235H223V234H222ZM226 235H225V236H226ZM44 236H45V235H44ZM49 236H48V237H49ZM51 236H52V235H51ZM68 236H69V235H68ZM68 236H67V237H68ZM81 236H82V235H81ZM90 236H91V235H90ZM106 236H107V235H106ZM122 236H124V235H122ZM122 236H120V237H122ZM125 236H124L122 239L119 237L120 242H121V240H122L121 243L124 242L123 239H125ZM133 236H134V235H132V237H131L132 239H134V238L136 237V236H135V237L133 238ZM140 236H139V237H140ZM203 236H202V238H203ZM225 236H224L223 238H225ZM229 236H230V235H229ZM250 236H251V235H250ZM255 236H256V235H255ZM259 236H260V235H259ZM259 236H258V238H259ZM261 236H264V235L262 234ZM37 237H38V236H37ZM48 237H47V238H48ZM63 237H65V236H62L60 239H62V241L64 242L67 238H65V240H63ZM78 237L80 238L79 235H78ZM84 237H82V239H84V240L86 241V238H84ZM87 237H89V236H87ZM137 237H138V236H137ZM137 237H136V238H137ZM166 237H167V236H166ZM238 237H239V236H238ZM251 237H252V236H251ZM253 237H254V236H253ZM253 237H252V238H253ZM131 238H130V239H131ZM147 238H148V239H147ZM147 238H146V241L150 243L151 240L149 239V236H148ZM229 238H230V237H229ZM241 238H242V237H241ZM258 238H257V236H256V238L254 239V241H255V240L257 241ZM44 239H45V238H44ZM75 239H76V237H75ZM87 239H88V238H87ZM91 239H92V242L90 241ZM93 239L95 240V239H98V238H96V237L93 238V236H92V237H90L89 240H87V241H90V242H91V243H90V242H87V244H90V247H91L92 243L95 242V244H96V242H97V240L94 241ZM100 239H98V240H99L98 243L100 242L99 244H101V242L105 241V239H103V240H100ZM107 239H108V238L106 237V241H107ZM111 239H110V242L112 243V240H111ZM126 239H127V238H126ZM132 239H131V240H132ZM142 239H143V238H142ZM142 239L139 238L138 240H140L141 242H138V243L135 242L136 239H135V240H132V243L135 242L136 244L133 243V244H135V245H134V246L131 245V246H132L131 249L133 250L134 248H136V245L139 244V243H142V242H143L142 244H145L144 242H146V241H143L145 238H144L143 240H142ZM204 239H205V237H204ZM210 239H211V238H210ZM243 239H244V238H243ZM50 240H52V239H50ZM68 240H70V237H69ZM71 240H73V239H71ZM71 240H70V241H71ZM76 240H77L76 243H72V242H70V243L73 244V246H72V245H69L70 243H69L67 240H66V241L68 242V246H70V247H72V248L74 249V246L76 247V246H77V243L79 242V241H78V238H77ZM127 240H129V239H127ZM127 240H126V241H127ZM131 240L128 241V243L131 242ZM138 240H137V241H138ZM148 240H150V241H148ZM172 240H173V239H172ZM207 240H209V239H207ZM223 240H224V239H223ZM226 240H227V239H226ZM261 240H262V237H261ZM261 240H260V242H262L264 239H263L262 241H261ZM66 241H65V243H67ZM82 241H83V240H82ZM93 241H94V242H93ZM106 241L103 242V243L106 244ZM126 241H125L124 243H127ZM154 241H155V240H154ZM154 241H152V242H153L152 244H149V243L146 242L147 245H146V244H145V245L148 246V248H150L149 245H152L151 248H153V247H154V246H153V245H154ZM156 241H157V240H156ZM168 241H170V240L168 239ZM224 241H225V240H224ZM228 241H229V239H228ZM243 241H244V240H243ZM258 241H259V240H258ZM50 242H51V241H50ZM74 242H75V241H74ZM110 242L108 241L107 243L110 244ZM120 242H119V243H120ZM171 242H172V241H171ZM171 242H170V243H171ZM263 242H264V241H263ZM83 243H84V242H82V246H83ZM85 243H86V242H85ZM103 243H102V244H103ZM121 243H120V244L116 243L115 245L113 244V246L116 247V251H117V249H118V247H117L116 245H117V244H118V246H119V245H123V244H121ZM132 243H130V244H132ZM156 243H157V242H156ZM156 243H155V244H156ZM158 243H159V241H158ZM158 243H157V249L159 248V245L161 244V243H160V244L158 245ZM198 243H199V242H198ZM243 243H244V242H243ZM57 244H58V243H57ZM62 244H63V243H62ZM75 244H76V245H75ZM99 244H98V245H99ZM105 244L102 245V246L105 247ZM109 244H106V247H107V248H108L107 245H109ZM130 244H129L128 246H130ZM148 244H149V245H148ZM182 244H183V243H182ZM227 244H228V243H227ZM250 244H251V243H250ZM259 244H260V243H259ZM262 244L264 245V243H262ZM60 245H61V244H60ZM63 245H64V244H63ZM65 245H66V244H65ZM65 245H64V246H65ZM78 245H79V243H78ZM80 245H81V244H80ZM85 245H86V244H85ZM96 245H97V244H96ZM96 245H95V246H96ZM98 245H97V248H98ZM110 245H111V244H110ZM163 245H164V244H163ZM64 246H63V248L65 249ZM66 246H67V245H66ZM86 246H87V247H86ZM86 246H85L86 249H87V248L90 249V247H89L88 245H86ZM92 246H94V244H93ZM102 246H101V247H102ZM125 246H127V245H125ZM131 246H130V247H131ZM139 246H141V244H139ZM143 246H144V245H142V246L140 247V249H143V250H144L146 246H144V248H143ZM165 246H166V248L168 247L167 245H165ZM169 246H170V245H169ZM171 246H172V243H171ZM176 246H177V245H176ZM176 246H175V247H176ZM180 246H181V245H180ZM257 246H258V245H257ZM260 246H261V245H260ZM260 246H259V248H260ZM77 247L79 248V246H77ZM77 247H76V248H77ZM83 247H84V246H83ZM99 247H100V246H99ZM104 247H103V249H104ZM106 247H105V249H104L105 251L110 250V248H111L112 246H111V247L109 246L110 248L107 249V250H106ZM115 247H112V248L115 250ZM120 247H121V248H120ZM123 247H124V246H119V250H118L117 252H115L116 254H114V250H113V249L110 250V251H111V253H113V256H116V258H117V255L119 254L118 252H119V251L121 252L120 249H122V250L124 249V252H125L126 250L128 251V249H127L128 247H127V248H126V247L123 248ZM130 247H129V248H130ZM155 247H156V246H155ZM155 247H154V249H153V250H154V251H153L154 254L156 253V255H157V254H158V253H157L158 251H160L161 254H162V251H163V254H162V255H164L163 257H159V256H157L158 259H159V258L161 259V262H162L161 264L164 263V260L167 262V258H166V257H169L170 255H171V256L173 255V254H168V252L166 251L167 249H165V251H164V248H163V250L161 251V250H160V249L162 248L161 245H160L161 248H159L158 251H156L157 249H156ZM175 247H174V249H175ZM262 247H263V246H262ZM67 248H68V247H67ZM67 248H66V249H67ZM72 248H71V251H72ZM94 248H96V247H94ZM97 248H96V249H97ZM125 248H126V250H125ZM146 248H147V247H146ZM151 248H150V249H151ZM169 248L171 249V247H169ZM172 248H173V247H172ZM176 248H177V247H176ZM61 249H62V248H61ZM64 249H62V250L65 251L66 249H65V250H64ZM84 249H85V248H84ZM84 249H83L82 251H83V252H86V251H84ZM91 249H93V248L91 247ZM96 249H93L92 251H94V250L96 251ZM155 249H156V250H155ZM179 249H180V248H179ZM182 249H183V248H182ZM261 249H262V248H260V250H261ZM59 250H60V249H59ZM59 250H58V251H59ZM68 250H69V249H68ZM68 250H66V251H68ZM76 250L79 251L80 248H79V250H78V249H76ZM98 250H99V249H98ZM100 250L102 251L101 248H100ZM100 250H99V251H100ZM137 250H138V251H136V252H141V253H139V254H140V255H139V259L142 258V257H140L141 254H142V252H144L143 254L147 253V255H146V254L143 255V257L146 256L147 258L149 257L148 254L150 255V252H152V251H149L148 249H147L148 252H145V251H143V250H142V251H139V248H137ZM185 250H186V249H185ZM71 251H69V252H71ZM74 251H75V250H74ZM74 251H72V252H73V254L75 253V255H76V252H77V251H75V252H74ZM87 251H88V250H87ZM89 251H91V250H89ZM95 251H94V252H95ZM99 251H96L95 253H96L97 255H99V254H100ZM112 251H113V252H112ZM129 251H131V250H129ZM133 251H134V250H133ZM155 251H156V252H155ZM172 251H173V249H172ZM175 251H176V250H175ZM69 252H68V253H69ZM80 252H81V251H80ZM80 252H77V254L79 255ZM98 252H99V254H98ZM102 252H103V251H102ZM108 252H109V251H108ZM108 252H105V254H108ZM124 252H122V254H123ZM136 252L133 253V256H135L134 254L137 255ZM164 252H165V253L167 252V255H169V256L166 255V257H165V253H164ZM176 252H178V251H176ZM183 252H184V249H183ZM192 252H193V251H192ZM256 252H257V251H256ZM258 252H259V251H258ZM57 253H58V252H57ZM65 253H67V252H65ZM95 253H94V255H95ZM117 253H118V254H117ZM126 253H127V252H126ZM126 253H125V254H126ZM169 253H170V252H169ZM172 253H173V252H172ZM178 253H179V252H178ZM184 253H187V252H184ZM184 253H182V254H184ZM194 253H195V252H194ZM203 253H204V252H203ZM82 254H83V253H82ZM89 254L91 255V252H90ZM89 254H88V257H89ZM102 254H103V253H102ZM105 254H104V255H105ZM125 254H123V255H125ZM127 254H128V253H127ZM154 254H153V255L151 254L152 256H150V258L152 257L153 259L151 258L150 261L152 260L151 262H154L153 260L156 259V262H158V263H156V264H159L160 261L157 259L156 255H155V259H154ZM179 254H180V253H179ZM187 254H188V253H187ZM260 254H261V253H260ZM262 254H263V253H262ZM67 255H68V254H67ZM83 255H84V254H83ZM97 255H96V256H97ZM109 255H110V257H111V254H110V253H109ZM123 255H119V256H120L119 258H121V259H124V258H125V260H126V258H128V259H130V260L134 258V257L132 256V251L130 252V256H131L132 258H131V257L129 258V257H127V256L124 257ZM128 255H129V254H128ZM72 256H73V255H72ZM101 256H103V255H101ZM175 256H176V255L174 254V256H173L174 259H175ZM181 256L183 257L184 255H181ZM187 256H188V255H187ZM187 256L185 255L186 260H188V259H187ZM191 256H192V255H191ZM200 256H201V255H200ZM78 257H79V256H78ZM92 257H93V254H92ZM94 257H95V256H94ZM122 257H123V258H122ZM135 257H136V256H135ZM146 257H145V258H146ZM176 257H178V256H176ZM182 257H181V258H182ZM68 258H69V257H68ZM76 258H77V256H76ZM102 258H103V257H102ZM102 258H100V259H102ZM114 258H115V257H114ZM116 258H115V259H116ZM137 258H138V256H137ZM145 258H143V261H139V259H138V261L141 262V263H143ZM147 258L145 259V264H146V263L148 264L147 261H149V260H147ZM163 258H164V259H163ZM179 258H180V257H179ZM192 258H193V257H192ZM205 258H206V257H205ZM205 258H203V259H205ZM6 259H7V258H6ZM70 259H71V257H70ZM80 259H81V258H80ZM110 259H111V258H110ZM110 259H109V260H110ZM117 259H118V258H117ZM128 259H127V261H128ZM148 259H149V258H148ZM168 259H169V258H168ZM182 259H184V258H182ZM182 259H181V261L183 262ZM261 259H262V258H261ZM81 260H82V259H81ZM98 260H99V259H98ZM98 260H97V261H98ZM125 260H123V261L120 260V261L126 263ZM134 260L137 261V259H134ZM141 260H142V259H141ZM146 260H147V261H146ZM157 260H158V261H157ZM162 260H163V261H162ZM171 260H172V259H171ZM175 260L178 262L177 259H175ZM208 260H209V259H208ZM210 260H211V259H210ZM210 260H209V261H210ZM1 261H2V259H0V264H3ZM97 261H96V262H97ZM101 261H102V260H101ZM101 261H100V262H101ZM111 261H112V264H113V262H114L113 258H112ZM120 261H118V262H120ZM131 261H133V260H131ZM131 261H130V262H131ZM136 261H133V262H136ZM150 261H149V262H150ZM169 261H170V260H169ZM172 261H173V260H172ZM172 261H171V263H172ZM179 261H180V260H179ZM181 261H180V262H181ZM184 261H185V259H184ZM188 261H189V260H188ZM206 261H207V260H206ZM218 261H219V260H218ZM75 262H77V261H75ZM80 262H81V261H80ZM85 262H86V261H85ZM105 262H107V261H106V256H105ZM105 262L102 261L101 264H102V263H105ZM130 262H128V263L131 264ZM133 262H132V264H133ZM151 262H150V263H151ZM182 262H181V264H183ZM212 262H213V260H212ZM212 262H211V264H212ZM214 262H215V260H214ZM219 262H220V261H219ZM221 262H222V264H226V263H224L222 260H221ZM12 263H13V262H12ZM82 263H83V262H82ZM108 263H110V261H108ZM108 263H107V264H108ZM114 263H116V264H121V263H117V261L114 262ZM128 263H126V264H128ZM136 263H137V262H136ZM136 263H135V264H136ZM150 263H149V264H150ZM168 263H169V262H168ZM174 263H175V261H174ZM174 263H173V264H174ZM186 263H187V264H190V263L187 262V261L184 262V264H186ZM203 263H204V262H203ZM93 264H94V263H93ZM105 264H106V263H105ZM110 264H111V263H110ZM122 264H123V263H122ZM154 264H155V263H154ZM164 264H166V263H164ZM175 264H176V263H175ZM201 264H202V262H201ZM206 264H207V263H206ZM213 264H214V263H213Z\"/></svg>",
	"mask_w": 264,
	"mask_h": 264
},
{
	"label": "water",
	"instance_id": "95a60500",
	"mask_svg": "<svg viewBox=\"0 0 264 264\" xmlns=\"http://www.w3.org/2000/svg\"><path fill=\"white\" fill-rule=\"evenodd\" d=\"M205 1H208V2H209V0H205ZM212 1H213V0H211L210 3H211ZM218 1L221 2V0H218ZM222 1L224 2V4H227L228 7H226V8H229L228 12H231V11L235 10L236 8H238L239 0H222ZM247 57H248V56H247ZM261 65H262V64H261ZM261 65L259 66L258 69L255 68L254 70H255L256 72H258V71L260 70Z\"/></svg>",
	"mask_w": 264,
	"mask_h": 264
}]
</instances>
